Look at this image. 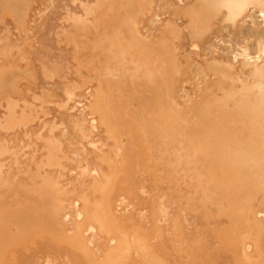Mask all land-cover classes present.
<instances>
[{
	"label": "rangeland",
	"instance_id": "rangeland-1",
	"mask_svg": "<svg viewBox=\"0 0 264 264\" xmlns=\"http://www.w3.org/2000/svg\"><path fill=\"white\" fill-rule=\"evenodd\" d=\"M0 1H1V0H0ZM2 1H3L4 3H3ZM2 1H1V3H0V5H1L2 7L0 6V7H1L0 9H1L2 11H3V9H4V10H5L4 12H7V11L9 10V11L6 13L7 15H3L4 12H2V13H3L2 16H6V17L9 18V19H10V17H11V19H10L11 22L8 21L9 19H6V20H5L6 17H4V20H5V22H6V25L8 26V27H7V26H5L4 21H3V20H0V24H1V25L4 23L2 26L0 25V28L2 27V29H1L2 31L0 30V31H1V32H0V35H1V36H0V39H1V37H2V39L0 40V59H2V60H0V72L2 71V72L0 73V74H1V76H0V88H1V89H0V94H2V93L4 94V95H2V96L0 97V126L3 128V130H4V128H5V130L2 131V129H1V127H0V129H1V130H0V136H1V134H2L1 131L3 132V134H2L3 137L1 136V139H0V140L3 139V141H0V143L2 144V145L0 144V151H2L1 149H4V148L8 149V150L5 149L6 151H10V150H11V151L9 152V154H7L5 150H4L5 152H4V151L0 152V154H1V153L5 154L4 156H3V154H2V156H0V164L2 165V166H0V181H1V182H0V186H1V187H0V196H1V197H0V200H1V201H0V202H1V206H0V208L2 209V211H1L0 213H1L2 216H3V214H4V216H5V214H6L5 217H4V216L2 217V218H3L2 221H0V223H1V224H0V228H1L0 231L2 230V231H1L2 233L0 232V251L2 250V251H1V255H0V257H1V258H0V262H1V263H4V264H5V263L8 264V262H9V264H12L11 262L13 261V258H15V256H16L17 259H18L19 261H20V260H21V261H20V263H19V262L15 259L16 262H15L14 264H23V263H25V264H39V263H40V259H41L40 256H42V254H43V257H45L46 254H47V258H43V261H42V259H41V263L46 264V262H47V264H48V263L51 261V264H71L72 261H73V260L71 261V258H72V257H73V259H74V257H75V258H76V257H80V258H78V259H75V261H78V262H79V263L77 262V263H75V264H81V262H82V260H83V257H84V258H85L84 260L87 261L88 264H101V263H103V262H104L103 264H105L106 259L103 258V256L106 257L107 254H110L112 259H110V257H109V259H110V262H112V264H117V263H115V259H114V258H117V259L119 258L118 261H123V264H132V263H133V264H140V257H142L143 254L140 253L141 255H140V257H139L138 249H136V247L138 246V245H137L138 242H137V241L134 242V238H135V237L132 236L133 238H131V237H130L131 232H129V231H131V229H132V231H133V228H134L133 225L135 226V224H136V226H138L139 229H140V228H143V230L145 229L144 231H143L142 229H140V231H138L139 229L136 228V226H135L136 229L134 228V229H135L134 231H136V230L138 231V233H137V235H136L137 238H138L139 235H141V239H142V237H145L144 234L146 233V237H148V240L151 239L150 241H146L147 238L145 239V242H146V243H145V245H144V247H143V250H145V249H146L145 247L148 246L149 243H150V245L148 246V248L151 247V248L153 249V246H154L153 254L156 252L155 254H157V255H156L155 258H157V256L159 257V262H157V264H161V263H160V262H161V260H160L161 258H163V261H165L166 264H170L171 262L168 263V261L166 260V258H167L168 255H167V252H166L165 248L162 246V239H163V238L161 239V236L164 237V234H165V232L161 229L160 218H159V215H160L159 211L161 212L160 207H159V203L162 201V197L166 198L168 201L170 200L169 202H171V204H172V205H171V204H170V205H171L172 209H174V210L172 211V209H171V208H170V209H171V211H172V213H173V216H174V219H175L174 221L172 220V222H173L172 224H175V223L177 222L178 225H179V223H180V226L177 225V227H178V229H179V228L181 229V230H179V231L176 230V229H175V231H173V227H174V225L171 226V233H170V235L168 236V237L171 238L170 246L173 247V250L176 249V248H177V249L180 248V249H181V252H184V251H185V253L183 254V256L186 257V262H187L186 264H193V261H194V264H217V262H220V264H229V263L232 264L233 262H234V264H240V263L242 264L243 259H242V261H240V256H241L242 253H244V251L242 252L241 250L243 249L242 246H243V242H244L245 240H243V242H242V246H241V242H240V240H239L240 243L238 242V240L234 241L235 243H234L232 240H231L232 242H229L230 239H231V237L233 236V233L231 232L232 234H231V236L229 237V235H230V233H229V232H230V227H229V229L227 228V225H229V224H227V223H229V221L227 220L229 217L227 218V216H230V208H231V209L233 208V210H231V211H232V214H231V216H230L231 219H229V220H230V221H231V220L234 221L236 218L239 219V216L241 215V213H239V212H238L237 210H235V209H239L243 204H245V206H243V208L246 210V212H249L250 210H253V211H254V214L252 215V218H251V216H250L251 214L248 216V213H246L245 210L242 211V212H243V218L240 216L241 221H240V220H235V221H236V222H235V224H236V226H235V228H236V230H235V231H236V234H235V231H233L234 234H235L234 237H235V239H238V238H239L238 236L243 235V233L241 234V232H240V231H242V228H243V227H238V230H237V225L239 224V226H240V225L242 226V224H245V222H247V225H248V224H249L248 222L250 221V224H249V225H252V226H251L252 228H251L249 225H248V226H249V227L251 228V230H252V231H251V235H252V233H253V235H252V236H249V240H248V241H249L250 243H253V246H254V244H256L255 242L258 241V245H255V248H256V249H254V251L256 250V252H253V253H251L252 255H250V257L253 256V257L255 258V257H256L255 254H257V253L259 252L258 250H262V244H261V242L264 241V240H263V238H264V235H263L264 229H262L263 231L261 230V228H260V225H261V224L259 225V224H257V222H256V225L260 228V232H259V230L256 231V232L253 231V226H254V229L256 228V227H255V224H254L253 216L255 215V212L258 211L259 209H264V206L261 205V207L258 208L259 205H260V203H259V205H258V202H253V198H252V201H251L250 197L254 196V198H256V199H257L258 197H255L254 194H251V193L249 194V193L247 192V191L249 190V188H248V190L246 189L247 191H245V189L243 188L244 186H242L243 189L241 188L239 191H236V189H231V188H229L230 185H229L228 182L221 183L220 181H221L222 178L220 179L221 176L218 174V173H220V172H218V171H221V170L218 169L216 172H213L212 170H216V169L214 168V167H216V164H215V166H214V164L211 165L210 163H208V165H207V162H206V161H205V162H206V164H205V163L202 161V160H204V159L202 158L203 155L200 154V156H199L198 153H196V155H197V157H196V158H197V162L200 164L201 161H202V167L200 166L201 164H200V165H199L198 163H195V164H194L193 161H190V162H193V164H194V165L192 164L193 166L191 167V164H190V163H189L190 165H188V162H187L188 160H186V157H182L181 152H180V153H179V152H176V153L174 152V151H175V148H176L178 145H176L175 148H174L173 146H172L173 148H171L170 146L173 145V144H174V146H175V144H177L178 142H180L181 146H182V144L184 143L183 146H182V147H184V146L187 144V142H188V144H187V148L189 149V147H188V145L190 144L189 142H191V140H192L193 138H196V136L199 135V134H197L198 131H196L195 128H190L191 126L193 127V126L195 125L196 129L198 128L201 134H202L201 131H203V133H204V129H203L202 127L205 126V124H204V125H203V124H202V125L200 124V123H201V119H203V118L200 117L201 119L198 120V118L196 117V115H197L196 112H198L199 115H202V114H200V112H201L200 110H201V109L198 110V109H197L198 107H196V106H193V107L191 108V105H195V103H196V101H198V99H199L198 102H199V104H200V102H201V103L203 102L202 99H205L206 97H210V94H209V96H207V95H208V93H207L208 91L206 92L207 95H206V93H205V98L202 96V95H204V94L201 95L202 97L199 96V95L202 93L201 91H204L205 89L207 90V89L209 88L210 84L212 83L211 78H210L209 81H208V84H207V82H206L207 80H205V79H207L206 77H208V76L210 77V76H211L213 73H215V72L213 71V68L209 70V67L205 70V68H206L207 66L204 67L205 64H204L203 62H201L200 60H198L199 58L204 57V56H205V57H210V56H211V57L209 58V59H211L212 56H213L214 59H211V60H209V59L207 60V58H206V59H205V60H206L205 63H206L207 61H211V63H212V61L214 60L213 63H214V66H216V64H217L216 59H217L218 61H220V60L224 61V60H225V57H226L227 60H225L223 63H222V62H220V63L218 62V65H219V67L221 66L220 64H224L223 66L227 65V66H225V67H226V69L229 68L228 70H231V73H230V74H232V72H234V73L236 72V73H237V69H235V68H238L240 65H241V66L245 65L244 67H246V66L249 65L250 63H253V64H254V65H252L253 68L250 67L251 65H249V66H247V67L250 68V69H249L250 71H254V66L256 65V62H257V63L259 62L258 64H260V62H264V52H263V53L261 52V51H264V39H263V38H264V34H262V32H264V31H263V30H264V23H263V22H264V19H263V20L261 19V18H262L261 15L263 16V13H264V11H262V9L264 8V4H263V3H264V0H242L243 2H242L241 0H215V2L217 1V3H215V4H216L215 9H216V7H217V9H216L217 11L215 12L214 8L212 7L215 13L212 11V9L209 10L210 8L205 9V8L208 7V6H204V9H205V10H208V11H207V15H209V11H210V15H213V14H214V15H213L214 18H213V19H210V20L208 19V18H210V16H207V19H208L209 21H208L207 19H205L206 15H204V14H206V13H205L206 11L203 9V5H204V4H202V3H205V2L208 3V0H202V1H201V0H195L197 4H198V2H199V4H202V5H201L202 7H200L199 5H196V4H195L196 6L193 5L194 2H195L194 0H193V1L191 0L192 2H191L190 0L187 1L186 4H188V2H191V3H189V4H191V5H193V7L195 6V7L197 8V9H196V8L194 7L193 10L196 9L195 11H197V14H198L197 16H199L198 18H197V16H196V17L194 16V13H195V12L193 13L192 8H188V6L190 7L191 5H189V4H188V5L183 4L184 7H178V4H176V3L174 2L175 0H172L173 3H172V2H170V3H171L172 5L175 3V4H176L175 7L177 8L178 11L176 10V11H177V12H176V11L174 10V8L171 7L172 5L169 4V6L171 7V8H169V9H170V10L172 9L171 11H173V13H174V11H175V15L172 13V16H171V11H170V10H169V13H170V14H169V13L167 14L168 9H167V12H166V11H165V12L163 11L162 13L157 12L158 15H159V17H160V18L162 17L163 19H160V18L158 17V15L156 14V11H158V9H159V8H158V9L156 8V7H159L158 4H157L159 0H156V1L153 0V1H154V4L156 3L155 5H157V6H154L155 8H154V7H151V4L153 3L152 0H149L150 2H149L148 0H146V1L144 2V5H146V6L148 7L147 10H146V6H145V9H143V8H144V5L141 6V5L143 4V1H144V0H142V1H141V0H134L133 3H132L133 0H132V1L129 0V2H128V0H127V2H125L126 0H120V1L116 0V4H117V1H118V4H117V6L115 5V6H116L115 8H114V5H113L112 7H111L110 5H109V6L107 5V3L110 4L111 2H112L111 4H115V3H114L115 0H103V1H101L102 3H100V4H99V1H100V0H93L92 3H91L92 0H90L89 3L87 2L88 0H87V1L84 0V2H83V0H82V3L85 4V7L82 5V6L84 7L83 10L81 9V10H82V17H85V18H86V16H87V17L89 16L90 18H89V17H88V18H89L90 20H92L91 18L94 17V19H96V20H95V21H94V20L92 21V23H91L92 26H90V25H91L90 23H89L90 25L87 23V25H88V27H87V26L85 25V24H86L85 18L83 19V18L81 17V18L78 19V21H79L80 19H82V21L84 20L85 23L82 24L81 21H79V22L81 23V25H80V27H79V26L77 25V24H79L78 21H77L78 16L75 17V18L73 17L75 20H74V19H71V20H70V19H68V20H67V19H63L64 21L67 20V22L70 20L69 22L71 23V25H72V24L75 25V22H77V24H76L75 27H76V28H77V26L79 27V28H77V29L79 30V32H77V29H76V30L74 29L75 31L73 30V31L75 32V34H74L73 31H71V32H72V33H71V37H72V38H70V36H69V37L67 36V38H66L65 35H66V31H70V30L72 29L73 25H72V27H71L70 25H68V23H69V22H68V23L66 24V25H68V27H66V25H64L65 22H64V23H63V22H62V23L59 22V21H63L62 18H65V17L63 16V15H64V12H63V15H62V11H55V10L53 9L54 11L52 10V12H51V10H50V13H54V15H53V14L48 13V11H47V10L50 8V7H47L48 4H50L49 6H51V7H52V5H53V8L55 7V5L61 6V4H59V3H60L59 0H55V4H54V1H51V0H48V1H47V0H45V1H46V2H44V3H45V4H44L45 7H44V5H43V3H42L44 0H43V1H40V0H33L34 2L31 1V3H29L30 0H21V1L19 0L20 2L17 1V0H14V2H13L12 0H7V1H6V0H2ZM8 1H9V3H8ZM38 1H39V2H38ZM56 1H57V4H56ZM64 1H67V0H64ZM64 1H61V3H63ZM74 1H75V0H74ZM105 1H106V2H105ZM107 1H108V2H107ZM109 1H111V2H109ZM161 1H163V0H161ZM161 1H159V2H160L159 4H160V5H163V9H164V7H166V6H167V8H168V4H167V3H168L169 0H167V1L164 0V1L167 2V3H165V2L163 1V2L165 3L166 6H164V4H161V3H162ZM176 1H177V0H176ZM209 1H210V0H209ZM218 1H219V2H218ZM221 1H222V2H221ZM225 1H226V2H225ZM229 1H231V3H230ZM244 1H245V3H247L246 6H244V4H245ZM22 2H24V5H22V4H23ZM69 2H70V0L67 1V5H68V7H69L70 9H72L71 12H72V13L74 12V13H73V16H75V15L78 14V13H75V12H79V13H80V16H81V10L76 6V2H78L77 5L79 6V5L81 4V3H80L81 1L76 0L74 6H71ZM86 2H87V3H86ZM120 2H122L123 4L120 3ZM135 2H136V3H135ZM137 2H138V4H137ZM141 2H142V3H141ZM211 2H212V1H211ZM213 2H214V0H213ZM236 2H237V4H236ZM238 2H239V6H238ZM241 2L243 3V5H242ZM16 3H19V4H16ZM38 3H41L43 6H42L41 4L38 5ZM46 3H47V4H46ZM79 3H80V4H79ZM94 3H95V4H98V5L95 7V6H94V5H95ZM119 3H120V4H119ZM127 3H128V4H127ZM139 3L141 4L140 6H139ZM148 3H151V4H148ZM222 3H223V4H222ZM251 3H252L254 6H253ZM13 4H15L16 6L13 5ZM64 4H66V3H64ZM71 4H72V2H71ZM90 4H92L93 7H92V6L89 7ZM101 4H102V5H101ZM129 4H131V5H130V9H129ZM133 4H135L134 7H135V6H138V8H133V6H132ZM136 4H137V5H136ZM147 4H148V5H147ZM175 4H174V5H175ZM210 4H211V3H210ZM215 4H214V5H215ZM217 4H218V6H217ZM234 4H235V5H234ZM255 4H256V5H255ZM7 5H8V6H7ZM18 5H19V6H18ZM27 5H30V6H31V7L29 6V9H30V10L32 9V10H31L32 12L29 11V10H27ZM33 5H34V6H33ZM46 5H47V6H46ZM69 5H70L71 7H70ZM87 5H89V6H87ZM99 5H101V6H99ZM103 5H105L104 7H106V5H107L108 7H106V8L104 9V8H103ZM124 5H125V7H124ZM152 5H153V4H152ZM207 5H209V3H208ZM211 5L214 6L213 3H212ZM222 5H223V6H222ZM228 5L231 6V7L229 8ZM236 5H237V6H236ZM247 5H248V6H247ZM20 6H21V7H20ZM25 6H26V8H25ZM38 6H39V8H38ZM58 6H56L55 8H57ZM80 6H81V5H80ZM80 6H79V7H80ZM82 6H81V7H82ZM126 6H127V7H126ZM179 6H180V5H179ZM185 6H187V7H185ZM198 6L201 8V12H199V13H198V11H200V9H198V8H199ZM232 6H233V7H232ZM256 6H257L258 8H257ZM16 7H17V8H16ZM41 7H43V8H41ZM46 7H47V8H46ZM64 7H65V6H64ZM74 7H75V10H76V11L73 9ZM81 7H80V8H81ZM86 7H87V8H86ZM99 7H100V10H101V8H103L104 10L107 9V10H106V11H107V14H108V13L110 14V15H109V14L107 15V14H106V11L102 10V11H103V13H101L102 16L104 15V16H107V17H108V16H111V17H112V15L114 14L113 17H114V16L118 17V16L120 15V16H119L118 18H116V19L118 20V19H120V17H122V19H120V20L122 21L121 25H120V23H119V24H118V26L120 25L119 27H111V26L114 25V24L117 26V23H118L119 20H118L117 22H115V19H114V22H113V21H112V20H113V17H112V18L110 17L111 20H110L109 18H106L107 20H106V19H103V18H105V17L103 16V18H100V17H101V14H98V15L100 16V17H98L97 13H100ZM110 7L113 8V9H115V10H116V9L119 10V8L121 7L120 10H119L120 12H121V10H122L121 14H120V12H116V11H114V13H113V10L110 9ZM139 7H141L143 10L139 9ZM218 7H219V8H218ZM234 7H235V8H234ZM244 7H245V8L248 7L247 10L250 12V14H248L249 12H248ZM253 7H254L255 9H254ZM259 7H260V9H259ZM2 8H3V9H2ZM9 8H10V9H9ZM18 8H19V10H18ZM45 8H46V9H45ZM65 8H67V7H65ZM69 8H68V10H70ZM91 8H92V10L94 11V13H93L92 11H91V13H87V12H86V14L84 13V10H85V9H86L87 11H88V10L90 11ZM108 8H109L110 10H109ZM124 8H125L126 10H124ZM132 8L134 9V12L132 11V10H133ZM182 8H183V9H182ZM184 8H185V9H184ZM186 8H187V9H186ZM228 8H229V9H228ZM231 8H232V9H231ZM233 8H234V9H233ZM236 8H237V9H236ZM249 8H250V10H249ZM6 9H7V10H6ZM34 9H35V11H34ZM38 9H43V10L40 11V10H38ZM44 9H45V11H44ZM59 9L63 10L62 8H59ZM59 9H58V10H59ZM128 9H129V10H128ZM136 9H137V10H136ZM152 9H154V10H152ZM161 9H162V8H161ZM161 9H160V10H161ZM179 9H180V11H181V10L183 11V12H181V15H182L183 13H185V14H187V15L184 14L183 16H181V15H180V12H179ZM218 9H219V10H218ZM1 10H0V11H1ZM12 10H13V11H12ZM22 10H25V12L22 11ZM56 10H57V9H56ZM68 10L65 9L64 11L68 12ZM138 10H139L140 12H139ZM151 10H152V11H151ZM155 10H156V11H155ZM164 10H166V9H164ZM188 10H189V11H188ZM230 10H231V11H230ZM243 10H246V11L243 12ZM251 10H253V11H251ZM259 10H260V11H259ZM263 10H264V9H263ZM14 11H15V12H14ZM26 11H27V12L29 11V12H28V14H29V15H28V18H27V16H26V13H27ZM33 11H34V13H33ZM37 11H39V12H38L37 14H35V12H37ZM98 11H99V12H98ZM102 11H101V12H102ZM111 11H112V14H111ZM127 11H129V12H127ZM131 11H132L131 16H133L134 13H135V16H133L134 18L132 17V21H131V16H129L130 14L128 15V13H130ZM143 11H144L146 14H145ZM147 11H148V12H147ZM190 11H192L193 15H192V13L190 14ZM202 11H205V12H202ZM211 11H212L213 14H211ZM223 11H224L225 13H224ZM232 11H233V12L235 11V12L233 13ZM241 11H242V12H241ZM258 11H259L260 13H259ZM20 12H21V13H20ZM44 12H45V17H46V15H48V16L46 17V19L48 18V19H49L48 21H49L51 24L53 23V24L56 26V23H57V24L60 26V28H61V25H62V31H60V33H62V32L65 31V32H64L65 35L63 36V38L61 37V36L63 35V33H62L61 36H58L59 38H58L57 36H54V37L58 38L57 40H54L55 38H53V35H54L53 32H55V31H56V32H57V31L59 32V30H60V29H59V26L57 25V26H58V27L56 26L57 28H55V26H54L53 24H52L51 26H49V22L46 23V19L44 20L43 18H41V16L43 15ZM60 12H61V13H60ZM66 12H65V14H66ZM71 12H70V13L68 12V13L70 14V17L68 16L69 18L72 17V13H71ZM104 12H105V13H104ZM138 12H139V15H140V16L138 15ZM150 12L153 13V14H151V16H147V17L145 16L146 18H142V17H141V15L144 17L143 13H144L145 15H149ZM154 12H155V14H154ZM178 12H179V13H178ZM186 12H188V13H186ZM230 12H231V13H230ZM245 12H246V15L244 14L243 16H241V15H242L243 13H245ZM14 13H16V14H14ZM30 13H31V14H30ZM57 13H58V14H57ZM59 13H60L61 15H60ZM118 13H119V15H118ZM125 13H126V14H125ZM163 13H166V14H167V15H166V14H164V15H166V17H168V18H167L168 20H172V19L174 18L173 16H175L174 21H172V22L179 21V22H176V23H179V24H177V27H175L176 25H174V27H175V31L172 30L173 33H172V31H171V28H174V27L171 26V28H170V27L167 26L166 29H168V28L170 29L169 32H168V33H169V36L167 35L168 37H167V36L164 37V35H161V36L158 35V34H159L158 31H160V33L163 32V31H162V30H163L162 27H166V25H169V26L172 25V24H171V23H172L171 21H170V24H169V21H167V19L164 18L165 16L162 15ZM176 13H177V14H176ZM200 13H201V14H200ZM226 13H227V14H226ZM232 13H233V14H232ZM235 13H237V14H235ZM238 13H239V14H238ZM0 14H1V12H0ZM8 14H9V15H8ZM32 14H34V17H33ZM74 14H75V15H74ZM83 14H84V15H83ZM87 14H88V15H87ZM92 14H93V16H92ZM115 14H116V15H115ZM122 14H123V15H122ZM136 14H137L139 17H141L142 19L139 18V17H137ZM160 14H161V15H160ZM178 14H179V15H178ZM199 14H200V15H199ZM202 14H203V16H205L204 18H203V17H200V16H202ZM222 14L224 15V17H223ZM16 15H17V17H18L19 19H17ZM30 15L32 16V18H31ZM35 15H36L37 17H38L39 15H41V16L38 17V19H36L37 17H36ZM59 15H60V17H61V16H63V17L60 19ZM66 15H68V14H66ZM78 15H79V14H78ZM121 15H122V16H121ZM126 15H127L128 17H126ZM156 15H157V17H156ZM168 15H169V16H168ZM177 15H178V16H177ZM188 15H192V16H193V18H191L192 16H189V18H191L193 21H194L195 19H197V20H195V21L193 22L194 24L191 22V23H189V24L187 25V22H189V20H188V17H186V16H188ZM230 15H233V16L230 17ZM253 15H254V16H253ZM0 16H1V15H0ZM2 16H1V17H2ZM8 16H9V17H8ZM22 16H23V17L25 16V17L23 18ZM43 16H44V15H43ZM43 16H42V17H43ZM50 16L53 18L54 21H52V18H50ZM80 16H79V17H80ZM91 16H92V17H91ZM234 16L236 17L235 20H236V22H237V26H236V25L234 24V22H233V21H235V20H233V19H234V18H233ZM240 16H241L242 18H244V16H248V17H245V19H242V18H240ZM259 16H260V17H259ZM35 17H36V18H35ZM45 17H44V18H45ZM54 17H55V18H54ZM58 17H59V18H58ZM136 17L139 18V19H137ZM148 17H149V19H147ZM151 17L154 18V19H152ZM171 17H172V19H171ZM178 17H179V20H177ZM180 17H181V18H180ZM184 17L187 18V20L185 19V21L183 20V22H182V19H183ZM237 17H238L239 19H242V21L239 20V22H242V23H238V21H237V20H238ZM253 17H254V18H253ZM257 17H258V18H257ZM2 18H3V17H2ZM2 18H0V19H2ZM15 18H16V19H15ZM169 18H170V19H169ZM200 18H201V19H200ZM216 18H218V19H216ZM219 18H220V19L222 18L221 22H220V19H219ZM246 18H247V19H246ZM263 18H264V17H263ZM14 19H15V20H14ZM20 19H21V20H20ZM22 19H23V20H22ZM24 19L27 20V22L24 23V22H23ZM29 19H31V21H32V19H33V20L36 19V20H38V21L34 20L35 23H33V22H31ZM50 19H51L52 22L50 21ZM89 19L86 18L87 22H88ZM101 19H103V22L101 21ZM134 19H136L135 22L133 21ZM143 19H144V20H143ZM145 19L147 20L146 22H145ZM159 19H160V20H159ZM202 19L205 20V23H204V21H203V22L201 21ZM215 19H216V20H215ZM223 19H224V20H223ZM40 20H41V21H40ZM56 20H57V21H56ZM72 20L75 21V22L73 23ZM90 20H89V21H90ZM104 20H105V22L108 21V22L110 23V24H109V25H111L110 28H108V24H107V22L104 23ZM137 20L139 21V23H138ZM142 20L144 21V23H142V22H143ZM155 20H156V21H155ZM161 20H162V21H161ZM165 20H166V21H165ZM175 20H176V21H175ZM212 20H213V21H212ZM231 20H232V21H231ZM258 20H259V21H258ZM260 20H262V21H260ZM39 21H40V22H39ZM121 21H120V22H121ZM123 21H124V22H123ZM136 21H137V22H136ZM186 21H187V22H186ZM190 21H191V20H190ZM206 21L209 22L208 24H211V23L213 22V23L215 24V26H213V25H205V26H204V24H207ZM215 21L218 22V23H216ZM228 21H229V22H228ZM257 21H258V22H257ZM8 22H9V24H8ZM18 22H19V23H18ZM28 22H29V24H28ZM54 22H55V23H54ZM94 22H95V23H94ZM112 22H113L114 24H113ZM153 22H154V23H153ZM161 22H162L163 24L165 23L166 25L163 26V24H159V23H161ZM200 22H201V23H200ZM255 22H257L258 24H257V23L254 24ZM261 22H262V23H261ZM11 23H12L13 25H11ZM20 23H21V24H20ZM26 23H27V27H26V25H25ZM31 23H32L33 26L31 25ZM38 23H41V24L43 23L42 25L40 24V25H41V28H40V25L37 26ZM96 23H97V28L100 27L99 29H106V28H104V27H107V29H112V30H109V34H110V33H113L112 36H113V37H116V40H118V38L124 40V39H123V37H124V38H126V39L128 40V41H126L125 43H127V42L129 43L130 40H131L132 42H130L129 44L127 43L126 48L123 47V46H121V48H119L120 45H121L122 40H118V41L116 42V45H117V43H118L119 41H120V43H119L120 45L118 44V45H117V49H115V48H116V47H115V43L113 44V42L116 41L115 38H114V40H115V41H114L113 38H112V36H111V39H112L113 41H110V40H109L110 38H107V37H109V34L107 33V31H104V30H103L104 32H102V31H101V32H102V33H107L108 35H107V34L102 35V36H104V37L99 36V34L97 35V34H96V33H97V28H95L96 26H94V24L96 25ZM103 23H104V24H103ZM126 23H127V24H126ZM130 23H131V24L133 23V25H131ZM151 23H152V24H151ZM156 23H157V25L159 24L158 27H160V25H161V28H162V29H161V28H158L157 25H156ZM176 23H173V24H176ZM199 23H200V24H199ZM213 23H212V24H213ZM223 23H224V24H223ZM22 24H23V25H22ZM60 24H61V25H60ZM102 24H103L104 26H103ZM105 24H106V25H105ZM123 24H124V26H122ZM136 24H137V25H136ZM138 24H143V26H145L144 28H145V29L147 28L146 31L148 30V28H151V25L153 26V24H154L155 28L153 27V28H151V30H149V31L146 32L145 29L142 28V25L140 26V25H138ZM146 24H148V25L146 26ZM192 24H193V25H192ZM198 24H199V25H198ZM218 24H220V25H218ZM221 24H222V25H221ZM231 24H232V26H231ZM243 24H244L245 26H244ZM246 24H248V25H246ZM250 24H251L252 26H251ZM260 24H263V25H260ZM24 25H25V27H24ZM83 25H85V27H86L87 29H88V28H90V29L87 30ZM100 25L103 26V27H101ZM126 25H128V26H126ZM130 25H131V27H134V26H135L134 28H136L137 26H139L140 28H142V29H140L139 27H137V30H136V31L138 32V35H139V36H137V37H140V38H141V34H142L143 31H144V34H143L142 37H144L147 41H148V37H150V38H151V39H150V44H151V40H152V43H153L154 40H158V41H159L160 39L162 40L161 44H159V45H161L160 49H158V45H157V47H156V45H155L156 48H152V47L154 46L155 43H154L153 45L148 44L149 47H151L153 50L156 49V51H154V53L156 52V53H155L156 55H155L154 53H152L153 50L150 49V48H149V49L151 50V52H149L150 50H148V48H147V49L144 48L145 50H148L147 53H144L145 50H144V49H141V48H142V45H141V46L139 45L138 47H137V46H134V45H133V46L130 45V44H132V43L135 44V45L138 44V43H137L138 40L135 39V37H132V34H133V33L131 32V31L133 30V31H134V34H136V31H135L133 28H131ZM149 25H150V26H149ZM184 25H185V27H184ZM195 25H196V26H195ZM200 25H203V26H204L203 29H204V28H206V29L208 28V29H209V32H207L208 29H207V31H205V30L202 31V29H201L202 26L200 27ZM234 25H235V27H234V31L236 30L237 27H238L237 30H239V26H240V27L242 26L241 28H243V26H244V28H243V29L240 28L242 31H241V30H239L238 32L235 31L236 34H237L236 36H238V37H235V34H234V33H231V31L229 32L230 37H232V38L234 37V38H235V39H232V40H233V41H232V40L228 37V31H226V32H227V33H226V32H225V29H226V30H227V28L230 29L229 26H231V27L233 28ZM257 25H258V26H257ZM4 26H5L6 28H8L9 32H8V30H7L6 28H4ZM9 26H10V27H9ZM13 26H14L15 28H14ZM20 26L24 27V28H23V31H24L23 33H22V28H20ZM31 26L34 27V28H32ZM36 26H37V27H36ZM48 26H49V27H48ZM89 26H90V27H89ZM148 26H149V27H148ZM206 26H207V27H206ZM223 26H224V27H223ZM226 26H227V27H226ZM253 26H254V27H253ZM12 27L14 28V30H16V29H17V30L14 31V30L12 29ZM28 27H29V28H28ZM35 27H36L37 29H36ZM47 27H48V28H47ZM53 27H54L55 29H58V30H54ZM75 27H74V28H75ZM122 27H124L125 33H129V34L124 35L123 32L120 33L121 29H123ZM181 27L183 28V30L181 29ZM192 27H193V28H195V27L197 28V27H198V28H197V29H192ZM250 27H251V29H250ZM25 28H26V29L28 28L29 31H27ZM38 28H39V29H38ZM46 28H47L48 30H46ZM51 28H52V29H51ZM69 28H71V29H69ZM91 28H92V29H91ZM113 28H114L115 30H114ZM3 29H5V30L3 31ZM10 29H12L13 31H10ZM24 29H25L26 31H25ZM31 29H33V31H32ZM80 29H81L83 32H87V31H88V32L91 34V37L94 36L93 38H95V44H94V42H90V43H92L94 46H93L92 44H88V46H90V45L92 46V47L90 48V47H88L86 44H84V43L86 42V41H85V40H86L85 37H86L87 34L84 35L83 32H82V35H83L84 37L81 35V36L83 37V38H82V37H81V38H82V40L84 39L83 41H85V42H84V43L81 42V43L79 44V41H77L76 38L80 37V35H79V34H80ZM95 29H96V30H95ZM99 29H98V32L100 33V30H99ZM119 29H120V31H117V30H119ZM138 29H139V31H138ZM153 29L156 30V32H158V34H157L158 37L156 36L157 38L154 36V35H155V34H154L155 32H154ZM180 29H181V30H180ZM198 29H199V31H201L203 34H205V33L207 34V35H205V36H206V38H208V41H207V39H206L204 36H202L203 34H200V35H201V38H200V36H199V37H196L195 34H197V33H199V32H197V33L195 32V33H194L193 30L198 31ZM223 29H224V30H223ZM245 29H246V30H245ZM248 29H250V30L248 31ZM255 29H256V30H255ZM53 30H54V31H53ZM63 30H64V31H63ZM86 30H87V31H86ZM113 30H114V31H113ZM124 30H123V31H124ZM140 30H143V31H140ZM185 30H186V32H190V33H191V35L188 33V34L190 35L189 39H188V36H189V35L185 32ZM244 30H245V32H244ZM252 30H253V31H252ZM17 31H18V34H19L18 36H17V34H16ZM150 31L152 32L151 35H150V33H149ZM167 31H168V30H167ZM167 31L164 29V33H163V34L166 35ZM170 31H171V33H170ZM232 31H233V30H232ZM251 31H252V32H251ZM257 31H258L259 33H257ZM20 32H21V33H20ZM25 32H26V33L29 32V33L26 34ZM58 32H57V33H58ZM76 32L79 33V34H77V37H73V36H76ZM88 32H87V33H88ZM115 32L118 33V34L120 33V37H119V35H118V36L115 35V34H116ZM174 32H175V33H174ZM204 32H205V33H204ZM243 32H244V33H243ZM248 32H250V33H248ZM253 32H255V33H253ZM11 33H12V34H11ZM30 33H31V34H30ZM32 33H33V35H34L33 38H31V37L33 36ZM93 33H94V34H93ZM139 33H140V34H139ZM147 33H149V34H148L149 36H148V37H147V36L145 37V35H147ZM168 33H167V34H168ZM192 33H194V34H192ZM230 33H231V34H230ZM238 33H240V34H238ZM246 33H248V34H246ZM2 34H3V36H2ZM21 34H22V35H21ZM25 34H26V35H25ZM52 34H53V35H52ZM58 34H59V33H58ZM67 34L70 35V33H68V32H67ZM73 34H74V35H73ZM134 34H133V36H134ZM171 34H172V35H171ZM186 34H187V35H186ZM210 34H211V35H210ZM218 34H220V35H218ZM232 34H234V35L231 36ZM244 34H246V35H244ZM250 34H251V35H250ZM253 34H254V35L256 34V35L254 36ZM4 35H5V37H4ZM8 35H9V36H8ZM12 35H13L14 37H13ZM20 35H21V36H20ZM29 35H31V36L29 37V39H27ZM55 35H56V34H55ZM72 35H73V36H72ZM78 35H79V36H78ZM88 35H89V34H88ZM100 35H101V34H100ZM110 35H111V34H110ZM136 35H137V34H136ZM193 35H195V38H193ZM197 35H198V34H197ZM11 36H12V37H11ZM24 36H26V37H24ZM96 36H97V37H96ZM191 36H192L193 40L190 41V43L193 42V43L199 44V46H202V45L204 44L203 40H204L205 42H210V40L212 41L211 38H214V40L212 41V43L214 42V43H216V44L213 45L212 43H208V44L206 43V44H204L205 47H204V46L202 47V48H205V49H202L201 47H200V48H201V49H200L199 46H198V50L200 49V56H201V57H200L199 54H198V53H199L198 50H197L198 52H196L195 50H192V49L190 48V44H188L189 46H187V43H188L187 40H191V39H192ZM212 36H214V37H212ZM216 36L218 37V39H217ZM220 36H221V37H220ZM249 36H250V37H249ZM252 36H253V37H252ZM91 37L87 36L88 39H90ZM162 37H164L165 39H169V42H170V43L167 42V40H163ZM166 37H167V38H166ZM169 37H170V38H169ZM185 37H186V38H185ZM227 37H228V38H227ZM247 37H248V38H247ZM258 37H259V38H258ZM12 38H14V40H13ZM35 38H36V39H35ZM39 38H40V40H39ZM60 38H61V39H60ZM64 38L67 39V41H66ZM97 38H98V39H99V38H100V39H101V38H104V40H103V39H101V40L99 39L100 41H98ZM133 38H134V39H133ZM172 38L175 39V40H173ZM198 38H199L201 44L199 43ZM202 38H203V39H202ZM209 38H210V39H209ZM220 38H221V39H220ZM245 38H246V39H245ZM21 39H24V40H22V43H25V42H26V43L28 44V45H27L28 47L22 46L23 44L21 43ZM31 39H33V40L31 41ZM34 39H35V40H34ZM62 39H63V40H62ZM68 39H71V40L74 39V44H76V45H75L76 47H77V42H78V46H80L81 44H84V45L88 48V49H87V48L84 49L85 53H84L82 50H79L80 47H78V50H79V51H82V52H83V55L87 54V55H85L86 57L83 56V55L81 54L82 52L77 51L76 48H75V49H76V50H75V49H74L75 46L72 45V44L70 45V44H69L70 41H69ZM78 39H79V38H78ZM142 39H143V38H142ZM176 39H177V40L179 39V40L177 41V43H175V42H176ZM196 39H197V42H198V43L195 41ZM219 39H220V40H219ZM227 39H228V40H227ZM255 39H256V41H255ZM259 39H260V41H259ZM11 40H12V41H11ZM18 40L20 41V43L17 42ZM28 40H30V42H28ZM41 40H42V41H41ZM48 40H50V41H48ZM60 40H62V41H63L64 43H66V44L63 45L62 41H61V43H60ZM75 40H76L77 42H76ZM82 40L80 39V41H82ZM146 40H145V41H146ZM161 40H160V41H161ZM217 40H218V41H217ZM226 40H227V42H226ZM235 40H236V41H235ZM5 41H6L7 44H5ZM13 41H14V42H13ZM15 41H16V44H15ZM24 41H25V42H24ZM40 41H41V42H40ZM54 41H57V42H58V44H57L58 47L55 45L57 42H56L55 44H53ZM65 41H66V42H65ZM68 41H69V42H68ZM90 41H94V39H91ZM96 41H98V42H96ZM158 41H157V42H158ZM183 41H186V42H185V43H186V46H185V43H183ZM194 41H195V42H194ZM2 42H3V43H2ZM11 42H12V43H11ZM33 42H36V43H33ZM37 42H38V43H37ZM72 42H73V40H72ZM75 42H76V43H75ZM140 42H143V40H142V41H139V43H140ZM157 42H156V43H157ZM165 42H167L168 45L164 46V45H165ZM181 42H182L184 45H183ZM202 42H203V43H202ZM231 42H232V45H233V46H231ZM241 42H243L244 44H243V45H240ZM260 42H261V43L263 42V43L261 44ZM18 43H19V44H18ZM67 43H68L69 45H68ZM86 43H89L88 40H87ZM100 43H102V44H100ZM104 43H106L107 45H108V44L110 45V46L108 45L110 48H109V47H107V48H109V49L112 50L113 52L118 51V53L116 52V53L111 54L112 51H110L109 53L106 52L107 49L104 47V46H106V44L104 45ZM122 43H123V42H122ZM136 43H137V44H136ZM144 43H145V42H144ZM163 43H164V45H163V50H162V44H163ZM174 43H175V44H174ZM179 43H180V44H179ZM226 43H227V44H226ZM228 43H229L230 45H229ZM20 44H21V45H20ZM42 44H43V45H42ZM61 44H62L63 46H62ZM123 44H124V43H123ZM140 44H141V43H140ZM146 44H147V43H146ZM173 44L175 45V48H176V49L178 48V49H177L178 51H176V49H175L174 47L172 48L171 45H173ZM177 44H178V45H177ZM238 44H239V46H238ZM250 44H251V45H250ZM2 45H3V46H2ZM11 45H12V46H11ZM17 45H18V48L21 46L19 49L17 48L18 50H20V52L22 51V52H25V53H26V55H27L26 58H25V55H22V52H21V53H20V52L18 53L20 56L17 55V52H18V51L16 52L17 49L15 48V46L17 47ZM25 45H26V44H25ZM29 45H30V47H29ZM47 45H48V46H47ZM54 45H55V46H54ZM60 45H61V46H60ZM67 45H68V46H67ZM84 45H82L81 47H82V48L85 47ZM98 45H100V46L98 47ZM102 45H104V46L102 47ZM112 45H114V47H113ZM182 45H183V46H182ZM13 46H14V47H13ZM31 46H32V47H33V46H36V47L32 49ZM66 46L69 47V48H70V46H73V48H71V50L73 49V50H72L73 53H74V50H75V53H76V55H75V53H74L75 57H74V55L71 53L72 51H71V50L69 51V48H65ZM127 46H129V52H128L129 55H128V57L126 56L128 59L125 58V56H124V54H123V53H126V54H127V51L125 50L126 52H124V50H121L122 48H123V49H124V48L127 49V48H128ZM143 46H147V45H144V44H143ZM177 46H178V47H177ZM180 46H181V48L179 49ZM220 46H221L222 48H221ZM234 46H235V47H234ZM253 46H254V47H253ZM261 46H262V47H261ZM8 47H9V48H8ZM22 47H23V49H22ZM53 47H55V48H53ZM93 47H95V48L93 49ZM97 47H98V48H97ZM101 47L103 48V50H102ZM111 47H112L114 50H113ZM134 47H135V49H136V52H135V53H134V51H135ZM139 47H141V48H139ZM186 47H188V48L186 49ZM219 47H220V48H219ZM257 47H258V48H257ZM11 48H12V49H11ZM24 48H25V49H24ZM82 48H81V49H82ZM167 48H168L169 50H170V49H175L174 52H177L178 54L176 53V55L181 56V58L178 57V59H179V58H180V59H179V60H176L177 57H176L175 53H174L175 56L171 55L172 57L170 58V55H168V56H167L168 58H167L166 55H167L168 53H170V54L172 53V52H169ZM182 48H184V49H182ZM239 48H240V49H239ZM250 48H251V49H250ZM252 48H254V49H252ZM14 49H15V50H14ZM21 49H22V50H21ZM31 49H32V51H31ZM36 49H37V50H36ZM39 49H41L42 51L39 50ZM46 49H47V50H46ZM51 49H52V50H51ZM97 49H98L99 51H96V53L94 54V56H96V58H97V59H96V58L93 57L92 54H90V53H88V52L90 51L91 53H94V52H95L94 50H97ZM105 49H106V50H105ZM109 49H108V50H109ZM185 49H186L187 51H189V50L191 49L192 52H191V51H189V52H191V54H192V55H191V56L193 57L192 59H191V56H190L189 54H188V56L186 55V56L188 57V60H187V57L185 58V52H186ZM218 49H219V50H218ZM221 49H223V51H224L226 54H228L230 57H227L228 55H226L223 51L221 52ZM262 49H263V50H262ZM11 50H13L14 52H16V55H15V53H14L13 51H11ZM26 50H27V52H26ZM28 50H29V53H28ZM57 50H58V51H57ZM86 50H87L88 52H87ZM100 50H101V51H100ZM108 50H107V51H108ZM127 50H128V49H127ZM137 50H139V51L141 50L140 52H142L143 50H144V51H143V52L141 53V55H140V52L138 51V52H139V53H138ZM181 50H184L185 52H183V51H181ZM250 50H251V51H250ZM260 50H261V51H260ZM33 51H34V52H33ZM39 51H40V52H39ZM67 51H68V52H67ZM76 51H77V52H76ZM119 51H120V52H119ZM159 51H161L162 53L159 52ZM180 51H181V52H180ZM217 51H218V52H217ZM10 52H11V53H10ZM12 52H13V53H12ZM30 52H31V53H30ZM46 52H47V53H46ZM50 52H51V53H50ZM103 52H104V53H103ZM130 52H131V54H130ZM148 52H149V53H148ZM158 52H159L160 54H159ZM166 52H167V53H166ZM182 52H183L184 54H183ZM204 52H205V53H204ZM237 52H238V53H237ZM27 53H28V54H27ZM77 53H78V54H79V53L81 54V56H79V57H80L79 60H78V58L76 57V56L78 55ZM98 53H99V54H98ZM143 53H144V54H147V55H149V54H150V55H153V54H154V58H153V57H152V58H153V59L156 58L157 61H155V60L153 61V59L151 60V57H150V56H149V57H148L147 55L142 56ZM164 53H165L166 55H165ZM201 53L203 54V56L201 55ZM218 53H219V55H217V57H216L215 54H218ZM220 53H221V54H220ZM10 54H11V55H10ZM45 54H46V55H45ZM64 54H65V55H64ZM71 54H72V57L77 58V61H78V62L80 61V59H81L82 56L85 57L86 59H87V58H88V59H89V58H92V59H89V60L87 61V63H86V66H85V67H86V71H85V68L83 67V65L80 64V63H84L85 61H84L83 59H81V60H83V62H79V63L77 62V63L79 64V66H78V68H77V71L80 69V70H79L80 74H83V72L85 71V72H84V75H82V76H85V74H86V77L82 78L81 75H80L81 77H78V75H77L78 72H77V71H76L77 74H75L76 66H77L78 64H75V63H76V62H75L76 59H74V58L72 59ZM105 54L109 55L111 59H114V58L116 57V58H115L116 60H117V58H118V60H120V61H119V62H120V65H119V66H121V67H120L121 70H120L119 72H118V71H115V70L119 69V68H117L118 66L115 67L116 65H118V64L115 65V63L118 62V61L116 62L115 59L112 60L113 66L110 65V64H112V63L110 62V64H108L107 68H105V69L102 68V67H104L105 65H107V63H109V62H107V63L105 64V62L108 61V59H106V58H108V56H107V55L105 56ZM114 54H115V55H114ZM119 54H120V55H119ZM121 54H122L124 57L121 56ZM138 54L142 57V58L139 57V59H142V60H143V61L141 60L142 63H140V61L137 63V61H136V60H139V59H138V56H136V55H138ZM157 54H159V55L157 56ZM172 54H173V53H172ZM186 54H187V53H186ZM193 54H194V55L198 54V55H197V56H194ZM209 54H210V55H209ZM211 54H214V55H211ZM222 54H223V58H224V59L222 58ZM261 54H262V55H261ZM8 55H9V56H8ZM13 55H15V57H14L13 60H11L10 68L12 67V69H10V68L8 67V64H7V63L10 62V58H11V57L13 58ZM37 55H38V56H37ZM44 55H45V56H44ZM68 55H69V57H70L71 59L68 57ZM88 55H89V56H88ZM113 55H114V56H113ZM160 55H161V56H160ZM163 55H164L165 57H164ZM183 55H184V57H183ZM207 55H208V56H207ZM225 55H226V56H225ZM242 55H243V56H242ZM17 56H19V58H18ZM22 56H23V57H22ZM39 56H40V57H39ZM41 56H42L43 59L41 58ZM43 56H44V57H43ZM99 56H100V57H103V56H104V57H103V59H104V63H103V65H104V64H105V65H104V66L102 65V67H101V65H99V62L102 61L101 58H100ZM132 56H133V57H132ZM189 56H190V58H189ZM260 56H261V57H260ZM262 56H263V57H262ZM16 57H17L21 62H20ZM46 57H47V59H46ZM113 57H114V58H113ZM136 57H137V58H136ZM144 57H145V58H144ZM160 57H161V58L163 57V58L165 59V61H164L163 58H162L163 60H162V59L159 60ZM194 57H195V58H196V57H199V58H198V59H195ZM205 57H204V58H205ZM12 58H11V59H12ZM21 58H22L23 60H22ZM24 58H25V59L28 58V61H27V60L25 61V66H29V67H25V66L23 65V64H24L23 62H24V60H25ZM51 58H52V61H51ZM53 58H54V59H53ZM56 58H58V59H56ZM85 58H84V59H85ZM99 58H100V59H99ZM110 58H109V61L111 60ZM147 58H150L149 62H151V61L154 62L153 64H152V62H151V64H152V67L155 66V68H158V67H159V65L156 66V64H158L159 62H160L159 64H161V63H162L161 61H163V63L161 64V66H163V64L166 65V62H170L169 64H172L171 66H172L173 68L176 66L177 69L179 68V65H180V64L183 66V64H184V62H185V63H186L185 66H190V67H187V68H189L188 71H189V73L191 74V80H192L193 84L198 85V87L195 86V85L192 86V84H191L190 82H188V81H190V80H189V79H190V78H189L190 75H189L188 71L186 70L187 68H186L185 66H183V67L179 68V69H180V72L182 71V75L179 76V75L181 74V73H179V75H178L179 78H178V79H177L178 76L173 78V80H174V87H175V88H172L173 84L170 83V84H169L170 88H167V89H166V87H165V85H164V84L166 83V82H165V81H166V80H165V75L168 76L169 73H168V74H164V73H166L167 71L170 72L169 70H171V69H173V68L167 70L168 68H170V66H168V67L165 66V67H164L165 70L163 71V68L160 66V69H157L156 71H154V70H155L154 68L151 70L152 67L149 68V66H151L150 63H149L148 61H146V60H148ZM183 58H185L186 61H185V59H184V62H183V60H182ZM230 58H231V60H229ZM253 58H254V59H253ZM259 58H260V59H259ZM5 59H6V60H5ZM15 59H17V60H16V64H17L18 61L20 62V63L18 62L19 65L17 64V65H18V68L16 67V66H17L16 64H15V67H14V64L12 63V62L15 61ZM86 59H85V60H86ZM124 59H126V61H125ZM189 59H190V60L195 59V60H194L193 63H192V62L189 63V61H190ZM219 59H220V60H219ZM235 59H236L237 61H238V59H240V60H239L240 65H238V62H235ZM41 60H42V61H41ZM49 60H50V61H49ZM72 60H74V61H72ZM96 60H98V61H96ZM105 60H106V61H105ZM123 60H124V62H123ZM127 60H128V61H127ZM131 60H132V61H131ZM144 60H145L148 64H147ZM166 60H168V61H166ZM201 60H203V59H201ZM228 60H229L230 62H232V63H229ZM233 60H234V61H233ZM261 60H262V61H261ZM1 61L4 63V65L6 64V66H7L9 69L6 70V68H5L6 66L4 67V66H3V63H2ZM5 61H6V62H5ZM48 61H49V62H48ZM92 61H95V62H92ZM129 61H130V62H129ZM227 61H228V62H227ZM241 61H242V62H241ZM243 61H246L247 64L244 63ZM34 62H35V63H34ZM37 62H38V64L40 65V67H39V65L37 64ZM59 62H60V63H59ZM70 62H71V63H70ZM74 62H75V63H74ZM90 62H91V63H90ZM97 62H98V64H97ZM119 62H118V63H119ZM143 62L146 63L145 66H146V67L148 66L147 68H144V67H143V66H144V65H143L144 63H143ZM164 62H165V63H164ZM182 62H183V63H182ZM187 62H188V63H187ZM195 62H196L197 64H196ZM200 62H201L202 64H201ZM233 62H234V63H233ZM1 63H2V64H1ZM21 63H22V64H21ZM47 63H48V64H47ZM66 63H67V64H66ZM73 63H74V64H73ZM93 63H94V64H93ZM95 63H96V64H95ZM122 63H124V64H122ZM125 63H126L127 65H126ZM130 63H132V65H131ZM139 63H140V65H141L142 68H144V69H146V70L149 68L150 71H149V72H147L148 70H147V71H146V70L141 71L142 68L140 67ZM178 63H179V64H178ZM191 63H192V64H191ZM208 63H209V62H208ZM227 63H228V64H227ZM242 63H243V65H242ZM248 63H249V64H248ZM11 64H12L13 66H12ZM33 64H34V65H33ZM68 64H69V65H68ZM88 64H90V67H89ZM92 64H93V65H99V67H100V70H98L99 68H97V71H96V72L99 73V75H95L96 77H100V78H101L103 75H105L106 78H107V79H105V80H108V81L110 80V81H109V82L111 83L110 86L113 85V84H114V85L116 84V85H117V88H116V85H115V87L113 86V87L115 88V89L113 88L114 90H113L111 87H110V88H111V89H110L109 86H108V85H109V84H108V81H107V82L104 81V79H103L104 77H103L102 79H100V78L97 79V78H96V80H93V79H95V78H92V77H94V74L96 73V72L94 71L96 68L93 70L94 66H93ZM101 64H102V62H101ZM121 64H122V65H121ZM187 64H188V65H187ZM189 64H191V65H189ZM198 64H200V67H201V68L198 67V66H199ZM203 64H204V65H203ZM231 64H232V65H231ZM30 65L33 66V68H32V67L30 68ZM41 65L45 66L46 71H47L48 69H49V71H50V69L52 68V69H51V70H53L52 72H55V74H53V76L55 75V77H52V79L50 78V80H52V81H50L49 78L47 79V77H48L49 75H48V71H47V74L45 73V71H44L45 69H43V71H42V72H44V73H42L41 75L39 74V72L41 73V70H42V69H39V68H41ZM81 65H82V66H81ZM87 65H88V66H87ZM109 65H110V66H109ZM125 65H126V66H125ZM128 65H130L131 67H130V68L127 67ZM133 65H134V68H138L137 71H135L136 69L133 70V69H134V68H133ZM138 65H139V66H138ZM167 65H168V64H167ZM197 65H198V66H197ZM210 65H211V64H210ZM212 65H213V64H212ZM218 65H217V66H218ZM233 65H234L235 68L233 67ZM260 65H261V64H260ZM260 65H259V66H260ZM19 66H20V67H19ZM22 66H24L25 68L22 67ZM37 66H38V68H37ZM43 66H42V67H43ZM70 66H72L73 69H71ZM74 66H75V68H74ZM80 66L82 67V69L80 68ZM123 66H124L125 68H124ZM192 66H193V67H192ZM194 66H195V67H194ZM196 66H197V68H196ZM228 66H229V67H228ZM236 66H237V67H236ZM13 67H14V68H13ZM49 67H50V68H49ZM61 67H62V68H61ZM64 67H65V68H64ZM87 67H89L90 69L87 68ZM97 67H98V66H97ZM109 67H111V69H110ZM112 67H113V68H112ZM122 67H123V68H122ZM202 67H204V69H203ZM221 67H222V66H221ZM221 67H220V68H221ZM231 67H233L234 70H233V68L231 69ZM244 67L241 68V69H243V70H240V71H239V68H240V67H239V68H238V71H239V72H242V74H244V77H245V78L248 77L249 81H252V88H253V85H255V84L257 83V81H255V82H256V83H255V82H253V79L250 80L251 78H249L248 75H250L251 72H250V74H248V73H249V70L247 71L248 68L245 69ZM3 68H4L5 70H3ZM47 68H48V69H47ZM63 68H64V69H63ZM66 68L68 69L69 72L67 71ZM115 68H116V69H115ZM132 68H133V69H132ZM140 68H141V69H140ZM190 68H191V69H190ZM195 68H196V70H195ZM210 68H211V67H210ZM22 69H23V70H22ZM32 69H33V70L36 69V71H37V72H36V71L34 70V71L36 72V73H35V72H34V73L37 74L36 77L34 76L36 79H34V77H33V80H35V81L32 80V76L35 75V74H33V70H32ZM87 69H88L89 71H88ZM101 69H102V70H101ZM113 69H115V70L113 71ZM124 69H126V71H123V74H125V75H123L122 72H121V71L124 70ZM161 69H162V70H161ZM177 69H176V71H177ZM182 69H184V72H183ZM192 69H193V71H192ZM200 69H203V71H201ZM214 69H215V68H214ZM216 69H217V68H216ZM252 69H253V70H252ZM19 70H21V71H19ZM30 70H32V71L30 72ZM58 70H59V71H58ZM70 70H71V71H70ZM81 70H84V71H81ZM111 70H112L113 72H112ZM128 70H129V71H128ZM138 70L141 72V74L138 73ZM159 70H161V71H159ZM190 70H191V71H190ZM194 70H195V71H194ZM204 70H205V72H204ZM208 70H209V72H207ZM211 70H212V72H211ZM218 70L220 71V69H218ZM223 70H225V69H223ZM223 70H221V71H223ZM244 70H245V71H244ZM11 71H12V72H11ZM66 71H67L68 73H66ZM87 71H88V73H87ZM90 71H91V72H90ZM92 71H94L95 73H93V74L91 75ZM106 71H108V72H106ZM134 71H135V72H134ZM152 71H154V72L151 73ZM158 71L161 72V73L159 74ZM162 71H163V72H162ZM171 71H172V70H171ZM174 71H175V69H174ZM178 71H179V70H178ZM200 71H201V72H200ZM215 71H216V70H215ZM258 71H259V70H258ZM258 71H257V72H258ZM262 71L264 72V69H263ZM59 72H60V73H59ZM70 72H72V73H70ZM81 72H82V73H81ZM114 72H118V73H120L121 75H118L120 78L123 77V76H126V75L128 76L129 73H127V72H131V73L134 75V77H132V76H133V75H132V76L127 77V79H125L126 77H125L124 79H125L126 81L133 80V82H136V80L134 81V78H136V77H135V74H138L137 77H140L141 79H143L144 83L146 82V85L144 86V83H141V82H143V81H142L140 78H139V79L141 80V82L139 83V82L137 81V82H138L137 84H138V85H139V84H142V87L144 86L146 89H150V90H151V88H153V91H151L152 93L150 92V90H146L144 87L142 88L141 86L139 87L138 85H135L136 83H134V85H133L134 88L132 87L134 90H133L131 87L128 88L130 82H132V81L127 82L128 84H123L124 79L122 78L123 81H121V83H120V81H119L120 78L117 79L118 76L116 75V74H118V73H115V75H112V74H114ZM144 72H145V73H144ZM156 72H157V74L159 75V77H160L161 80H162V79L165 80V81L162 80L163 82H165V83L163 84L165 89L162 87V84H160L161 86L158 85L159 83L156 81V78L158 77V75L156 74ZM193 72H194V74H193ZM198 72H199V74H198ZM206 72L208 73V76H205L204 73H206ZM224 72H225V71H224ZM227 72H228V71H227ZM254 72L256 73V71H254ZM6 73H7V74H6ZM26 73H27L30 77H29V76L27 77ZM29 73H30V74H29ZM69 73H70L71 75H68ZM73 73H74V74H73ZM97 73H96V74H97ZM103 73H106V74H103ZM108 73H109L110 75H109ZM126 73H127V74H126ZM146 73H147V74H146ZM148 73H150V75H148ZM207 73H206V74H207ZM210 73H211V75H209ZM234 73H233V76H235V78L237 77V79L234 78V80H239V79L242 80V81L244 80L243 78H241L242 76H240L241 73H240V74H239V73H238V74H234ZM245 73H246L247 75H246ZM13 74H14V75H13ZM24 74H25V76H24ZM44 74L47 75V77H46V75H45L46 79H45V77H43ZM49 74H50V73H49ZM61 74H63V75H64V74H65V75L67 74V76H66V77H65V75H64V76H63V75L61 76ZM87 74H88L89 76L91 75V76H90L91 79L88 78L89 76L87 77ZM142 74H144V76H145L144 78H146V80L143 78V76L141 77ZM151 74H152V75H151ZM155 74L157 75L156 78H155ZM170 74H171V73H170ZM197 74H198L199 76H198ZM200 74H201V75H200ZM215 74H219V73L216 72ZM215 74H214V76H215ZM223 74H224V73H223ZM223 74H222V75H223ZM51 75H52V74H51ZM100 75H101V76H100ZM146 75H147V76H151V78L146 77ZM162 75H163V77H162ZM193 75H194V76H193ZM220 75H221V74H220ZM226 75H227V73H226ZM253 75H254V74H253ZM257 75H258V74H257ZM74 76H75V78H74ZM108 76L110 77L109 79H108ZM167 76H166V77H167ZM169 76H170V75H169ZM174 76H175V75H174ZM196 76H198L200 79L198 78V79H199V80H198ZM214 76L212 75L211 77L214 78ZM224 76H225V74H224ZM224 76H223V77H224ZM238 76H239V77H238ZM254 76H255V75H254ZM17 77H18L19 79H18ZM21 77H22V78H21ZM26 77H27V78H26ZM49 77H51V76H49ZM60 77H63V78L61 79ZM69 77L72 78V81H71V79H70ZM77 77H78V78H77ZM130 77H132L133 79H129ZM181 77H182V78H181ZM209 77H208V78H209ZM218 77H219V76H218ZM218 77L215 76V78L212 79L213 81H214V80H215V81L213 82V84L211 85V87L209 88V90H212V94H211V95H213V94L215 93L216 96H219L218 98H221L223 95H224L223 97L225 98V96H226V94H227V93H225V92L229 91V90H228L227 88H225V87H227V85L229 86V84H233V83L231 82V81H232L231 78H233V77L230 75V79H231V81H230V80H229V81H230L231 83H228V82H229L228 80H226V81H228V82L223 81V82H226V83H227V85H226L225 83H224V85L222 84V86H224V87H223L224 90L227 89V91H225V92L222 90V91L224 92V94L222 93V91L219 92V91H220V88H221L222 86L219 87V86H218V83H216V81H217V82L219 81V80H217V79H220V78H218ZM225 77H226V76H225ZM250 77H251V76H250ZM12 78H14V82H12V81H13ZM28 78H30V79L28 80ZM40 78H41V79H40ZM66 78H67V81H66V82H70V83H72V84H71V85H72V89H71V90H74V91H75V92H74V95L71 94V93H73V91H72L71 93L68 92V91L70 90L69 88H71V86L69 85V83L63 82V79H64V81H65ZM68 78H69V79H68ZM79 78H80V80H79ZM153 78H154V80H153ZM168 78H169V77H168ZM184 78H186V79L189 78V79L186 80V79H184ZM203 78H205V79H203ZM261 78H264V76H262ZM23 79H24V81H25L26 83H25L24 81H22ZM38 79H39V80H38ZM59 79H60V80H59ZM74 79H75V80H74ZM82 79H83V80H82ZM122 79H120V80H122ZM160 79H159V80H160ZM170 79H171V77H170ZM176 79H177V80H176ZM193 79H194V81H193ZM196 79H197V81H196ZM222 79H223V78H222ZM248 79H247V80H248ZM255 79H257V77H256ZM10 80H11V81H10ZM15 80H17L18 84H20L19 86H18V84H17V82H16ZM18 80H19V81H18ZM30 80L32 81V85L29 83V82H31ZM41 80H42V81H41ZM45 80H46V82H47L48 84H51L50 86L48 85V86H49L48 88L46 87L47 84L44 85ZM58 80H59V81H58ZM87 80H88V81H87ZM90 80H91V81H90ZM113 80H117V81H119V83H118V82H115V81H114V83H113ZM151 80H152V81H151ZM167 80H168L167 82H169V79H167ZM171 80H172V79H171ZM184 80H186V81L188 82L187 84H188L189 86L193 87V88H192V89H193V92L196 91V88H195V87H197L198 92L196 91L197 94L194 93V94H196V95L198 96L197 99H195L196 95H195V96H192V95H193V93L191 92L192 89L190 90L191 87H187V86H186V83H185ZM203 80H205V84H204V81H203ZM234 80H233V82H234ZM257 80L259 81V79H257ZM27 81H28V82H27ZM40 81H41V82H40ZM79 81H80V82H79ZM126 81H125V82H126ZM149 81H150L151 83H150ZM153 81H156V82L153 83ZM162 81H160V83H162ZM175 81H177L178 83H176ZM182 81H183V82H182ZM195 81H196V82H195ZM245 81H246V80H245ZM245 81H244V82H245ZM22 82H23L24 84H23ZM59 82H60V84H59ZM73 82H75V83L78 82V83H77V87L74 86L75 89L73 88V85H74ZM81 82L84 83V84L82 85ZM125 82H124V83H125ZM133 82H132V83H133ZM170 82H171V81H170ZM179 82H180V83H181V82L183 83V84H182L183 88H181V89H180L181 84H180ZM237 82H238V81H237ZM246 82L248 83V81H246ZM14 83H15V84H14ZM65 83H66V84H65ZM97 83H101V84H99V85H100V86H103V88H102V87H101V88L104 89V91H103L101 88H100V91H101V90H102L103 92H105V91L107 92V91H111V90L113 91V92L108 93L109 96L106 95L107 97H106L105 94H104L105 97L102 96V97H103V101H102V99H101L102 97H100L102 94L99 93L100 91H99V86H97V85H98ZM106 83H107L108 85H107ZM149 83H150V84H149ZM152 83H153L154 85L151 86V88H150V86L148 87V85H152ZM175 83H176L177 85H176ZM189 83H190V84H189ZM209 83H210V84H209ZM214 83H215V84H214ZM239 83H240V82H239ZM241 83H242V82H241ZM241 83H240V84H241ZM249 83H250V82H249ZM249 83H248L247 86H250V85H251V84H249ZM253 83H254V84H253ZM16 84H17V86H16ZM26 84H27V85H26ZM28 84H29V85H28ZM33 84H34V85H33ZM55 84H56V86H55ZM61 84H62V87H65V89H66V86H65V85H69V88L67 87V89H66V91H65V92H68L69 95H68V93L62 92V91H64V90H63L62 88H60ZM86 84H87V85H86ZM121 84H122V85H121ZM171 84H172V86H171ZM184 84H185V87H184ZM200 84H201V86L203 85V88H202L201 86H199ZM206 84H207V85H206ZM234 84H235V85H231V86L228 87V88H229V89L232 88V89L237 90V88L240 89L241 86H242V85H241V86H238L237 83H235V82H234ZM240 84H239V85H240ZM13 85H15L16 87H14ZM36 85H37V86H36ZM38 85H39V87H38ZM41 85H43V86L41 87ZM58 85H59V86H58ZM91 85H93L92 88H95V89H94L95 92H94V90H93L92 94H93V93H96V95H97V94L99 95V97H100V99H101L100 101H102V102H100L101 104H102L105 100H108V99H111V101L114 102L113 100H114L115 97H117V95H119V98H120V99H121V97H122V99H123V97L126 98V99H124L125 102H126V100H129V99H131V101H132V100L134 101V102H131V104L133 105V106H131V107H134L133 109L129 106V105H131V104L129 103V101L126 102V103H128L127 106L129 107V109L127 108V109H128V110H127V114H126V112H124V109H123V108H125L124 105H126V104H124V105H123V104H120V102L122 101V99H121L120 101H119V99H118V102H119V103H118L117 105H119V106L116 105L117 102H116V103L114 102L115 104L112 103L111 105L108 104V105L112 106L114 110H116V109L118 110V111L116 110V111L118 112V114H116L117 117H118V115H119L120 113H122V110H121V109H123V112L125 113L124 115H123V113L119 115L120 118H122L121 116H123L122 120L118 118L119 121H117V119L114 118V122H115V123H119V125H118V124H116V125L120 126V128H117V126H116V127L113 126L114 129L116 128L115 130H117V133H115V134H117V137H116L114 134H112V133H114V130H113L112 126H111L113 123H112V124L110 123V121L112 120L111 116H113V114H115V113H117V112L115 111V113H114V111H113V113H112V111L109 112V110H108V112H109V113H108V112L106 111V113H107V115H108V118L111 119V120H109V119L106 117L107 115H106V113H104V111H105V108L108 109V108H110V106H109V107H107V106L104 107V104H105V103H103V108H104V109H102V110H103V112H102L100 108L98 109V108L96 107V105H93V106L96 108V110H98V111L100 110V112H102V113H101L102 115H106L105 117H106L107 119L105 118V121H106V123L108 122L107 125H109V127H110V130H109L110 135L112 134V135L114 136V138L112 137L114 140H115V138H116L115 143H116V141L120 142V140H121V142L124 143V146L122 145V146H123V147H122L123 149H122L121 151H119V153H121V154H120V157H119V153H118V155H116V156H114V154H111V150H108V152H106L107 149L105 150L102 146H101V147L104 149V151L102 150V148H100V149L98 150V148H99L98 145L100 146L101 143H102V145H103V143H104L103 141H105V137H107V136H106L107 133H106V135H104V133H103V130H104L103 127L100 128L101 126L99 127V126L96 124L100 131H98V128H97V130H96L95 132H92V133H90V134L88 135L87 132L84 133V131H83L84 129H81L82 127H80V126H81V125H79L80 123H78L77 121H75V122L73 121V119L75 120V116H74V117L72 116L73 119H72V117H71V114H72V112H73V111H71V110H73V109H72V106H73L72 104H73V102H74L73 99L76 98V97L78 98V96H79V99H78L77 101H80V102L82 103V104H81V108H82V106H83V107L87 106V108H85V111H84L83 109L81 110V111L84 112V113L82 114V112H80V114H78V116H80V115L82 116V115H83V117H85V115H86V117H87V116H88V113H90L89 111L92 110V109L89 110L90 108H88L89 105H90V102H91V101L88 100V99L90 98V94H89V93L92 91V90H89L90 87H91ZM125 85H127L128 87L125 86ZM131 85H132V84H131ZM213 85H214V86H213ZM219 85H220V84H219ZM3 86H4V87H3ZM31 86H33V87H31ZM54 86H55V88H54ZM95 86H96L98 89H97ZM119 86H120L123 90H122V89H121V90H117V89H120ZM123 86H125V87L127 88V90H126V92L128 91L127 94L125 93V89H126V88L124 89ZM135 86H136V87H135ZM167 86H168V85H167ZM182 86H181V87H182ZM206 86H208V87L204 89V87H206ZM212 86H213V89H211ZM247 86H243V88H245V87H247ZM6 87H8V88H6ZM28 87H29V88H28ZM83 87H84V90H86V91H84V92H80V91H79V92H78V90H79L80 88H82V90H83ZM147 87H148V88H147ZM158 87H159V88L162 87L164 90H166V92L164 91L165 93L163 92V94H162V95H163V98H162L163 101L160 100L161 102H163L162 105L164 106V109L161 108L162 106H161V107L158 106V107H160V108H158V107H157V108H156V107L154 108L156 102H155V104H154V101H153L154 98H153V96L155 95L154 97H155V99H157V95H159L158 92H160V91H158V90H160V89H158ZM176 87H178V88H176ZM199 87H201L202 90H201ZM215 87H218V88H215ZM256 87H258V86H256ZM256 87H255V88H256ZM21 88L24 89L25 91L23 90V91L21 92V91H20V90H22ZM39 88H42V90H41L42 92L39 90ZM43 88H44V89H43ZM46 88H47L48 90H47ZM50 88H51V89H50ZM87 88H89V89L87 90ZM92 88H91V89H92ZM108 88H109V89H108ZM136 88H137V90L135 91ZM171 88H172V89H171ZM184 88H185V89H184ZM186 88H189V89H186ZM194 88H195V91H194ZM252 88H251V89L249 88V89L251 90V92H250V90H248L247 88H246L247 90H246V89H243V90H244V91H249V93L251 94V93H253V90H254V88H253V89H252ZM12 89H13V91H12ZM28 89H29V91H28ZM32 89H36V90L31 91ZM52 89H54V90H52ZM56 89L58 90V93H57V90H56ZM60 89H61V90H60ZM68 89H69V90H68ZM96 89H97V92H98V93L96 92ZM129 89H130V90L132 89L131 91H132V92L135 91V92H134L133 94H131L132 92H130ZM143 89H144V90H143ZM163 89H161V90L163 91ZM169 89H171L172 94L175 96V97L172 96V97H173L172 99L176 98L175 100L178 101V104H179L180 101H182V102H180V103L184 104V105L187 106V107L189 106V108H187L188 110H189V109H191V110H192V109H195V110H196V111L194 110L195 113H196V114H195V113L191 112L190 110L188 111L187 109L184 110V109L181 108V109L183 110V111L181 110V112H182L181 114H182V116H184L183 114L185 113V117L178 116L177 114L172 113V115L174 114L173 117H178V118L180 117V118H182V119L184 118L183 120L181 119V121H184V120H185L183 123L186 124V125H185V124H184V125L186 126V128L188 129V131H190L189 129H191V130L194 129L195 131L192 130L193 133H194V132H195V133L197 132V133H196L197 135H195V134L193 135V134H192V136H191V134H190V135H185V133L182 134V132L184 131L185 126L182 125V126L180 127V124H179L180 129L184 127V128H183V131H181L182 129H181V130L178 129V131L180 130V131H179V134L182 135V137H183V135H184V136H187V138L189 139L188 141H187L186 139L182 138L179 134H177L178 131H176V130H177L178 127H176V126H177V125H176L177 122H175V121H178V118H175L176 120L173 119V117L171 116L170 112H168V111H170L169 106L166 107V104L168 103L167 100L170 98V95H169V96L166 95L167 98H165V97H164V94H166V93H167V90H169ZM182 89H184V90H182ZM199 89H200L201 91H200ZM203 89H204V90H203ZM215 89H217V91H218V89H219L218 92L221 94V96H220V94L217 95L218 92H217ZM43 90H44V92H43ZM55 90H56V91H55ZM80 90H81V89H80ZM115 90H117L118 92L120 91L121 93L118 94V93H116ZM140 90H141V91H142V90L145 91V94H144L143 91H142V92H143V93H142ZM177 90H179V91H181V92H182V91H183V92H184V91H188V92H186V93L188 94V96H187V94L184 95L183 92H182V94L184 95L183 98H182L181 100L178 99L179 96H177V93H178ZM256 90H257V89H256ZM258 90H259V89H258ZM17 91H20V92L22 93V96H18V95H21V94H17ZM34 91H35V94H36V95L34 94ZM46 91L48 92V94H47ZM49 91H51V93H50ZM102 91H101V92H102ZM114 91H115V92H114ZM123 91H124V92H123ZM138 91H139V92H138ZM162 91H161V92H162ZM171 91H170V94H171ZM189 91H190V92H189ZM215 91H216L217 93H216ZM237 91H238V90H237ZM237 91H235V95H234V97L232 96V98H235V99H236L235 96H236L237 93L239 92V91H238V92H237ZM244 91H243V92H244ZM254 91H255V90H254ZM31 92H32V94H31ZM36 92H37V93H36ZM40 92H41V93H40ZM54 92H55V94H54ZM76 92H77V93H76ZM88 92H89V93H88ZM103 92H102V93H103ZM140 92L142 93L141 96L139 95ZM161 92H160V93H161ZM199 92H201V93H199ZM204 92H205V91H204ZM204 92H203V93H204ZM231 92H232V91H231ZM258 92H259V91H258ZM258 92H257V93H258ZM260 92H261V91H260ZM15 93H16L17 97H19V98H17V97L15 98V96H16ZM18 93H19V92H18ZM23 93H24V94H23ZM29 93H30L32 96L29 95ZM38 93H40V95H39ZM63 93L66 94V97L69 96V97H67V99H69V101H68L67 99H66L67 101H65V98H66V97H65V95H63ZM82 93L84 94V96H85V95H86V96H85V97L82 96V95H83ZM86 93H88V94H86ZM138 93H139V94H138ZM148 93H149V95H151L152 99H151V97L148 95ZM168 93H169V92H168ZM179 93H180V92H179ZM179 93H178V95H180V97H182V94H181V93L179 94ZM184 93H185V92H184ZM233 93H234V92H233ZM249 93H248V94H249ZM257 93H255V94H257ZM261 93H262V92H261ZM6 94H11L12 97H10V95L8 96V95H6ZM33 94H34L35 96H37V95H38V96H41V94H42V96H43L44 94H45V95H46V94H47V95H50V94H51V96H50V100H48L49 97L47 96V97H48V99H47L48 102H47V103L45 102L44 104H41V102H40V104L42 105V107H43V108L45 107V109L42 108V112H44V110L48 111L47 116H44V117H43V115L40 114V112H38V111H40V109H41V108H40V104H38V103H39V98H38V101H35V100H34L35 102H31V100H33V97H34ZM61 94L63 95L62 97H61ZM75 94H77L78 96H76ZM100 94H101V95H100ZM106 94H107V93H106ZM122 94H123V95L126 94V97H125V95L123 96ZM135 94H136V95H135ZM143 94H144V95H143ZM191 94H192V95H191ZM241 94H243V93L241 92ZM245 94H247V92H245ZM255 94H253V98H254ZM258 94H259V93H258ZM258 94H257V96H258ZM23 95H24V97H23ZM45 95H44L45 98H41V97H40V99L46 100L47 97H46ZM52 95H53V96L55 95L56 98L53 97ZM59 95H60V96H59ZM80 95H81V96H80ZM87 95H89V98L87 97ZM96 95H95V96H96ZM121 95H122V96H121ZM129 95H131L130 98H127V97H129ZM133 95H135V97H134ZM138 95H139V97H140V98H139V102H140L141 104L144 102L142 105H140V103L138 102V98H137ZM142 95H143V98H142ZM145 95L147 96V98H146V100L148 99L147 101L144 99V97H146ZM189 95H191V97L193 98V101H195V103H194L193 101H191V102H193V103L190 104L191 102L189 101V97H190ZM215 95H213V96H215ZM228 95H229V93H228ZM261 95H262V94H261ZM263 95H264V94H263ZM3 96H4V97H3ZM13 96H14V97H13ZM38 96H37V97H38ZM73 96H74V97H73ZM91 96H94V95H91ZM95 96H94V97H95ZM132 96H133L134 98H133ZM213 96H212V97H213ZM237 96H239V95H237ZM241 96H242V95H241ZM247 96H248V95H247ZM247 96H246V97H247ZM251 96H252V94H251ZM7 97H10L11 100L8 99ZM21 97H22V101H23V102H24V100H25V101H28V103H24V104L21 103V105H19V104H20L19 101H20ZM25 97H26L28 100H26ZM28 97H29V98L32 97V99L30 98L31 100H29ZM37 97H36V98H37ZM63 97H64V98H63ZM94 97H93V98H94ZM109 97H110V98H109ZM148 97H149V98H148ZM159 97L161 98L162 96L160 95ZM191 97H190V98H191ZM200 97H201V100H200ZM242 97H243V96H242ZM258 97H260V99H261V98H264L263 96H258ZM24 98H25V99H24ZM54 98H55V99H58V100H52V99H54ZM59 98H60V99H59ZM80 98H83V101H81ZM93 98H91V100H93ZM97 98H98V96H97ZM160 98L157 99V100H158L157 104H158V103L160 104V102H159V99H160ZM184 98H185V99H184ZM192 98H191V100H192ZM214 98H215V97H214ZM218 98L215 99V100H218ZM227 98H228V97H227ZM238 98H240V97H238ZM238 98H237V99H238ZM248 98H252V97H248ZM253 98H252V99H253ZM5 99H6V103H5V101H4ZM12 99H14L15 102H16L18 99H19V100L17 101L18 103L16 102L17 105H18L17 108L14 109V108H13L14 106L11 107V108L14 109V111H11V113H12V112H15V113H16V110H17V109H18V110L21 109L20 107H22V106H25V107L28 108V106H26L25 104H29V105H30L31 103H34L33 107H34V106H37V109H38V107H39V109H38V110H37V109L35 110L36 112H38L37 118H36V119H33V118H32V119L34 120L32 124H31L32 121H31V122H27V123H28V124L26 125L27 127L25 126V124H24V126L22 127V126H19L18 123L12 121V123H16V124L18 125V126H17L18 129H17V127H15V128L12 127V129H10L11 127L9 128V125L12 124L11 121H10V122H9L10 124L8 125V128L12 131V132H11L9 129H8V131L6 130L7 128H6L5 125H6L7 123L3 124V122H2L1 119H3V121L6 120V119H4V117L2 118V116H3L2 114H5V112L8 111L6 107H7L8 105H10L11 101H12V102L14 101V100H12ZM16 99H17V100H16ZM23 99H24V100H23ZM34 99H35V98H34ZM63 99H64V100H63ZM70 99H71V100H70ZM85 99H86V101H85ZM95 99H96V98H95ZM134 99H135V100H134ZM140 99L143 100V102H141ZM164 99H165V101H164ZM172 99L170 98V100H169L170 104H171V102H172ZM208 99H210V98H208ZM257 99H258V98H257ZM8 100H10V101H8ZM36 100H37V99H36ZM47 100H46V101H47ZM59 100H61V102H60ZM62 100L65 101V103H63ZM115 100H117V99L115 98ZM150 100L153 102L154 105L151 103ZM185 100H186V101H185ZM227 100H228V99H226L225 101H227ZM232 100H233V99H232ZM232 100H231V102L233 103ZM250 100H251V99H247L248 104L251 102ZM29 101H30V103H29ZM41 101H42V100H41ZM55 101H56V102H55ZM58 101H59V102H58ZM72 101H73V102H72ZM75 101H76V100H75ZM84 101H85L86 103H87V102H89V103L86 105V103H85ZM97 101H99V100H97ZM109 101H110V100H109ZM109 101H105V102L108 103ZM111 101H110L109 103H111ZM187 101H188V102H187ZM204 101H205V100H204ZM213 101H214V100H212L211 102L213 103ZM225 101H222V102H225ZM229 101H230V100H228V102H229ZM240 101H241V102H242V101H243V102H246V100H244V98H243V100H240ZM255 101H256V100H255ZM7 102H9L8 105H7ZM42 102H44V101H42ZM67 102H68V103H67ZM94 102H95V100H94ZM123 102H124V101H123ZM125 102H124V103H125ZM146 102H147V104H145ZM189 102H190V103H189ZM222 102H221V103H222ZM256 102L258 103V101H256ZM66 103H67V104H66ZM83 103L85 104V106L83 105ZM107 103H106V104H107ZM133 103H135V106H134ZM149 103H150V104H149ZM164 103H165V104H164ZM187 103H189V104H187ZM203 103H204V102H203ZM203 103L200 104V106H199L198 103H196V104H198L197 106H199L200 108H202ZM206 103H207V102H206ZM216 103H217V102H216ZM221 103H220V104H221ZM225 103H226V105H227V102H225ZM232 103H231V106H232ZM252 103H254V101H252ZM252 103H251V104H252ZM257 103H256V104H257ZM3 104H4V106H3ZM35 104H38L39 106H38V105H35ZM148 104H149V105H148ZM151 104H152V105H151ZM159 104H158V105H159ZM175 104H176V102L174 103V107H175V108H179V107H176V105H178V104H176V105H175ZM186 104H187V105H186ZM213 104H215V101H214ZM217 104H218V103H217ZM223 104H224V103H222V105H223ZM254 104H255V103H254ZM5 105H6V106H5ZM13 105H14V104H13ZM61 105H64L65 107H64V106H61ZM115 105H116V107H115ZM120 105H123V106H120ZM139 105H140V106H139ZM143 105H144V106H143ZM147 105H148V106H147ZM160 105H161V104H160ZM168 105H169V104H168ZM171 105H173V103H172ZM179 105H181V104H179ZM184 105H181L180 107H182V106L184 107ZM205 105H206V104H205ZM226 105H223V106H225L226 109H227L228 106L230 107V105H228L227 107H226ZM11 106H12V105H11ZM15 106H16V104H15ZM31 106H32V105H31ZM31 106H29V107H31ZM48 106L50 107V109H49ZM90 106H91V105H90ZM93 106H91V107H93ZM97 106L99 107V104H98ZM145 106H146V107H145ZM149 106L151 107L150 109H153V108H154V111H155L156 109H162L163 111L165 110V111H164L165 113L162 111V113H163L162 116H163L164 114L166 115L167 112H168L169 115H167V116H168V117L171 116V118H172L173 120H175L174 122H175V125H176V126L174 127V130H175L174 133L176 134L175 137L177 136L178 142H177L176 138H174V139L176 140V141L174 140L175 142L173 141V139H170V137H171L170 135H171V134H172V137L174 136V133H173L174 130L172 131V130H171L172 128L170 127L171 129L168 128V129H169L168 133H167V131L164 130V129H163V131H164V133H165V132L167 133V135H166V133H165L166 136H168V134H170V135H169L170 137H168V138H169L170 140H172V141H170V140H169V141H170V143H171V142H172V143L174 142V143H173V144H172V143H171V144H170V143H166V142H168V141H167L168 138H167L166 136L164 137V135H163V131H162V128H163V127L166 128V126L168 127V125L171 124V121H169L170 119L167 121L166 119H167L168 117L165 116V115H164V116H165V120H164V118H163V120H164V121H167L168 123L160 120V119H162V117L160 116V114L158 115V112L161 111V110H159V111H155V113L153 112V110H151L150 114H151V113L155 114V115H153V116H155L154 118L156 119V118L158 117V120H159V121H156L157 124L163 122V124H162L163 126L160 128L159 124H158V125L156 124L155 119L152 118V116H151V118H150V121H151V119H152V123H151V122H150V123H151L152 126H154V125L156 124L155 126H158L159 130L162 131V134L160 133V131H159V133H160V135H162V139H161V140L164 141V142L162 143V141L160 140L161 137L158 135V132H157V134L155 133L156 135H155V134H151V131H152V130H150V132H149V129H150V123H149L148 121H149V117H150V116H146V117H145L146 114H144V115L142 114L143 111H144L143 113H147L148 110L150 111ZM152 106H153V107H152ZM156 106H157V105H156ZM215 106H216V105H214V107H215ZM219 106H220V105H219ZM219 106H217V108H218ZM249 106H250V105H249ZM9 107H10V106H9ZM94 107H93V108H94ZM100 107H102V106H100ZM112 107L110 108L111 110H113ZM117 107H120V109L117 108ZM122 107H123V108H122ZM135 107H136V108H135ZM140 107H141V108H140ZM174 107H173V108H174ZM195 107H196V108H195ZM203 107H204V106H203ZM208 107H213V105L211 104V106L209 105ZM208 107H206V108H208ZM250 107H251V106H250ZM46 108H47V109H46ZM53 108H54V109H53ZM115 108H116V109H115ZM130 108H131V109H130ZM184 108H185V107H184ZM206 108H204V109L206 110ZM215 108H216V107H215ZM215 108H213L214 111L211 110V114L214 112L215 115H216L217 112H218L217 110H220V109H221V108H218V109L216 110ZM230 108H231V107H230ZM230 108H229V109H230ZM244 108H245V107H244ZM31 109H32V108H31ZM33 109H34V108H33ZM63 109H64V110H63ZM86 109H87V110H86ZM137 109H138V110H137ZM146 109H147V110H146ZM209 109H210V108H209ZM209 109L207 110V114L209 113V116H210V112H208ZM211 109H212V108H211ZM226 109H225V110H226ZM245 109H246V108H245ZM247 109H248V108H247ZM253 109L255 110V108H253ZM253 109H252V110H253ZM256 109L258 110L259 108H256ZM3 110H4L5 112H4ZM18 110H17V113H18V112H19V113H21V112L24 113V111H25V113H26V111H27V109H24V110L22 109L23 111H21V112L18 111ZM29 110H30V109H29ZM50 110H51V111H50ZM52 110H53V111H52ZM54 110H55V111H54ZM120 110H121V112H120ZM141 110H142V111H141ZM167 110H168V111H167ZM197 110H198V111H197ZM230 110H231V111H230ZM230 110H228V111L226 110L228 114H231V116H229L230 119H232L231 117L233 116V117H234V120L238 121V122H237L238 124H239V123H242L240 126H242L243 124L245 125V126H244V125L242 126L243 128L245 127L244 129H248V128H249V131H250V132H253V131H252L253 129L251 130V128H250L249 126H248V128H246L247 125H248V123H249V125H250V122H251V127H252V128H253L252 125H255V126H256V125L259 124V125H260V126H259V127H260V128H259V129H260L259 132H261V129H262L263 132H261V133L264 134V127H263L264 124L262 123V122H264V120H262V121H260V120L258 121V120H257V123L259 122L258 124H257V123H254V121H253V117L251 116L252 120H250V119H251V118L249 117L250 114H249V113H245V111L243 110V111H241V113H240V112H239V113H240V114H245L246 116H248V117L250 118V119H249L250 121H247V120H246V121H247V122H246L245 119H243V118L240 119L241 117L239 118V117L237 116V115H239L238 112H235V111L233 112V109H230ZM254 110H253V111H254ZM30 111H32V112L30 113L31 116H35V112H34L33 110H30ZM62 111H63V112H64V111H65V112H66V111H69V113H68V115H67L66 113H62V119H59L60 117H58V116H59V115L61 116V112H62ZM139 111H141V112L139 113ZM175 111H178V109H177V110L175 109ZM185 111H186V112H185ZM187 111H188V113H187ZM192 111H193V110H192ZM212 111H213V112H212ZM216 111H217V112H216ZM220 111H221V110H220ZM237 111H239V110H237ZM9 112H10V111H8L7 113H9ZM33 112H34V113H33ZM49 112H51L52 116H51V114L49 115ZM57 112H58V113H57ZM94 112H95V111H94ZM172 112H173V110H172ZM178 112H180V110H179ZM190 112L193 113V115H194V114H195V115H194V116H191V114H189ZM221 112H222V111H221ZM256 112H258V111H256ZM7 113H6V114H7ZM11 113H9L10 116L12 115ZM19 113H18V115H19ZM53 113H54V114H53ZM91 113H92V111H91ZM110 113H112L111 116L109 115ZM133 113H136V117H135V119L137 118V120H135L134 123H137V124H138V123H143L142 126H143V127L146 126V128H145V127H144V128L142 127V128L145 129V130L147 129L145 133H144L145 130L143 131V133H144L145 135H144V134L142 135V133H141V132H142V129L140 130L141 132H140V131H139V132H136V131H135V132L138 133V134L140 133V134H139V135H140L139 137H137L138 134H136L135 132H133V130H136V129H135V128H136L135 126H137V125H135V124L133 125V124H132V121H131V119H130V118L132 117V115L135 116V114H133ZM160 113H161V112H160ZM201 113H203V108H202V112H201ZM204 113H205V111H204ZM219 113H220V112H219ZM222 113H224V111H223ZM236 113H237V115H236ZM6 114H5V115H6ZM30 114L27 113V115H30ZM33 114H34V115H33ZM44 114L46 115L45 112H44ZM57 114H58V115H57ZM101 114H99V115H101ZM141 114H142V116H141V118H140V119H141V121H140V120L138 119V116L141 115ZM148 114H149V113H148ZM150 114H149V115H150ZM187 114L190 115L191 122H190V119H189V121H188V119H187L188 117L186 118V115H187ZM207 114L205 113L204 116L207 115ZM220 114H221V113H220ZM252 114H253V113H252ZM256 114H257V113H256ZM22 115H24V114H22ZM39 115H40V116H39ZM41 115H42V116H41ZM56 115H57L58 118L56 117ZM69 115H70V116H69ZM92 115H93V114H91V115L89 114V117L92 116ZM151 115H152V114H151ZM175 115H176V116H175ZM215 115H214V116H215ZM217 115H219V114H217ZM217 115H216V117L218 118ZM257 115H258V114H257ZM7 116H8V114H7ZM7 116H6V118H7ZM54 116H55V119H53V118L51 119V117H54ZM67 116L70 117V120L68 119L69 117L67 118V120H69V122H67L69 125H68L67 123H65V122H66V117H67ZM76 116H77V115H76ZM95 116H96V117H95ZM134 116L132 117V120H133ZM197 116H198V115H197ZM214 116H213V117H214ZM221 116H222V114L219 115V118H218V119H215V117H214L215 120H212V118H213L212 115H211L212 118H210L209 120H207V119L204 120V119H203L204 122H208V121L210 122V120L217 122V124H215L216 127L213 126L214 129H213V130L211 129V131H213L212 133H213L214 136H215V134H214L215 131H214V130H215L217 127H218L217 130H216L217 133H218V131L220 130V129H219V124L221 125V127L224 125V123L221 124V123L224 121V120L222 121V118H220ZM246 116H245V117H246ZM18 117H19V116H18ZM21 117H22V116H21ZM38 117H39V118H38ZM49 117H50V118H49ZM83 117H82V118H83ZM93 117L98 119L97 115H95V114H94ZM113 117H116V116H113ZM127 117H128V118H127ZM129 117H130V118H129ZM139 117H140V116H139ZM142 117H143V119L145 118L146 121H145V120L143 121V120H142ZM159 117H160V118H159ZM202 117H203V116H202ZM227 117H228V115H227ZM227 117H226V119H228ZM256 117H257V116L255 115V119H256ZM260 117H261V116H260ZM260 117H258V119H260ZM262 117H263V116H262ZM15 118L17 119V115H16ZM19 118H20V117H19ZM25 118H26V117H25ZM27 118H28V117H27ZM194 118H195L196 122H193V121H195ZM205 118H206V117H205ZM8 119H9V117H8ZM16 119H14V120L16 121ZM29 119H30V117H29ZM40 119H41V120H40ZM64 119H65V120H64ZM71 119H72V120H71ZM97 119H96V121H98ZM147 119H148V121H147ZM153 119H154V120H153ZM246 119H248V118L246 117ZM261 119H262V118H261ZM11 120H12V116H11ZM43 120H44V121H43ZM52 120H53V121H52ZM59 120H60V121H61V120L64 121V122H63L64 124H63V126H62V127H63L62 130L60 129L61 127H60L59 124H58V123L60 122ZM100 120H101V119H100ZM103 120H104V119H103ZM138 120H139V121H138ZM179 120H180V119H179ZM197 120H198V122H199V126H200V128H199V126H197ZM218 120H219V121H218ZM234 120H233V122H232V120H231V122H229L230 120H229V121L227 120V121H228L229 123H232V125H233V123L236 122V121H234ZM19 121H20V119H19ZM22 121H24V120H22ZM35 121H36L37 123H36ZM40 121H41V122H40ZM47 121H48V122H47ZM55 121H59V122L57 123V122H55ZM62 121H61V122H62ZM72 121H73V122H72ZM105 121H104V122H105ZM124 121H125V122H124ZM130 121H131V122H130ZM133 121H134V120H133ZM160 121H161V122H160ZM212 121H211L210 123H212ZM4 122H5V121H4ZM17 122H18V120H17ZM61 122H60V124L62 125ZM70 122L72 123L71 125H70ZM101 122H102V121H101ZM128 122H129V123H128ZM145 122H146L147 124H146ZM153 122H154V124H153ZM174 122H173L172 125H170V126L173 127V126H174ZM204 122H203V123H204ZM218 122H219V123H218ZM220 122H221V123H220ZM224 122H225V121H224ZM44 123H46V125H47L46 127H47V128H48V126H51V125H53V126H52L53 128H54L55 125H56V127H57V126H59V127H57V129H55V130H54L53 128H50V129L53 130V131H51V134H50V130H49L48 133H49L50 135H47V132H46L47 129H46V127H44V129H42V131L40 132V135L42 134L41 136H43V138H42V140H41V139L38 138L39 136L36 137L34 134H36V132H35L36 129H37V131H38V129L43 128L42 125H44ZM50 123H51V125H50ZM85 123H86V121H85ZM127 123H128V125L132 124V126H128V125H126ZM144 123H145L146 125H145ZM164 123H167V125H164ZM178 123H181V122L178 121ZM178 123H177V124H178ZM183 123H181V124H183ZM210 123H207V124H210ZM229 123H227V124H229ZM16 124H14V126H16ZM20 124H21V123H20ZM30 124H31V125H30ZM33 124H35V125H33ZM57 124H58V125H57ZM65 124H66L67 126H64ZM73 124H74V125H73ZM99 124H100V123H99ZM207 124H206L205 130L207 129ZM225 124H226V122H225ZM246 124H247V125H246ZM72 125L75 126V127L73 128L75 131H74L73 129H71V128H72V127H71ZM103 125H104V124H103ZM113 125H114V124H113ZM138 125L141 126L140 124H138ZM147 125H148V126H147ZM213 125H214V122H213ZM217 125H218V126H217ZM229 125L231 126V124H229ZM235 125H236V127L239 126V125H237V124H235ZM38 126H39V127H38ZM40 126H41V127H40ZM68 126H69V127H68ZM123 126H124V127H123ZM133 126H134V129H133ZM139 126H138V127H139ZM152 126H151V128H152ZM187 126H190V127L188 128ZM208 126H209V125H208ZM226 126H227V125H226ZM261 126H262V127H261ZM24 127H25V128H24ZM56 127H55V128H56ZM64 127H65L66 129H65ZM107 127H108V126H107ZM109 127H108V128H109ZM122 127L124 128L125 131L122 129ZM148 127H149V128H148ZM223 127H224V126H223ZM223 127H222V128H223ZM13 128H14V129H13ZM21 128H24V129H22V130L24 131V133H26V134H27V133H30V134H28V136H29L28 138H27V137H24L25 135L22 133L23 131L21 132ZM69 128H70V129H69ZM108 128H107V129H108ZM126 128H127V129L129 128L128 130H130V131H132V132H129ZM139 128H140V127H139ZM209 128H212V126L210 125ZM228 128H229V127H228ZM230 128H231V127H230ZM230 128H229V129H230ZM257 128H258V127H257ZM29 129H30L31 131H30ZM67 129H69V130H67ZM102 129H103V130H102ZM131 129H133V130H131ZM166 129H167V128H166ZM168 129H167V130H168ZM198 129H197V130H198ZM200 129H201V130H200ZM229 129H228V131L223 130V132L225 133V135H226V134L230 135V134L232 133V132H231L232 130L230 129L231 131H229ZM238 129L240 130L239 133L241 134V130H243L242 128L240 129V127H239V128H237V129H233V130H234V131L237 130L236 132H238ZM26 130H28V132H27ZM59 130H61L60 135H59ZM66 130L71 132V133H69L70 136L68 135L69 137H68V136L66 137V135H65V133H67ZM72 130H73V131H72ZM138 130H139V129H137V131H138ZM154 130H155V132H156V127H155ZM13 131H14V132H13ZM64 131H66V132H64ZM121 131H122V133H121ZM188 131H184V132H187V134L191 132V131H190V132H188ZM225 131H226V132H225ZM249 131H247L248 134H249ZM257 131H258V130H257ZM9 132H10V133H9ZM45 132H46V133H45ZM97 132H98L99 134H97ZM105 132H107V130H106ZM115 132H116V131H115ZM123 132H124V133H123ZM125 132H127V133H129V134L131 133L133 136H132L131 134H130V136H129V135H128L127 133H125ZM170 132H171V133H170ZM176 132H177V133H176ZM207 132H210V130H207ZM223 132L220 133V131H219L220 134H224ZM229 132H230V133H229ZM7 133H8L9 136L7 135ZM33 133H34V134H33ZM37 133H38V132H37ZM53 133H55L56 135L53 134ZM63 133H64V134H63ZM101 133H103V134H101ZM119 133H120V135L122 134L121 136H123L124 134H126V136H123V137L120 138V137H119V136H120ZM148 133H150V134L148 135ZM152 133H154V132H152ZM205 133H206V131H205ZM212 133H211V134H212ZM215 133H216V132H215ZM244 133H246V132H245V131H244V132L242 131V134H244ZM255 133H256V131H255ZM261 133H259L258 135H260ZM13 134H14V135H13ZM20 134H21V136H20ZM45 134H46V135H45ZM84 134H85V136H84ZM96 134H97V135H96ZM134 134H135L136 136H134ZM146 134H147V135H146ZM207 134H208V133H206L205 137L207 136ZM211 134L209 133L207 137H210ZM248 134H247V136H248ZM253 134H254V132H253ZM256 134H257V133H256ZM5 135H6V136H5ZM16 135H17L18 137H15ZM38 135H39V133H38ZM51 135H53L54 137L57 136L56 138H58V137L61 136V138H58V139H57L59 142H58V141L55 142V139L48 138V137H52ZM86 135H87V136H86ZM92 135H93V137H92ZM98 135H99V137H98ZM102 135L105 136V137L103 136V137H104V140L100 137V136H102ZM127 135H128L129 137H127ZM150 135H152L153 137L150 136ZM157 135H158L160 138H156ZM213 135H212V136H213ZM228 135H226L227 138H228ZM231 135H232V137H233V138H232V137H231V138L234 139V141L236 140L239 144H240V142L243 141V140H241L243 136H242L241 138H239V137H240L239 134H235V133H233V134H231ZM249 135H250V134H249ZM251 135H252V134H251ZM13 136H14V137H13ZM32 136H33L35 139H34ZM41 136H40V137H41ZM64 136H65V141H62V139H64ZM82 136H83V137H82ZM95 136H96V138H95L94 140H92ZM131 136L133 137V140H131V141H133V142H131V144L134 143L133 147L136 146L135 149L132 148L130 142L127 141V140H129V138H130ZM144 136H146V137H144ZM189 136H191L192 139L189 138ZM212 136H211V137H212ZM218 136H219V139L216 140V142L218 141L217 143L220 144V145H218V146H220L221 149H223L224 147H225V149H226V148H227V149H231V148L233 147L232 145H231L232 147L228 145L229 142H228V144L226 145L225 142H227V140H226V141H223V140L225 139V138H224V139L222 138L223 135H219V134H218ZM218 136H217V138H218ZM263 136H264V135H263ZM30 137H31V138H30ZM44 137H46V139H44ZM62 137H63V138H62ZM85 137H87L88 140H87ZM125 137H126V140L122 141V139H124ZM136 137L139 138V139H137ZM140 137H141V138H140ZM147 137H148V138H147ZM149 137H151V139H153L154 137H155V138H154L153 140H151V139H149ZM172 137H171V138H172ZM180 137H181V138H180ZM200 137H201V136L199 135V136H198V139H199ZM203 137H204V134H203ZM205 137H204V139H205ZM207 137H206V139L209 141V140L211 139V137H210V139L207 138ZM224 137H225V136H224ZM245 137H246V136H244L243 138H245ZM250 137H254V135H253V136H250ZM5 138H6V139H5ZM13 138H14V140H12ZM15 138L19 139V141L17 140V143L19 142V143H18V146H19V147H15V146H17V143H16V141H15ZM22 138H23V139H22ZM37 138H38V139H37ZM70 138L73 139V140L71 139V140H72L71 142L69 141ZM83 138H85V140H84ZM90 138H91L92 141H96V142L98 143V145H97V144H96L97 146H95V145H91V144H90L91 141H89ZM107 138H109V136H108ZM118 138H120V140H119ZM163 138H164V139L166 138V139L164 140ZM213 138H214V137H213ZM215 138H216V137H215ZM215 138H214V139H215ZM217 138H216V139H217ZM221 138H222L223 140H222ZM227 138H226V139H227ZM257 138H258V136H257ZM259 138H260V137H259ZM262 138H263V137H262ZM4 139H5V141H4ZM26 139H27V141H28L29 143L25 141ZM30 139H31V140H30ZM36 139H37V140H36ZM49 139H51V140H50L51 142L48 141ZM60 139H61V140H60ZM66 139H69V140H66ZM82 139H83L84 141H82ZM100 139H102L103 141L100 140ZM110 139H111V137H110ZM117 139H118V140H117ZM130 139H132V138H130ZM136 139H137V141H136ZM158 139H159V141H158ZM190 139H191V140H190ZM245 139H246V138H245ZM247 139H248V137H247ZM254 139H255V138H254ZM260 139H261V138H260ZM39 140H41V141H39ZM53 140H54V142H53ZM99 140H100V142L102 141L100 144H99ZM140 140H141V141H140ZM201 140L203 141L202 138H201ZM201 140L199 139L198 141H201ZM240 140H241V141H240ZM250 140H251V139H250ZM258 140H259V139H258ZM262 140H263V139H262ZM262 140H260V141H262ZM32 141H33V143H32ZM66 141H67V142H66ZM75 141L77 142V144H78V142H79V145H77ZM81 141H82V143L84 142V147H82L83 144H81ZM86 141H87V143H88V141H89V144H90L89 147L87 146ZM107 141H109V142L107 143ZM135 141H136V143H135ZM142 141H144L145 145H146V144L148 145V148H149V147H152V146L155 144V142H156V143H157V142H160L159 144H161V145H164V143H166V144H169V146H168V145H166V146L164 145V146H162V148H161V147H160L161 145L159 146V144H158V145L155 144L154 147L152 148V149H154V150H152V149L149 148V151H147V152L145 151V152H144V149L146 150L147 145H146V146H145V145L142 146V144H143ZM154 141H155V142H154ZM165 141H166V142H165ZM181 141H182V143H181ZM195 141H197V140H195ZM195 141L192 140L191 145H192L193 142L195 143ZM198 141H197V145H198V144H201V142H198ZM205 141H206V140H205ZM205 141L203 142V143H204L203 146H205ZM208 141H207V142H208ZM239 141H240V142H239ZM252 141H253V139H252ZM252 141H251V142H252ZM14 142L16 143V145L14 144ZM30 142H31V145H30ZM47 142H49V143H54V144H52V145L50 144V145H49ZM113 142H114V141H113ZM118 142L116 143V146H117L118 148H120V146H119L120 144L118 145ZM139 142H140V143H139ZM141 142H142V144H141ZM207 142H206V145H207ZM213 142H214V141H213ZM246 142H248V141H247V140L245 141V144H246V145L244 144V146L247 147V144H248L250 141H249L248 143H246ZM255 142H257V140H256ZM258 142H259V141H258ZM5 143H6V144H5ZM7 143H8V145H7ZM24 143H25V144H24ZM26 143L29 144V146H28L29 148H28V149H27V148H23V150H21L22 147H24V146L27 147V146H26ZM39 143H40L41 145H44V146L39 145ZM43 143H44V144H43ZM60 143H61V144H60ZM63 143H64V144H67V145H65V146H67L68 149L65 148V146H63ZM72 143H73V144H72ZM85 143H86V147H85ZM106 143H107V144H110V140H106ZM138 143H139L140 146L138 145ZM194 143H193V144H194ZM209 143H210V145H208V146H211V144H212V145L214 144V143H211V141H209ZM209 143H208V144H209ZM217 143H215L214 145L217 146ZM233 143H234V145H235V142H232L231 144H233ZM243 143H244V141H243ZM261 143H262V142H261ZM263 143H264V142H263ZM19 144H20V145H19ZM28 144H27V145H28ZM57 144L61 145L60 148H59V145H58V147L56 148ZM74 144H75V145H74ZM80 144H81L82 150H83V148H84V149L87 148V149L85 150V151H87V152H84L85 155H86V157H85L83 151L81 150ZM89 144H88V145H89ZM107 144H106V145H107ZM221 144H222V145H221ZM239 144H236V146H238ZM253 144H254V142H253ZM55 145H56V146H55ZM69 145H70V146H69ZM73 145H74V146H73ZM106 145H105V143H104L103 146L105 147ZM110 145H111V144H110ZM110 145H108V147H109ZM149 145H151V146H149ZM191 145H190V147H191ZM214 145H213V146H214ZM241 145H242V143H241ZM250 145H252V144H250ZM258 145H260V144H258ZM54 146H55V148H53ZM91 146H92V147H91ZM111 146H112V145H111ZM127 146H129V147H127ZM138 146H139V148H138ZM144 146H145V147H144ZM156 146H157V148H156ZM179 146H180V145H179ZM179 146H178V148H179ZM203 146L201 145V147H203ZM216 146H214V148L212 147V151H211L212 155H213V150L215 151V149L218 147V146H217V147H216ZM223 146H224V147H223ZM254 146H257V145H252V147H254ZM2 147H4V148H2ZM9 147H10V148H9ZM13 147H15V150H16V151L13 150V149H14ZM39 147L42 148V151H44V149H46L44 152H47V150H48V151H49V150H52V151H54L55 154L58 153V155H54L53 152H50V153H52L55 157L57 156L56 158L53 156L54 159H52V161H53L52 164H53L54 162H55V164H56V163H57V159L61 158V157L59 156V151H60V150L63 151L62 153H65L66 156H68V155L70 156V155H71V158H72V159L77 155V156H76L77 158L75 157V158H74V161H73V160H70V159H71L70 157L67 158V157L65 156V158H63V161L61 160V161H60V164H59V165L61 166V168L64 167L65 165L70 166V167H67V166H66V167H67V170H68V168H71V169H72L71 165H69V162H70V164H72V161H73V163H75V164H74L75 166L72 164V165H73V171H72L71 169H69V172H71V171L73 172V173H72V174H73V177L71 178V175H70V180H71V179H72V180H75V179H76V181L70 182V183H71V188L73 187L74 191L71 190L70 188H68L69 185H70V183H69V185L67 184V182H69V179H67V175H68L69 172L66 170V167H65V168H62V170H63V171L61 170L62 172L59 171L61 168L59 169V167H58V169H57V167H56V166H59V165H54L55 168H54V167H51V168H48L49 170H48V169L45 170V168H44V164L47 165V164H49V163H48V162L44 163V161H43V162L41 161V160H43V156H44L46 153L41 152V150H40ZM72 147H73V148H72ZM78 147H80V148H78ZM130 147H131V149H133V150H131ZM140 147H141V149H140ZM143 147H144V148H143ZM159 147H160V149H159ZM163 147H164L165 151L163 150ZM193 147H194V146H193ZM197 147H198V146H197ZM197 147H196V148H197ZM199 147H200V145H199ZM239 147H240L239 149H241L243 153L246 152V151H248V148H251V147L248 145V148L245 147L247 150L244 151L245 148H243V146H239ZM258 147H259V146H258ZM43 148H44V149H43ZM63 148H64V149H63ZM76 148H77V149H76ZM88 148H90V149L92 148L91 150H93V152H94V151H95V152H94V153H93V152L91 153V150L88 149ZM112 148H113V146H112ZM142 148H143V149H142ZM178 148H176V149L178 150ZM187 148H186V150H187ZM203 148L205 149L206 146L203 147ZM209 148H210V147H208V149H206V150H210V149H211V148H210V149H209ZM9 149H10V150H9ZM59 149H60V150H59ZM69 149H70V150L72 149V151L70 152ZM109 149H111V147H109ZM120 149H121V148H120ZM136 149H137V153L134 152ZM139 149H140V150H139ZM157 149H158L160 152H161V151H164V152H161V153H160V154H163V155L160 156L159 151H157ZM161 149H162V150H161ZM173 149H174V150H173ZM180 149H181V147H180ZM180 149H179V151H182V149H181V150H180ZM191 149H192V148H191ZM194 149H195V147H194ZM194 149H193V150H194ZM200 149H201V148H200ZM218 149H220V148H217L216 150H218ZM221 149L218 150V152L221 151ZM227 149H226V151H227ZM236 149L238 150V148H236ZM257 149H258V148H257ZM20 150H21V152H20ZM76 150H78L80 153L77 152ZM114 150H116V153H115V152H114V153L117 154V152H118L117 149H116V148H115V149L113 148L112 151H114ZM118 150H119V149H118ZM130 150H131L132 152H131ZM138 150H139V151H138ZM151 150H152V152H151ZM155 150H156V151H155ZM167 150H168L169 153H170V151H171V153L174 152V154H175L174 157H177V158L180 159L179 164L176 163V160H175V159H177V158H174L171 154H169L170 156H172V157L174 158L175 161H173V159L171 160V157H170V156H169L170 158L167 156V155H168V153L166 152ZM177 150H176V151H177ZM197 150H198V149H197ZM197 150H196V151H197ZM202 150H203V149H202ZM234 150H235V149L233 148V149L231 150V152L227 151V152H226V156H227L228 153H229V154L231 153L230 155L235 156V154H236L235 152H237V150H235V151H234ZM241 150H240V151H241ZM260 150H261V149H260ZM260 150H259V151L257 150V151L260 152V153H259L260 155H263V152L260 151ZM262 150H264V149H262ZM23 151H26V152H24V153H25V156H24V154H23ZM29 151H30V152H29ZM74 151H75V152H74ZM98 151H99V152H98ZM142 151H143V152H142ZM172 151H173V152H172ZM183 151H185L184 148H183ZM190 151H192V150H189V152L187 151V152L189 153V155H190V153H191ZM233 151H234V152H233ZM252 151H254V150H252ZM252 151H250V152L248 151V152L251 153ZM257 151H256V149H255V153H256ZM17 152H19L20 154H18ZM31 152H32V153H31ZM34 152H39V153L37 154V153H34ZM102 152H103L104 154H105V153H106V154L109 153V155H107L106 158L102 159V160H103V163H102V164H103V167H102V164H101V166H98V163L100 164V161L98 162V161H94L93 159H91V158H93V157H91L92 155H93V156L95 155V156H97V158H98V156H100ZM153 152H154V153H158L159 155H158V154H155V155H154V154H152ZM192 152H193V151H192ZM197 152H198V151H197ZM223 152H225V151H223ZM223 152H220V154H219V155H220V158H222V159L225 158V156L221 157V155H224V154H222ZM43 153H44V154H43ZM50 153H49V155H47V157L44 158L45 160H47V161L49 160L48 157H50V156L52 155V154H50ZM68 153H69V154H68ZM88 153H89V154H88ZM127 153H128V154H127ZM132 153H134V155H133ZM178 153H179V154H178ZM199 153H200V152H199ZM232 153H233V154H232ZM238 153H240V152H238ZM243 153H240V154H242V158H237V157L235 156L236 158H234V161H236L235 159H237V160L239 159V161H240V159H243V162H244V163L238 161V163H239L238 165H237V164H236V165H233V163L231 162L233 166H232V167H231V165L228 166L229 171H227V170H226V169H227V165H228V162L230 163V160H226V159H225L224 161H228V162H227V165H226V163H225V165H226V169H224V171H221V173H224V172H225V173H226V172L228 173V172H230V173H228L227 175H229V177H230V176L232 177V176H233V173H231V171L233 170V169H232L233 167H235V168L238 169V168H239L238 166H240V169H243V170H244V169L246 168L247 170H249L248 168H250V166H251V169H253V171H252V172H249V171L246 172L247 170H245V172L242 173V174L240 175V178H239V179H236L235 182H233L234 185H235V186H233L234 188L237 186V184H238V185H239V183L241 184L242 181H243V183H244V180H246V178H248V176L254 178V176L256 177V175H258V173H260V172H261V174L259 175V178H260V176H261V177L264 176V175H263V174H264V171H263V168H264V167L262 168V171H260L259 166L257 165L259 170H257V169L255 168V169H256V171H255V170H254V165H255V163L250 162V161H254V159L256 158V161H257L256 163H258V164L260 165V157H261V156H260L258 153H256V156H255V157H251L250 155L254 154V153H252V154L249 155V156H250V157H249L248 155H244ZM246 153H247V152H246ZM6 154H7V155H6ZM26 154H27L28 156H27ZM87 154H88V155H87ZM97 154H98V155H97ZM110 154H111V155H110ZM129 154H132V155L130 156ZM137 154H139V155L141 154V156H139V155H137ZM143 154H145V155L142 156ZM147 154H148V155H149V154H150V155L152 154V156L149 158V160H151V159L153 158V155H154V157H157V155H158V159H159L160 157H161V158L163 157L164 159L162 158V159H163V161H162V160H160V159H161V158H160L159 160H160L161 162H160L159 160H158V161L155 160V159H157V158L152 159L151 162L149 161L150 164L147 165V164L145 163L146 161H145V159H144V157H145V158L148 157V156L146 157ZM164 154H165L166 156H165ZM177 154H178V155H181V157L178 156ZM183 154L185 155L186 153L184 152ZM206 154H207V153H206ZM206 154H205V156H207ZM209 154H210V153H209ZM247 154H248V153H247ZM37 155H38V156H37ZM39 155H40V156H39ZM41 155H42V156H41ZM60 155L62 156L61 152H60ZM112 155H113V156H112ZM123 155H124V158H126V156L128 155V156L130 157V159H131V157H135V155H136L137 157L140 158V160L142 159V160L140 161V163L138 162V163H139V167H138V168H140V169H138V170H139V173H140V174L142 173V174H141V177H143V178H142V181L140 180V179H141L140 174H139V173H138V174H137V173L135 174V172L138 171V170H136V171H135V170L132 171V172H134V173H132V172L130 171V170L134 169V168H132L131 166L136 164V163H133V164L130 165L131 160H133V162H137V161H135L134 159H131V160H130L129 157L127 156L128 158H126V159H125L126 161L124 162V159H123V161L121 160V158L123 157ZM150 155H149V156H150ZM176 155H177V156H176ZM210 155H211V154H210ZM219 155H218V156H219ZM236 155H237V154H236ZM257 155H258V156H257ZM5 156H6V157H5ZM8 156H9V157H8ZM31 156H33V158H32ZM58 156H59V158H58ZM82 156H84V157H82ZM101 156H102V155H101ZM104 156H105V155H104ZM104 156H102V157H104ZM117 156H118V157H117ZM185 156H187V155H185ZM218 156H217V152H216V157H218ZM239 156L241 157V155H239ZM247 156H248L249 158H252V159L254 158V159H253V160L248 159V162H247V161H246V158H245V157H247ZM259 156H260V157H259ZM25 157H26L28 160H27ZM37 157H40V159L37 158ZM53 157H52V158H53ZM78 157H81V158L79 159ZM111 157H112V158H111ZM137 157H136V158H137ZM141 157H142V158H141ZM191 157H192V156H191ZM211 157H212V156H210L209 159L212 160ZM216 157L214 156V158H216ZM30 158H31V160L34 159L35 162H33V161L31 162V160H29ZM85 158H86V159H85ZM95 158H96V157H95ZM95 158H94V159H95ZM97 158H96V159H97ZM109 158H111V159H113V160H117V161H118V160H121V161H120V162L118 161V162H119L118 165H117L118 162H117V161H114L115 166L117 165V166L115 167V166L112 164L113 161L108 162V161H109V160H108ZM139 158H137V159H139ZM168 158H169V159H168ZM204 158H205V157H204ZM214 158H213V159H214ZM226 158H227V157H226ZM230 158H231V156H230ZM263 158H264V155H263ZM3 159H4L5 161H4ZM15 159H16V161H17L16 164H14V163H15ZM38 159H39V160H38ZM50 159H51V158H50ZM78 159H79V160H78ZM82 159H84V160H82ZM90 159L93 161V163H92V161H91ZM96 159H95V160H96ZM128 159H129V161H128ZM137 159H136V160H137ZM199 159H200V160H199ZM205 159H206V158H205ZM207 159H208V158H207ZM216 159H217V158H216ZM222 159H220V160H222ZM227 159H229V158H227ZM1 160H2V162H1ZM22 160L24 161V164L27 165V168H25L26 166L22 165V164H23V163H22ZM69 160H70V161H69ZM81 160H82V161H81ZM189 160H190V158H189ZM192 160H193V158H192ZM195 160H196V159H195ZM218 160H219V159H218ZM218 160H217V161H218ZM231 160H232V158H231ZM13 161H14V163H13ZM25 161H27V163H29V165H28L27 163H25ZM38 161H40V162L38 163V165H36ZM78 161H79V162H78ZM88 161H91V162L88 163ZM106 161L108 162V165L111 163V164H112V165H111L112 168H113V166H114L115 169L113 168V169L111 170L110 166L107 167V165H106L107 162H106ZM142 161H144V162L142 163ZM156 161L158 162L157 164H156ZM208 161H209V160H208ZM212 161H213V160H212ZM212 161H211V163H212ZM214 161H215V160H214ZM217 161H216V163H217ZM241 161H242V160H241ZM11 162H12V163H11ZM41 162H42V163H41ZM62 162H64V163H62ZM94 162H95V164H94ZM122 162H123V163H122ZM152 162H153L154 164H156V165L154 166V164H153ZM159 162H160V163H159ZM195 162H196V161H195ZM222 162H223V161H222ZM254 162H255V161H254ZM2 163H3V164H2ZM58 163H59V161H58ZM61 163H62L64 166H62ZM78 163H79V164H78ZM84 163H85L86 165H85ZM90 163H91V164H90ZM125 163H126L127 167L123 166ZM144 163H145L146 166L144 165ZM147 163H148V159H147ZM151 163L153 164L152 167H156V166L158 167V165H160V167H161V165H163V167L166 166V168L164 167V168L162 169V167H161V168H157V170H156V168H155L156 171H155L154 168H153L150 172H152V171L154 170V171H153L154 173H150V172H149L150 169H147V168H148V166H149V168H151V165H152ZM213 163H214V162H213ZM231 163H230V164H231ZM236 163H237V161H236ZM241 163L244 164V165H242ZM32 164H33V165H32ZM41 164H42V165H41ZM52 164H51V166H53ZM92 164H93V165H92ZM122 164H123V165H122ZM140 164H142V165H141L142 169H141V167H140ZM197 164H198V165H197ZM203 164H205L206 167H208V166L210 165V168L208 167L209 169H212L210 173H212V174H213V173H214V174L217 173V174H218V176H216V174H215V176H216L217 178H219V179H217V180L219 181L217 187L220 188V185L223 184V185H224V189L226 190V191H224V190L221 188V189H222V190L220 189V190H221V191H220L221 193H219V190H218V191H217L218 194H217V193H215V190H214V191L211 190L212 188H211V189H210V188H207L208 190H211V191H213V193L217 194V195H215V194L213 195V193L210 194L211 192H209L210 196L208 195V197H207L206 194H207L208 192H207V193L205 192V191H206V188H205V191H204L203 195L201 194V195L203 196V197H202V199H203V200H202V204H203V201H204V204H205L206 207H207V209H206V207H205L204 204H203V207H205L204 211H203V207H202V208L200 207V205H201L200 203H201V202L198 203V206L200 207V209H199V207L197 206V202L199 201L198 198H200V193H202L204 189L202 190V189L199 188V186H198L199 183H198V184H197V182L195 183V178H194V175H195V174H194V173H195V169H194V168H195V167H196V168H200V167H201L202 170H204V168H203ZM248 164H249V165H248ZM250 164H251V165H250ZM263 164H264V163H263ZM263 164L260 165V166H263ZM15 165H16V166H15ZM31 165H32L33 167H32ZM180 165H183L185 168L187 167V168L189 169V171L187 170V172H189V173H187V175H190V176H189V177L187 176V180H186V178H185V181L188 182V179H189V178H190L189 180H191V179L193 178L194 181H191V182H192V183L194 182L195 184L193 183V185H191V182L189 181L187 188H185L186 185L183 186V184H186V183H187V182L185 183V181L183 182V178H184V176L186 175V173H185L186 171L183 172V170H182V173H183V174L185 173V175L183 176V178H181L179 174H181V176L183 175V174L181 173V171H180V170L183 168V166H180ZM196 165H197V166H196ZM205 165H204V167H205ZM218 165H219V164H218ZM218 165H217V166H218ZM29 166H30V168H28ZM34 166H35V167H34ZM40 166H42L43 170H45L44 173H46V175L43 174V172H41L42 169L39 170V171H36L37 169H34V168H36V167L38 168V167H40ZM78 166H79V167L82 166V168H83L84 166L87 167V168H91V167H95V168H97V169L100 171V172H99L100 176H101V174H102V178H101L100 180H98V179L100 178V177L98 176V178H97L96 180H98L99 182H101V181L103 182L104 180L108 182V179H109L110 176H111V178H110V180H109V183H108V184H107V182H106V184H105V182L102 183V186H101V188H103L102 191L99 190V187H100V186H97V187H96L95 185H93L94 188H97V190L95 189L96 193L94 192V193H95V196H94L93 193H92V194L90 193V192H91V191H90L91 188H90V186L88 187V185H89L90 183L88 184L87 179H86V178L89 177V173H88V172H87V173L84 172L83 170H85V169L83 168V170H82V169L79 168ZM105 166H106V168H109V169H107L106 172H105V170H104V169H105ZM136 166H138V164H136ZM136 166H135V168H137ZM167 166H168V167H167ZM189 166L191 167V169H190ZM198 166H200V167H198ZM223 166H224V164H223ZM223 166H222V167H223ZM241 166H242V168H241ZM244 166H245V168H243ZM15 167H16V168H15ZM23 167H24L25 169H24ZM47 167H50V166H47ZM101 167H102V168H101ZM118 167L121 168V169H119ZM123 167H124V168H123ZM130 167H131V168H130ZM133 167H134V166H133ZM145 167H146V168H145ZM169 167H173L174 169L176 168V171H178L179 169H180V170H179L178 172H175L176 174H172V172H173L174 169H173V170H172V168L169 169ZM206 167H205V168H206ZM222 167H221V168H222ZM224 167H225V166H224ZM230 167H231V168H230ZM74 168H75V169H74ZM76 168H77V169H76ZM117 168H118V169H117ZM125 168H127V171H126ZM128 168H130V170H129ZM177 168H179V169L177 170ZM187 168H186V169H187ZM79 169H80V170H79ZM116 169H117V171L120 170V172L118 171V173L116 174V176H114L115 173H116ZM124 169H125V170H124ZM160 169H162V170H160ZM186 169H185V170H186ZM193 169H194V170H193ZM209 169H208V170H209ZM240 169H239V170H240ZM251 169H250V171H251ZM17 170H18V172H17ZM52 170L55 171V172L52 173ZM57 170H58V171H57ZM64 170H65V171H64ZM74 170H75V171H74ZM76 170H77L78 172H80L81 175H82V172H84L85 174H87L86 178L84 177L85 175H82L83 178L80 179V176H81V175L78 174V172H77ZM108 170H110L111 172L109 173ZM113 170H115V171H114L115 173L113 172ZM128 170H129V171H128ZM140 170H141L142 172H141ZM147 170H148V171H147ZM158 170H160V171L157 172ZM165 170H166V171L168 170V171L166 172ZM19 171H21V172H19ZM23 171H25V172H23ZM81 171H82V172H81ZM121 171H123V173H122L123 176H124L125 173L127 172V173H126L127 175H125V176H127L126 179H125V178L123 179V177H122V175H121ZM191 171H192V172H191ZM236 171H237V170H236ZM38 172H39V173H38ZM66 172H68V173H66ZM76 172H77V174L80 175V176H78L77 174H75ZM102 172H103V173H102ZM104 172H105V175H104ZM107 172H108V173H107ZM112 172H113V173H112ZM145 172H146V174H145ZM164 172H165L166 174L168 173V175L165 174V176H164ZM201 172H202V171H201ZM233 172H234V170H233ZM237 172H238V171H237ZM240 172H242V171H240ZM240 172H238V173L240 174ZM60 173H61L62 175H63L64 173H66L67 175H66V177H65V175H64V177L61 176L62 178H60V179L57 181V179H56L55 177H57V175H59ZM159 173L163 174V175H161L162 178H161L160 176H158V175H160ZM173 173H174V172H173ZM192 173H193L194 175H193ZM203 173H204V171H203ZM15 174H16V175H15ZM23 174H24V175H23ZM30 174H32V176H33V178H34V179H33V182H32L31 184H29V180H32V178L29 177ZM35 174H37V175L39 176V178H36V177H38V176H37V175L35 176ZM40 174L43 175V176L41 175V179L44 177V179L47 178V181L45 180V182H44L43 179L41 180V179H40ZM47 174H48V175L51 174L52 177L55 176L54 178H52V181H51V176H50V177H49V176L47 177ZM52 174H53V175H52ZM61 174H60V175H61ZM109 174H110V175H109ZM111 174H112V175H111ZM113 174H114V175H113ZM128 174H129V175H128ZM130 174H131V175H130ZM147 174H148V175H147ZM154 174H158V175H157L158 177H155V180H153V179H154L153 176H155ZM191 174H192L193 176H192ZM13 175H14V177H13ZM75 175H76V177H78V178L75 177V179H74V176H75ZM117 175H118V176H117ZM119 175H120L121 177H120ZM134 175H135V176H134ZM149 175H150L151 177H153L152 179L150 178L151 180L149 179ZM152 175H153V176H152ZM169 175H172V176H174V177H172V179H170L171 176H169ZM176 175H177V176H176ZM24 176H25V177H24ZM32 176H31V177H32ZM106 176H109V177H106ZM112 176H113V177H112ZM128 176H129V179H130L131 181H130L129 183H126V182L129 181V180H128ZM163 176H164V178H163ZM191 176H192V177H191ZM206 176H208V178H207ZM222 176H224L223 178L225 179L226 174H225V175L222 174ZM237 176H239V175H236V177H237ZM68 177H69V175H68ZM144 177H145V179H146V182H148V181L150 180V182L153 181V183H154L155 185H154L153 183H152L153 185H151L150 182H149V183L143 182V181H145ZM166 177H169V178H166ZM175 177H179V178H175ZM204 177H206V178H207L206 181L208 180L209 183H210L211 180H209V179H210L209 172H208V174L206 173V175H205V173H204V176H203V179H202V181H203L202 183L204 184V187H206V186H205V182H206V181H205ZM216 177H215V178H216ZM229 177H227V178L225 179V181L230 180V182H232V179H228ZM234 177H235V175H234ZM27 178H29V179H27ZM65 178H66V179H65ZM117 178L120 179V181H119ZM131 178H132V179H131ZM136 178H137V182H136ZM147 178H148V179H147ZM160 178H161V179H160ZM215 178L212 179L214 182H216V181H215ZM232 178H233V177H232ZM237 178H238V177H237ZM116 179H117V181H119V183H118V182L116 183ZM134 179H135V180H134ZM138 179H139L140 181H139ZM168 179L170 180V182L168 181ZM180 179H181V180H180ZM224 179H222V180H224ZM250 179H251V178H249V181H250V185H249V186H251V184H252V182H251ZM262 179H264V177H262ZM2 180L5 181V184L2 182ZM13 180H14V181H13ZM77 180H78V181H77ZM81 180H82V181H81ZM88 180H89V182H90L92 179H88ZM96 180H95V181H96ZM113 180H115V181H113ZM121 180H122V181L124 180V182H122ZM132 180H133V181H132ZM156 180H157V181L160 180V183H158V186H156V184H157ZM163 180H164V181H163ZM172 180L174 181L173 184L171 183ZM176 180H177V182H175ZM247 180H248V179H247ZM257 180H259V179H258V178H255V179H254L255 182H257ZM40 181H42V182H41L42 184L40 183ZM48 181H51V186H54V187H50V186L46 185L48 188L50 187V188H49V191L43 192V190H44V188H45L44 184H46V182H48ZM92 181H93V180H92ZM95 181H94V182H95ZM138 181H139V186H136V188H135V183H136V185H137V184H138ZM165 181L168 182V183H167V184H168V185H167V187H168V188H167V189H168V192H166L167 190L164 189V188H165L164 185L166 186V182H165ZM181 181H182L183 183H182ZM263 181H264V180H262V182H263ZM30 182H31V181H30ZM61 182H62V183L64 182V184L62 185ZM131 182H133V184H132V189H131ZM214 182H211V184H212V183L214 184ZM222 182H223V181H222ZM255 182H254V183H255ZM12 183H14V185H13ZM122 183H123V184H122ZM124 183H125L127 186L130 185V188H128V187H127V188H128L131 192L128 191V190H124V189L126 188V186H125ZM216 183H217V182H216ZM254 183H253V185H252V186H254L253 188H255V184H254ZM2 184H4V185H2ZM48 184H49V183H48ZM79 184H80V185H79ZM83 184H85V188L83 187V186H84ZM91 184H93V183H91ZM113 184L116 185V188L114 187ZM120 184H122V185H120ZM149 184H150V186L148 187ZM160 184H161L162 189L165 190V192L161 189V187L159 188ZM176 184H177L178 186H177ZM207 184H208V183H207ZM207 184H206V185H207ZM219 184H220V185H219ZM248 184H249V183H248ZM248 184L246 183V184H243V185H248ZM257 184H259V182H257ZM260 184H261V185H260V187H261V186H262V183H260ZM24 185H25V186H24ZM26 185H27V186H26ZM35 185H37L39 188H42L43 195H42L41 191H39L40 189L38 190V192L36 191L37 188H36ZM65 185H66V186H65ZM77 185H79V188H78ZM110 185H113V189H114V188H115V189L112 190V188H109V189L107 190V189L105 188V187H107V188H108V187H112V186H110ZM123 185L125 186L124 188L122 187ZM140 185H144V187H143V186H140ZM180 185H181V186H180ZM189 185H191L192 187L195 185L196 187H195V186H194V187H195V189H197V190H196V191H195V190L193 191L192 188H191V189L188 188V187H190ZM215 185H216V184H215ZM223 185H221V187H223ZM58 186H59V187L62 186V188L65 187L66 192H67L69 189H70V190H69L67 193H66L65 191H64L65 193H63V191H62L63 189L59 188ZM81 186H82V187H81ZM104 186H105V187H104ZM118 186H119V187H118ZM175 186H176L178 189H179V187L182 188V189H181V190H177V188H175ZM208 186L211 187L210 184H208ZM43 187H44V188H43ZM56 187H58V188H56ZM76 187H77L78 189H77ZM86 187H87V188H86ZM145 187H146V188H145ZM152 187H154L153 190H152ZM155 187H156V189H155ZM171 187L173 188V190L176 189V191L174 190V193H172V191H170V190L172 189ZM204 187H203V188H204ZM233 187H232V188H233ZM257 187L259 188V190L257 189ZM260 187H259V185L256 186V189L258 190V193H257V191H256L255 193H257V194L260 195L259 198L261 199V204H263L262 202H264V201H263V199H264V193H263V195H262V193H261V194L259 193V191L262 192V188H260ZM263 187H264V186H263ZM80 188H81V191L84 190V194H85V191H87L86 196H88V197H85V196H84V197H85V200L88 201V203H89V201H90V205H89V206L91 207V211H93V210L96 208V204H95V206H93V207L91 206V200L95 199V202L97 203V200L100 198V202H101V200H103V201H102V203H101V208H100V205H99V203H98V205H97V206H99L98 209L100 210V212H103V213L106 214V217H105V218H104V217H101L102 215L105 216V215L102 213V215L99 217V219L96 220V219H94V218L92 217V215L90 216L91 211H90L89 207H86V213L88 212V214H85V213L83 212V214L85 215V216H83V218H82V220H81V221L84 220L83 225H81V224H82V223H80L81 221H77L78 223H80V227H81V226H86L88 223H93V219L96 220L97 223H98L100 220L102 221V220H104V219H106L107 221H109V220L111 219V215H110V212H111V211H109V210H112L113 213H114V211H115V214H114V215H113V213L111 212V213H112V216H114V218H113L114 220H113V222H112V223H113V224H112V227H113V230L115 229L114 226L116 227V229L118 228V229H117V233H118V231H119V233H118V236H117V237H118V239L120 238L122 241H124V242H123V244H124V246H125L124 249L122 248V245H121L122 243L119 245V244H118L119 242H116V241H117V240H116V241L114 242V245H113V246H111V247H109V248L106 249V250H107V254H105V251H103V250H104V247H103L104 244H103V243L105 242V243H106V246H107V239H108V237H109V238H113V237H115V235H116L115 231H113L114 234H112V233H109V234H108V232L106 231V233L108 234V236H107L106 239H105V235H106V233H105V234L103 233L104 237H103V235H101V234H102V231H103V230H102L103 227H105V228L107 227V225L105 226V224H104L105 221H104V222L102 221L103 224H104V226L101 225L102 229H99V228H98V230L101 231V234L99 233V231L96 232V233H98V234H96V236L99 238L100 241L98 240L97 237H96V238H97V241H95L96 238H94V243H93V244H94V245H93V246H94V249H95V250H98V248L100 249V250L97 251L98 254L96 253V251H92V250H91V248H90L91 246L89 247V245H88V247H86L87 245H85V244H87V243H86V239H84V238H83V239L85 240V244H84V241H83V240H81V239H79V238H77V237L72 238V239H70V240H69V237H68L69 242H68V240H67V241H64V240L66 239V238L64 237V234H65V235L68 234V236H70L71 233L68 232V228H69V230L72 229L70 226H74V224L71 222V220H70V222H71V225H70V222L68 223L69 220L66 222L65 219H61V218H60L61 213H60L59 210H60V208H61V212H64V211H65V212L62 214V216H63L65 213H68V212H69V211H67V207H68L69 210H73V209H72V203H71V202H73V201H72V198H73V200H76V199H74V196H76V195H77V197L79 198V195H80V193H79V192H80ZM117 188H118V189H117ZM133 188H134V192H133ZM148 188H150V190H149L150 192L148 191ZM157 188H158V190H160V191H157ZM183 188H184V190H183ZM198 188H199V189H198ZM219 188H218V189H219ZM245 188H246V187H245ZM253 188L250 187V190H251V189H252L251 191L256 190V189H253ZM25 189H26V190H25ZM53 189H54V190H53ZM105 189H106V190H105ZM110 189H111V190H110ZM116 189H117L119 192H117ZM119 189H121V192H120ZM122 189H123V190H122ZM137 189H138V190H137ZM143 189H145V190H144V195H145L144 197H142V194H143L142 190H143ZM186 189H187V190H190V191H186ZM228 189H229V190H228ZM5 190H6V191H5ZM50 190H51L52 192H55V193H54L55 196H56V194H63V195H62L63 197H62V196L60 197V195H58L57 197L61 198V200L64 198V199H63V202L66 201V202H64V208H65V210H63V202H62V203H61V202H58V199H56L57 197L55 198V196H53L52 193H51V194L49 193ZM78 190H79V191H78ZM104 190L107 191V194H106V192H104ZM146 190H147V192H146ZM182 190L184 191V192H182V196L185 197V198H183L181 195H179V194H180L179 191H182ZM199 190H200V191H199ZM208 190H207V191H208ZM263 190H264V189H263ZM30 191H31V192H30ZM44 191H45V190H44ZM72 191H73V192H72ZM125 191H126V192H125ZM162 191H163L164 193H163ZM177 191H178L179 193H178ZM191 191H192L193 193H196V194H197V195H196V194H195V195H194V194H191V195L195 196V198H193V199H192L193 196L191 197V195H190V193H192ZM201 191H202V192H201ZM223 191H224V192H223ZM231 191H232V192H235V191H236L237 193H238V192L241 193V191L243 192V193L240 194V196H242V194H243V197H242V198L240 197L241 199L238 198V196H237V200L239 199V200H238L239 202H238L235 198L233 199L234 194H232ZM16 192H17V193H16ZM29 192H30V193H29ZM71 192H72V193H71ZM75 192H78L79 195H78V194L75 195ZM123 192H125L124 194H125V197H126V198H125V197L123 198V196H121V195L123 194ZM154 192H155V193H154ZM160 192H161V195H160ZM176 192H177V193H176ZM188 192H189V195H185V196H184V193H185V194H188ZM230 192H231V193H230ZM245 192H247V194H246ZM15 193H16V195H15ZM37 193H38V194H37ZM70 193H71L72 196H71V195L66 196L67 194H70ZM73 193H74V194H73ZM103 193H104V194H103ZM128 193H129V194H128ZM130 193H131V194H130ZM133 193H134V194H133ZM137 193H139V194H138V195H139V198H138V196H137ZM145 193H146V194H145ZM162 193H163V194H162ZM167 193H169V194H167ZM252 193H254V191H253ZM35 194L38 195V197L35 196ZM65 194H66V195H65ZM98 194H99V195H98ZM102 194H103V197H104L103 199H102ZM119 194H120V196H119ZM124 194H123V195H124ZM140 194H141V195H140ZM152 194H154V195H152ZM155 194H157L158 196L160 195V196L158 197V196L155 195ZM166 194H167V195H166ZM170 194H171V196H168V195H170ZM172 194H173V196H172ZM174 194H175V196H174ZM176 194H177V196H176ZM227 194H228V196H226ZM229 194L231 195L230 198H231L232 202L235 203V204H233L231 201H228V203H231L230 205H227V203H225V204H222V203H221V204H222V205H221V204L219 203L220 208H219V206H218V204H217V201L215 202V204H214V202H213L212 205L210 204V203L212 202L213 199H214V200H217V198H218V201H219V197H218V196H221V197H222L223 195H225L226 197L224 196V199H225V200H227V199L230 200V198H229ZM257 194H256V195H257ZM81 195H83V193H82ZM89 195H90V197H89ZM92 195H93V196H92ZM97 195H98V196H97ZM108 195H109V196H108ZM114 195H116V198H115ZM130 195H131V196H130ZM132 195H135V196H134L135 198L137 197V198H136L137 202L135 201V198L132 197ZM237 195H239V194H237ZM245 195H246V196H245ZM261 195H262V196H261ZM51 196H52V198H51ZM64 196H65V197H64ZM96 196H97V197H96ZM113 196H114V197H113ZM129 196H130V197H129ZM140 196H141L143 199H142ZM165 196H167V197H165ZM212 196H213L214 198H213ZM235 196H236V194H235ZM7 197H8V198H7ZM40 197H41L42 199H41ZM66 197H67V198H66ZM70 197H71V198H70ZM77 197H76V198H77ZM91 197H92V199H91ZM109 197H110V199L113 198L112 201H113L114 203H116L115 205H117V207H115L114 204H113L114 207H113V206H112L113 208L111 207V205H112L113 202H111V201L108 202V201H107V199H109ZM127 197H129V199H127ZM146 197L148 198V200L146 199ZM179 197H180V198H179ZM190 197H191V198H190ZM9 198H10V199H9ZM132 198H133V200H132ZM206 198H207V199H206ZM212 198H213V199H212ZM246 198H247V200L250 199V200H249V203H251V204L246 203V201H245ZM259 198H258V199H259ZM51 199H52L53 201H51ZM67 199H68V201H67ZM90 199H91V200H90ZM105 199H106V201H105ZM121 199H124L125 202H124V201H123V202H124L125 205H126V202H127V208H126V206L124 207V204H123L122 202L120 203L119 200H121ZM125 199H126V200H125ZM149 199H150V202H149ZM176 199H177V201H176ZM190 199H191V201L189 202ZM205 199H206V200H205ZM221 199H222V198H220V200H221ZM224 199H222L221 201H223ZM260 199H259V201H260ZM21 200L25 202L24 205L27 206V207H23V206H22L23 204L21 203ZM48 200H49V201H48ZM79 200H80V198H79ZM115 200H116L117 202H116ZM131 200H132V201H131ZM154 200H155V201H154ZM172 200L174 201V203L172 202ZM178 200H179V201H178ZM181 200H182V202H181ZM183 200H184V202H183ZM208 200H211V202L208 201ZM77 201H78V199H77ZM129 201L131 202V204L129 203L130 207L128 208V202H129ZM254 201H255V199H254ZM257 201H258V200H257ZM26 202H28L29 204L26 203ZM44 202H45V203H44ZM49 202H50V203H49ZM52 202H54V203L57 202L56 204L59 206V207H58L59 209L56 208V205H55V204H54L55 206H52V204H53ZM69 202H70V205H69ZM78 202H79V201H78ZM81 202H82V203H81ZM135 202H136V204H135ZM138 202H139V203H138ZM140 202L143 203V210H144V211H142L143 214H142V212H141V210H142V204H140ZM145 202L149 205V210H147L148 212L146 211V208H145L146 205H147V204H145ZM151 202H152V204H151ZM193 202H195V205H192ZM208 202H209V203H208ZM225 202H226V201H225ZM10 203H11V204H10ZM110 203H111V205H110ZM178 203H179V205H178ZM207 203L210 204L211 206L208 207V206H207ZM236 203H237V204H236ZM252 203H253V204H252ZM254 203H255V204H254ZM15 204H16V205H15ZM44 204H45V205H44ZM50 204H51L52 207H54V208H53V211H52V209H51ZM80 204H81V205H80ZM80 204H79V207H81V206L83 205L82 207L84 208L83 200H82V201L80 200ZM93 204H94V202L92 203V205H93ZM118 204H119V205H118ZM122 204H123V205H122ZM134 204H135L136 206H135ZM137 204H138V207H137ZM144 204H145V205H144ZM180 204H181V205H180ZM199 204H200V205H199ZM35 205H39L40 208H38L39 206H35ZM48 205H49L50 207H48ZM66 205H67V207H66ZM186 205H187L188 207H187ZM215 205L217 206V210L219 209L220 212L216 210V206H215ZM251 205H252V206H251ZM255 205H258V207H256ZM19 206H22V207L19 208ZM31 206H33V208H32ZM106 206H107V208H106V210H105L104 208H105ZM119 206H120V208H119ZM121 206H122V208H126V211H127V212L124 211V209H122ZM144 206H145V207H144ZM179 206H181L182 209H181V207L179 208ZM190 206H192V207L189 208ZM193 206H194V208H193ZM221 206H222V207H221ZM246 206H247V207H246ZM4 207H5V208H4ZM109 207H111V208H109ZM132 207H133V208H132ZM134 207H135V209H134ZM196 207H197L199 210L196 209ZM225 207H228L229 209H227V208H225ZM245 207H246V208H245ZM248 207H249L250 209H247ZM6 208H7V209H6ZM15 208H16V209H15ZM18 208H19V210H21V212H24L25 215H26V213H27V217H26V219H25L24 221H22V220H23L22 218H24V216H25V215H23V214H22V217H20V218H18V219L16 218L18 221H19V219H21V220L18 222V224H21V223H20L21 221L24 222V223H25V222H30V221L33 222V219H35V218L37 217V218H36V219H37V223H33V224L36 226V224H41V219H44V218H45V215H47V213H48V215L46 216V217H48V218H47V220L45 219V225L47 224V226H46L47 228H46L45 225L42 223L46 229L43 228V225H41V228H43V230L41 229L42 231H41V230H40V231H37L38 229H36L37 232L35 233V230H33L32 227H30V229L32 228L31 230H33L32 232H31L30 229H28V227H26L28 230L25 228V226L28 225V223H25L26 225H25V224H21V225H18V224H17V225H18V226H17V225L15 224V223H17V222L14 221V217H13L11 220L8 221V215L11 214V216H12L14 212H18V213H17V216H19V215L21 216V213L18 211ZM23 208H24V210H22ZM48 208L51 209V210L49 211ZM147 208H148V207H147ZM241 208H242V207H241ZM1 209H0V210H1ZM10 209L13 210V211L11 210L12 213H11ZM14 209H15L16 211H15ZM35 209H36V210H35ZM56 209H57V210H56ZM88 209H89V210H88ZM101 209H102L103 211H102ZM108 209H109V210H108ZM117 209H118V210H117ZM137 209H138V210H137ZM153 209H154V213H156V214L152 213ZM192 209H193V210H192ZM6 210H7V211H10V213L7 212ZM30 210H31V211H30ZM62 210H63V211H62ZM81 210H82V209H81ZM128 210H129V211H128ZM136 210H137V211H136ZM181 210H182V211H181ZM187 210H188V211H187ZM200 210H201V211H200ZM223 210H224V215H223V217H225V211L227 210V212H228V213L226 214L227 216L225 217V218H227V219H226L227 222H226L224 219H223V220L221 219V221H220V219L218 218L219 215L221 214V212H222ZM234 210H235V211H234ZM239 210H240V209H239ZM4 211H5V213H3ZM56 211H57V212H56ZM66 211H67V212H66ZM118 211H119L118 214H120V220H121L120 224H119V221H120V220L118 219L119 215L117 214V216H116V213H117ZM121 211H122V212H121ZM150 211H151L152 214H154V218L152 217L151 213H149ZM194 211H196V212H194ZM202 211H203V214L200 215V214L202 213ZM208 211H209V212H208ZM236 211H237V212H236ZM6 212H7V213H6ZM58 212L60 213V216H58V214H59ZM100 212H99V213H100ZM124 212H125V213H124ZM129 212H130V214H129ZM132 212L135 213V215H134V213H133L134 219H133V216H132ZM140 212H141V213H140ZM178 212H179V213H178ZM185 212H186V214H184ZM189 212H190V213H189ZM199 212H200V213H199ZM206 212H208V213L206 214ZM213 212H214L215 214H216V213H219V214H218V215H215V216H211V215L214 214ZM233 212H234V215H233ZM235 212H236V213H239L240 215L238 216ZM259 212H260V214H261L260 218H263V216H264V215H263L264 212H262L261 210H260ZM261 212H262V213H261ZM2 213H3V214H2ZM54 213H55V214H54ZM121 213H122V218H121ZM148 213H149V214H148ZM157 213H158V215H157ZM210 213H211V215H209ZM212 213H213V214H212ZM249 213H250V212H249ZM50 214H52V215H50ZM92 214H93V213H92ZM128 214H129V216H128ZM146 214H147V216H146ZM187 214L189 215V217H188ZM205 214H206V216H203V215H205ZM222 214H223V213H222ZM245 214H246V215H245ZM1 215H0V216H1ZM14 215L16 216V213H14ZM95 215H96V214H95ZM95 215H94V216H95ZM125 215H127V218L124 217ZM138 215H139V216H138ZM143 215H144V216H143ZM156 215H157L158 217H157ZM175 215H176V217H175ZM180 215H182V217H181ZM190 215H191V216H190ZM199 215H200L201 219H200ZM207 215H208L209 217H211V219L208 218V220H207V218H206V217H208ZM244 215H245L246 217L248 216V218H246ZM262 215H263V216H262ZM11 216H10V217H11ZM42 216H43V218H42ZM52 216H53V217H52ZM108 216H109V217H108ZM135 216H136V217H135ZM148 216L150 217V220L147 218ZM173 216H171L172 219H173ZM217 216H218V217H217ZM221 216H222V215H221ZM221 216H220V217H221ZM237 216H238V217H237ZM38 217H41V218H38ZM128 217H129V219H128ZM144 217H145V218H144ZM155 217H156V218H155ZM177 217H178V218H177ZM180 217H181V218H180ZM193 217H194V218H193ZM214 217H217V220L214 219ZM232 217H233V219H232ZM256 217H257V216H256ZM0 218H1V217H0ZM59 218H60L61 220H65V221L63 222V221L59 220ZM87 218H88V219H87ZM96 218H97V217H96ZM103 218H104V219H103ZM107 218H108V219H107ZM124 218H125V220H127V219H128V220L125 221V220H123ZM141 218H142V219H141ZM189 218H190V219H189ZM192 218H193V219H192ZM205 218H206V219H205ZM257 218H258V217H257ZM260 218H258V219H260ZM4 219H5V221H4ZM6 219H7V220H6ZM9 219H10V218H9ZM16 219H15V220H16ZM36 219H35V220H36ZM38 219H40V221H39ZM50 219H51V220H50ZM52 219H53V223H52ZM86 219H87V220H86ZM130 219H131V223L129 222ZM132 219H133V220H132ZM137 219H138V220H137ZM144 219H145V224H144ZM153 219H155L156 222H154ZM209 219H210V220L214 219V221L212 220L211 223H210V220H209ZM242 219H246L245 222H242ZM0 220H1V219H0ZM27 220H29V221H27ZM35 220H34V222H36ZM58 220H59V222H58ZM115 220H116V222H114ZM117 220H118V221H117ZM122 220H123V221H122ZM136 220H137L138 222H137ZM147 220H148V221H147ZM189 220H190V221H189ZM263 220H264V218H263ZM3 221H4L5 223H3ZM7 221H8V222H7ZM38 221H39V222H38ZM146 221H147V223H146ZM149 221H150V223H149ZM193 221L195 222V224H196V226H197V228H196V230H195V232H194L195 234H196V231H197V229H198V231H197L198 234H196L197 237H195L194 233L192 234L193 236H192V235L190 236V238H189V237H184V233H185L184 230H186V229H185V224H187V225L189 226L190 223L193 222ZM202 221H203V222H207V224H206V223H205V224H206L208 227L205 226L204 223H203ZM219 221H220V222H219ZM237 221H238V224H237ZM243 221H244V220H243ZM259 221H261V219H260ZM259 221H258V223H259ZM42 222H44V221H42ZM54 222H55V223H54ZM77 222H76V225H77ZM117 222H118V223H117ZM152 222H153V224H151ZM212 222H213V223H212ZM222 222H223V223H222ZM251 222H252V223H251ZM49 223H50V224H49ZM51 223H52V224H51ZM66 223H68V224H66ZM97 223L95 222V224H97ZM123 223H125L126 225L123 224ZM139 223H140V224H139ZM148 223H149V225H148ZM208 223H210V224L212 225V229H211V227H210L211 225H210V224L208 225ZM221 223H222V224H227V225L225 226V225H222ZM240 223H241V224H240ZM260 223H262V221H261ZM29 224L31 225V223H29ZM48 224L51 225V226H48ZM121 224H122V228H123V229L125 228L123 231H122V228H121ZM214 224H215V225H214ZM5 225H6V226H5ZM30 225H29V226H30ZM52 225H54V226H52ZM55 225H56L57 227H55ZM108 225H109V224H108ZM143 225H144V227H143ZM153 225H154V226H153ZM183 225H184V226H183ZM219 225H220L221 227H219ZM247 225H245V226H247ZM263 225H264V221H263ZM263 225H262V226H263ZM19 226L21 227V229H22V226H24V228H25V229H23V232H24V233L22 232L23 235L21 236V239H20V238H17V235H16V236H13V235H15V233H16V234L20 233V232H19V231H20ZM32 226H33V225H32ZM77 226H79V224H78ZM98 226H99V224H98ZM109 226H110V225H109ZM149 226H150V228H149ZM159 226H160V228H159ZM190 226H191V225H190ZM204 226H205V227H204ZM224 226H225V229L228 231V235L226 234V231L223 229ZM230 226L232 227V229H235L234 226H232V224H230ZM248 226H247V227H248ZM12 227H13V229H12ZM33 227H34V226H33ZM38 227H40V225L37 226V228H38ZM48 227H49V228H48ZM50 227L55 228V229L52 228V230H55V231H56V232H54V233H55L57 236H58V233H59V232H57V230H56L57 228L59 229V231H62V230H61V227L64 228L65 233H64V231L61 232V233L59 234V237H60V235H61L62 233H64V234H62L60 238H58V237L56 238V237H55L56 235H52L53 233H52V234H51V233L49 234L48 229L51 230ZM66 227H67V230L65 229ZM145 227H146V228H145ZM153 227H154V228H153ZM156 227H157V229H158V228L160 229V231L162 232V234L160 233V231H158V233L156 232ZM175 227H176V224H175ZM218 227H219V230H220V231L215 230L216 228L218 229ZM249 227H248V229H249ZM5 228H7V229L10 228V232H8V230L4 232V229H5ZM107 228H109V227H107ZM151 228H153V229H151ZM239 228H240V229H239ZM74 229H75L74 233L77 232L76 226L74 227ZM127 229H128V230H127ZM146 229H147V230H146ZM154 229H155V233H154ZM200 229H201V230H200ZM206 229H207V231H206ZM208 229H209V230H208ZM210 229H211V230H210ZM13 230H14V231H13ZM25 230H26V231H25ZM29 230H30V232H31L30 235H32V233H34L33 236H34L35 234H38V235H39V234L41 233V234L39 235V238H40V239L38 238V236L36 237V235L34 236V238L36 237V238H38V239H36V238L34 239L33 236H29V235H28V236L30 237V238H29V239H30L29 242H32V240H34L33 244L35 243V247H37V244H38V243H36V241H39L38 246H41L42 243H43V245L41 246V249H40V247H39V248L37 247V249H36L34 246H31V245H30L31 243H28V241H27V240H28V236H27L26 233H30ZM46 230H47V232H46ZM107 230H108V229H107ZM152 230H153V233H154V234H156V233H157V235L159 234V239H156L157 235H156V237H155V235L152 234ZM244 230H245V228H243V231H244ZM246 230H247V228H246ZM246 230H245V231H246ZM21 231H22V230H21ZM66 231H67L68 233H66ZM80 231H81V232H79V234L82 233L83 229H82V230L80 229ZM120 231H122V232H120ZM127 231H128V233H129V236H128V234L124 235L125 233H127ZM147 231H148V233H147ZM149 231H151V232H149ZM199 231H200V232H199ZM222 231L225 232V233H224V237L222 236V239H221V235H220V233L222 234ZM237 231H239V232H237ZM14 232H15V233H14ZM38 232H39V233H38ZM51 232H53V231H51ZM110 232H111V229H110ZM143 232H144V233H143ZM215 232H216V233H215ZM219 232H220V233H219ZM258 232H259V233H258ZM4 233H9V235H10V233H13V235L10 236L11 238H12V236H13V240H9V241H8V242L13 241V242L9 243V244H12V243H13V244H12L13 246H12V247L10 246V250H12L13 247L16 248V252H15V250H13V253L11 252V257H13V258H12V261H10V259H11V258H9V257H10V254H8V252H10V250H8V252L6 251L7 249L5 250L6 253H7V255H6L5 251H4V249L8 246L7 238L10 239V237H7L8 235H7V234H4ZM45 233H46V234H45ZM72 233H73V232H72ZM74 233H73V234H74ZM134 233H135V232H134ZM186 233H187V232H186ZM206 233H208V235H207ZM218 233H219V235H218L219 241H218V238H216L217 236H216L215 238H212V237L214 236V234L216 235V234H218ZM248 233H249V231H247L246 235H247ZM256 233H258V235H256V237H255V238H256V241H254V239H253L252 237H254ZM3 234H4V236L7 237V238L4 237V238L6 239V242H7V243H6V244H7L6 246L4 245V244H5V240H3ZM24 234H26L25 237H24V238L26 239L25 241H23V239H24V238H23ZM122 234H123V235H122ZM148 234H149L150 236H148ZM171 234H172V235H171ZM174 234H175V235H174ZM211 234H212V236H211ZM237 234H238V236H237ZM239 234H240V235H239ZM41 235H43V236H41ZM45 235H50V236H47V237L50 238V239H51V237H52L53 239H54V238L57 239V240H55V239H54V240H51V244H52L53 246H50L51 244L48 246L49 241L47 240V237H46ZM51 235H52V236H51ZM173 235H174V237H172ZM176 235H177V238H178V237L180 238V241L178 240V241L180 242V246H179L178 241L176 240L177 238H175ZM198 235H199V236H198ZM225 235L228 236L230 239L227 238V237H225ZM262 235H263V237H262ZM18 236H19V235H18ZM73 236H75V235H73ZM77 236H78V234H77ZM112 236H113V237H112ZM153 236L155 237V239H153ZM180 236H182V240H185V241H183V244L181 243V237H180ZM185 236H186V234H185ZM243 236H245V235H243ZM14 237H16L17 239L14 238ZM26 237H27V238H26ZM42 237L44 238V241L47 242L48 244L45 243V242H43V238H42ZM66 237H67V236H66ZM70 237H71V236H70ZM117 237H115V238H117ZM149 237H150V239H149ZM210 237H211V238H210ZM245 237H246V236H245ZM259 237H260V238H259ZM22 238H23V239H22ZM41 238H42V242L40 243ZM61 238H63V241H64V242H61V241H60ZM64 238H65V239H64ZM102 238H103V239H102ZM172 238H173V240H172ZM197 238L199 239L198 242L196 241L197 243H194L195 240H194V242H193L194 244H193L191 241H188V239H189V240L192 239V241H193V239H197ZM208 238H210V239L208 240ZM130 239H133V240H131V241L134 242V245L136 246L135 248H134L133 244L131 243ZM198 239H197V240H198ZM232 239L235 240L234 238H232ZM239 239H240V238H239ZM247 239H248V238H247ZM17 240H18V243H17ZM19 240H20V241L22 240V241H21V242H22V243H21L22 245L19 243ZM143 240H144V239H143ZM156 240H157V241L159 242V244H161V245L157 244ZM174 240H175L176 243H178V245L175 244ZM204 240H205V241H204ZM227 240H229V241L227 242ZM3 241H4V242H3ZM26 241H27V242H26ZM53 241H54V243H53ZM125 241H126V242H125ZM138 241H140V240H138ZM209 241H210V242H209ZM220 241H221V242H220ZM246 241H247V240H246ZM251 241H252V242H251ZM260 241H261V242H260ZM56 242L59 243V247H60L63 251L66 250V254H69V253L67 252L69 249H68V250L66 249V248H69V247L71 248V249L69 250V252H71L72 249H73L74 247H75L74 249H76V251H72V252L69 254V255H71V256L68 255V259L66 260L65 258H67V255L65 254L66 257L64 256L65 258H63V254H64V253H62L63 251L61 252L62 254L60 253L61 249H59V247L57 246V244H55ZM101 242H102V243H101ZM151 242H153V244H152ZM189 242H191V243H189ZM205 242H206V243H205ZM207 242H208V243H207ZM211 242H213V244H211ZM219 242H220V243H219ZM226 242H227V245H225V246H226V249H224V245H223V244L226 243ZM237 242H238V243H237ZM249 242H247V243H249ZM97 243H100L101 245H100V244H99V245H100L101 247L98 246ZM204 243H205V244H204ZM209 243H210V246H211V250H210L211 253H209V246L207 247V245H209ZM263 243H264V242H263ZM26 244H27V245H30V246H27ZM44 244H45V245H44ZM54 244L56 245V247H58V248H56V251H55V252H54V250H55V246H54ZM96 244H97V245H96ZM139 244H143V242H139ZM154 244H155V245H154ZM197 244H198V245H197ZM203 244H204V245H203ZM217 244H218V245H217ZM234 244H236V246H235ZM239 244H240V246H241L242 249L240 248ZM14 245H15V246H14ZM67 245H68V247H67ZM84 245H85L86 248L83 247ZM157 245H158L159 248H157ZM167 245H168V241H167ZM188 245H190L191 247L188 246ZM222 245H223V247L221 248ZM260 245H261V246H260ZM43 246L46 248V249H44V250H46V252L44 251L45 253L43 252V248H44ZM93 246H92V249H93ZM106 246H105V248H106ZM142 246H143V245H141L140 248H141ZM161 246H162L163 249H161ZM175 246H176V248H175ZM178 246H179V247H178ZM212 246H213V247H212ZM228 246H229V247H228ZM232 246H235V247H234L235 249H234ZM263 246H264V244H263ZM31 247H32V248L34 247L35 250H38V249H39L40 251H37V254H36V252L34 251V248H33V251L30 250ZM48 247H49V251L47 250ZM53 247H54V249H53ZM102 247H103V248H102ZM107 247H108V246H107ZM182 247H183V249H182ZM186 247H187V249H186ZM188 247H189V248H188ZM206 247H207V248H206ZM227 247H228V248H227ZM231 247H232V251H231ZM259 247H261V248H259ZM7 248H9V246H8ZM24 248H25V250H24ZM28 248H29V250H28ZM50 248H51V249H50ZM81 248H82V249H85V250L88 249L89 251H87V252L90 253V255H92L93 257H95V259H93V262L91 261L92 256H90V259L86 260L87 258H89V257H88V256H89L88 253H87L88 256H83V255L80 256V254H84V253H85V252H84V253H82V252L80 253ZM89 248H90V249H89ZM101 248H102V249H101ZM128 248L132 251V253L130 252V250L127 251ZM200 248H201V249H200ZM204 248H205V249H204ZM236 248H237V250H236ZM18 249H19V250H18ZM26 249H27V250H26ZM52 249H53V250H52ZM134 249H135V250H134ZM157 249H158V250H157ZM177 249H176V250H177ZM184 249H185V250H184ZM196 249H197V251H196ZM207 249H208V250H207ZM221 249H222V251H221ZM233 249H234L235 252L233 251ZM21 250H23V253L26 254V255L24 254V256H25L24 260H23V258H18V257H20V256H21V257H24V256L22 255L23 253L19 255V252H21ZM51 250H52V252H51ZM58 250H59V251H58ZM139 250H140V249H139ZM176 250H175V251H176ZM219 250H220L221 253L219 252ZM17 251H18V255H19V256L16 254ZM30 251L32 252L31 255H32L33 260H34L35 257H36V258H38V259H37L38 262L36 261V259H35V262H34V261H32L33 263L31 262L32 258H30V257H31V255H30V253H29ZM57 251H58V253H56ZM82 251H83V250H82ZM101 251H103L105 255L102 254V257L100 256L101 258H99V255L102 253ZM109 251H110V252H109ZM191 251H192V253H191ZM193 251H195V252H193ZM198 251H199V252H198ZM202 251H203V252H202ZM228 251H229V254H227ZM230 251H231V252H230ZM237 251H238V252H237ZM240 251H241L242 253H240ZM39 252H42V254L40 255ZM47 252H48V253H47ZM75 252H77V253L75 254ZM78 252L80 253L79 256H78ZM94 252L97 254V256H95V254L93 255ZM141 252H142V251H141ZM165 252H166V253H165ZM215 252L217 253V255L214 254ZM222 252H223V253H226L227 256H229V258H227L226 255H225V258H224V255L222 254ZM262 252H263V254H262L263 259H262V260H264V250H262L261 253H262ZM28 253H29V254H28ZM59 253H60L61 255H59ZM133 253H134V254H133ZM149 253L152 254V251L149 250ZM206 253H207V254H206ZM259 253H260V252H259ZM259 253H258V258H259V256H260ZM12 254H13V255L16 254V255L13 256ZM38 254H39L40 256H39ZM49 254H51V257H52V258L50 257L51 260L48 259V258H49ZM136 254H137V256H136ZM185 254H187V256H186ZM189 254H193L192 258H191V257H188ZM230 254H231V255H230ZM235 254L239 257V259L237 258V256H236ZM8 255H9V256H8ZM27 255H29V258H30L29 261H30V263H29V261H28V256H27ZM34 255H35V257H34ZM37 255H38V257H37ZM57 255H58L59 257H58ZM73 255H74V256H73ZM110 255H109V256H110ZM113 255H114V257H112ZM131 255H132V256H131ZM134 255H135V256H134ZM181 255H182V253L179 254V255H177V258L175 259L176 264H178V262H179L180 260H183V259H184L183 256H181ZM210 255H211V256H210ZM4 256H5V258L8 256V258H9L8 262H7V259H8V258H6V260L4 261V259H5V258L3 259ZM53 256H54L58 261L55 260V258H54ZM61 256H62V258H61ZM146 256H147V255H146ZM149 256H150V255H149ZM154 256H155V255H154ZM202 256H203V257H202ZM213 256H214V258H213ZM217 256H218L219 258H217ZM221 256H222V257H221ZM231 256H232V258H231ZM235 256H236V257H235ZM244 256H245V257H247V256L249 257V252H248L247 256H246V255H244ZM69 257H70V258H69ZM96 257H98V258H96ZM131 257H132V258L134 257V259H136V262H135V260L131 259ZM138 257H139V259H138ZM193 257H194V259H193ZM199 257H200V258H199ZM208 257H209V259H208ZM245 257H244V259H245ZM250 257H249V258H250ZM253 257L250 258V259L247 258V260H246V259H245V260H246V261H248V260H250V261H251V260L256 261L255 259H253ZM53 258H54V259H53ZM178 258H179V261H178ZM181 258H182V259H181ZM190 258H191V259H190ZM201 258H202L203 261H201ZM216 258H217V260H216ZM220 258H221V259H220ZM222 258H223V260H222ZM230 258H231V260H230ZM233 258H234V260H233ZM242 258H243V257H242ZM2 259H3V260H2ZM25 259H27V262H28V263L25 262ZM46 259H47V261H46ZM59 259H60V260H59ZM69 259H70L71 262L69 261ZM79 259H81V260H79ZM101 259H102V260H101ZM107 259H108V256H107ZM142 259H143V258H142ZM142 259H141V261H142L141 264H142V263H143V264H146L147 260H145V263H144ZM149 259L151 260V257H149L148 260H149ZM164 259H165V260H164ZM189 259L191 260V262H190ZM192 259H193V260H192ZM196 259H197V260H196ZM204 259H205V261H204ZM219 259H220V261H219ZM235 259H236V261H238L237 263H235ZM61 260H62V261H61ZM84 260H83V262H85ZM98 260H101V261L99 262ZM111 260H112V261H111ZM152 260H153V258H152ZM208 260H210V261L208 262ZM224 260H225V263H224ZM227 260H228V261H227ZM260 260H261V257H260L259 260H258L259 263L261 262ZM45 261H46V262H45ZM55 261H57V262H55ZM59 261H60V262H59ZM63 261H64V262H63ZM67 261H68V262H67ZM90 261H91V263H90ZM96 261H97V262H96ZM124 261H125V262H124ZM137 261H138V263H137ZM156 261H157V259H155L153 262L156 264ZM163 261H162V264H164ZM166 261H167V262H166ZM177 261H178V262H177ZM246 261H245V264H247ZM254 261H253V262H254ZM62 262H63V263H62ZM83 262H82V263H83ZM134 262H135V263H134ZM153 262H150V263H148V264H151V263H153ZM175 262L172 261L171 264H175ZM196 262H197V263H196ZM253 262H252V264H253ZM1 263H0V264H1ZM41 263H40V264H41ZM120 263L122 264V262H120ZM261 263H262V262H261ZM263 263H264V261H263ZM72 264H74V262H73ZM83 264H85V263H83ZM106 264H109V262L106 261ZM118 264H119V263H118ZM243 264H244V263H243ZM250 264H251V263H250ZM254 264H258V263L255 262Z\"/></svg>",
	"mask_w": 264,
	"mask_h": 264
},
{
	"label": "bare ground",
	"instance_id": "bare-ground-1",
	"mask_svg": "<svg viewBox=\"0 0 264 264\" xmlns=\"http://www.w3.org/2000/svg\"><path fill=\"white\" fill-rule=\"evenodd\" d=\"M1 1H2V0H1ZM1 1H0V3H1ZM6 1H7V0H6ZM12 1L14 2V0H12ZM17 1H19V0H17ZM20 1H21V0H20ZM20 1H19V2H20ZM31 1H33V0H30L29 3H31ZM40 1H43V0H40ZM47 1H48V0H47ZM51 1H54V4H55V0H51ZM59 1H60L59 4H61V6L55 5V7L58 6L57 8H55V7L53 8V5H52V7L49 6L50 4H48V6L46 5L47 7H50V8L47 10L48 13H50V10H51V12H52L53 9H54L55 11H62V15H63V12H64V15H63V16L65 17V18H62L63 16L60 17V15H61V14H60L61 12H60V13H59V14H60L59 17H60V19L62 18V20H63V19H67V20L70 19V20H71V19H74L75 17L78 16V18H77V21H78V19L82 17V10H83V8L85 7V4L82 3V0H79V1H81V2H80L81 4H80V3H79V4H80L81 6L83 5L84 7H83V6L81 7V6L79 5V6L81 7V8H80V7L77 5L78 2H76V6H77L80 10L82 9V10H81V16H80V13H79V12H75V13H78L79 15H78V14H77V15L74 14L75 16H73V13H74V12L72 13V12H71L72 9H70V8L68 7V5H67V1H69V0H67V1L59 0ZM61 1H64V2L61 3ZM75 1H76V0H75ZM75 1H74V0H70V2H69L70 5H71V6H74V5H75ZM86 1H87V0H86ZM101 1H103V0H100V1H99V4L102 3ZM118 1H120V0H118ZM118 1H117V4H118ZM131 1H132V0H131ZM141 1H142V0H141ZM145 1H146V0L143 1V4H142V5L139 3V6H140V5L143 6ZM148 1H149V0H148ZM154 1H156V0H154ZM154 1L152 0V2H153L152 4H153V5H152L151 3H148V4H151V7L157 6V5H155L156 3L154 4ZM159 1H161V0H159ZM159 1H158V3H157L159 7H156L157 9H158V8H159V9H158V11L155 10L157 15H158L157 12H159V13H162L163 11H164V12H165V11L167 12V9H168L167 14H168V13H169V10H170L169 8H171V7H173L174 10L176 11V10H177V8L175 7L176 4H178V7H184L183 4H186L188 0H177V1L175 0V1H174V2L176 3V4L174 3L175 5H174V4L172 5V4L170 3V2H172V0H169L168 3L165 2V1H167V0H165V1L163 0L165 3L168 4V8H167V6L165 5V3H164L163 1H161V2H162L161 4H164V6H166V7H164V9H166V10L163 9V5H160V4H159V3H160ZM190 1H191V0H190ZM192 1H193V0H192ZM192 1H191V2H192ZM194 1H195V0H194ZM201 1H202V0H201ZM211 1H212V2H211ZM241 1H242V0H241ZM2 2H3V1H2ZM33 2H34V1H33ZM38 2H39V1H38ZM44 2H46V1L44 0V1L42 2L43 5L45 4ZM71 2H72V4H71ZM83 2H84V0H83ZM87 2L89 3L90 0H88ZM87 2H86V3H87ZM92 2H93V0L91 1V3H92ZM105 2H106V1H105ZM107 2H108V1H107ZM109 2H111V1H109ZM125 2H127V0H126ZM128 2H129V0H128ZM133 2H134V0L132 1V3H133ZM149 2H150V1H149ZM191 2H188V4L191 3ZM218 2H219V1H218ZM221 2H222V1H221ZM225 2H226V1H225ZM229 2L231 3V1H229ZM242 2H243V1H242ZM242 2H241V3H242ZM3 3H4V2H3ZM8 3H9V1H8ZM22 3H23L22 5H24V2H22ZM64 3H66V4H64ZM111 3H112V2H111ZM111 3H110V4L107 3V5H108V6L110 5L111 7L114 5V8L117 6V4H116V0L114 1L115 4H111ZM120 3H122V2H120ZM120 3H119V4H120ZM135 3H136V2H135ZM141 3H142V2H141ZM172 3H173V2H172ZM208 3H209V5H207ZM208 3H207V2L202 3V4H204V5H203V9H204V6H208V7H206L205 9L210 8L209 10L212 9L213 12H214V10H215V12H216V11H217V10H216L217 7H216V9H215V6H216L215 3H217V1L215 2V0H214V2H213V0H210V1L208 0ZM210 3H211V4L213 3V5H214V4H215V5L212 6ZM244 3H245V1H244ZM16 4H19V3H16ZM40 4H41V3H38V5H40ZM46 4H47V3H46ZM56 4H57V1H56ZM94 4H95V3H94ZM122 4H123V3H122ZM127 4H128V3H127ZM137 4H138V2H137ZM137 4H136V5H137ZM148 4H147V5H148ZM169 4H171L172 6L170 7ZM188 4H186V5H188ZM195 4H196V5H199L200 7H202V6H201L202 4H199V2H198V4H197L196 1H195L193 5H195ZM222 4H223V3H222ZM236 4H237V2H236ZM246 4H247V3H245L244 6H246ZM251 4H252V3H251ZM263 4H264V3H263ZM13 5H15V4H13ZM41 5H42V4H41ZM43 5H42V6H43ZM70 5H69V6H70ZM97 5H98V4H95L94 6L96 7ZM101 5H102V4H101ZM101 5H99V6H101ZM107 5H106V7H108ZM115 5H116V6H115ZM130 5H131V4H129V9H130ZM134 5H135V4L132 5L133 8H138V6H135V7H134ZM179 5H180V6H179ZM189 5H191V4H189ZM193 5H191L190 7L188 6V8H192L193 13L195 12V13H194V16L196 17V16L198 15V14H197V11H195L197 8L195 7V6H196V5H195L194 7H195L196 9L193 10V8H194ZM234 5H235V4H234ZM242 5H243V3H242ZM252 5H253V4H252ZM255 5H256V4H255ZM0 6H1V5H0ZM7 6H8V5H7ZM15 6H16V5H15ZM18 6H19V5H18ZM29 6H30V5H27V10L31 11L32 9L30 10V9H29ZM33 6H34V5H33ZM64 6L67 7V8H65ZM71 6H70V7H71ZM87 6H89V5H87ZM91 6H92V4H90L89 7H91ZM104 6H105V5H103V8L105 9L106 7H104ZM145 6H146V5H144V8H143V9H145ZM199 6H198V7H199ZM217 6H218V4H217ZM222 6H223V5H222ZM228 6H229V5H228ZM236 6H237V5H236ZM238 6H239V2H238ZM247 6H248V5H247ZM253 6H254V5H253ZM1 7H2V6H1ZM1 7H0V8H1ZM20 7H21V6H20ZM30 7H31V6H30ZM44 7H45V5H44ZM47 7H46V8H47ZM92 7H93V6H92ZM111 7H110V9L113 10V13H114V11H116V12H120L119 10H120L121 7L119 8V10H118V9L115 10V9H113V8H111ZM124 7H125V5H124ZM126 7H127V6H126ZM185 7H187V6H185ZM200 7L198 8V9H200V11H198V13L201 12V8H200ZM212 7L214 8V10H213ZM230 7H231V6H229V8H230ZM232 7H233V6H232ZM256 7H257V6H256ZM16 8H17V7H16ZM25 8H26V6H25ZM38 8H39V6H38ZM41 8H43V7H41ZM46 8H45V9H46ZM59 8H62L63 10H61V9H59ZM68 8H69L70 10H68ZM86 8H87V7H86ZM103 8H101V10H100V7H99L100 13H97V15L103 13V11H102V10H104ZM133 8H132V9H133ZM147 8H148V7L146 6V10H147ZM154 8H155V7H154ZM161 8H162V9H161ZM218 8H219V7H218ZM229 8H228V9H229ZM234 8H235V7H234ZM234 8H233V9H234ZM244 8H245V7H244ZM247 8H248V7H247ZM247 8H245V9L247 10ZM253 8H254V7H253ZM257 8H258V7H257ZM2 9H3V8H2ZM9 9H10V8H9ZM45 9H44V11H45ZM56 9H57V10H56ZM58 9H59V10H58ZM65 9H67L69 13H70V12L72 13V17H71V18H69V17H70V14H69L68 12L64 11ZM73 9L75 10V7H74ZM108 9H109V8H108ZM110 9H109V10H110ZM129 9H128V10H129ZM139 9L143 10L141 7H139ZM160 9H161V10H160ZM182 9H183V8H182ZM184 9H185V8H184ZM186 9H187V8H186ZM205 9H204V10H205ZM231 9H232V8H231ZM236 9H237V8H236ZM254 9H255V8H254ZM259 9H260V7H259ZM263 9H264V8H263ZM263 9H262V11H264ZM0 10H1V9H0ZM6 10H7V9H6ZM18 10H19V8H18ZM38 10L42 11L43 9H38ZM54 10H53V11H54ZM106 10H107V9H106ZM106 10H104V11H106ZM124 10H126V9L124 8ZM136 10H137V9H136ZM152 10H154V9H152ZM152 10H151V11H152ZM171 10H172V9H171ZM171 10H170V11H171ZM218 10H219V9H218ZM246 10H243V12L246 11ZM249 10H250V8H249ZM4 11H5L4 9H3V11H2V10L0 11V12H1V14H0L1 16H2V14H3L2 12H4ZM8 11H9V10H8ZM8 11H7V12H8ZM12 11H13V10H12ZM22 11L25 12V10H22ZM29 11H28V12H29ZM34 11H35V9H34ZM34 11H33V13H34ZM75 11H76V10H75ZM91 11L94 13V11L92 10V8H91L90 11H89V10L87 11V10L85 9V10H84V13H85V14H86V12H87V13H91ZM101 11H102V12H101ZM132 11L134 12V9H133ZM132 11H131L130 13H128V15L130 14L129 16H131ZM138 11H139V10H138ZM175 11H174V13H173V11H171V16H172V13L175 15ZM177 11H178V10H177ZM177 11H176V12H177ZM188 11H189V10H188ZM192 11H190V14L192 13ZM205 11H206V12H205ZM205 11H202V12H205V13H206V14H204V15H206V17L203 16V14H202V16H200V17H203V18L205 17V19H207V16H210V18H208L209 20L214 18V16H213L214 14L212 13V11H211V14H213V15H210V11H209V15H207V11H208V10H205ZM230 11H231V10H230ZM247 11H248V10H247ZM251 11H253V10H251ZM259 11H260V10H259ZM259 11H258V12H259ZM7 12H4L3 15H7V14H6ZM14 12H15V11H14ZM26 12H27V11H26ZM28 12L26 13L27 18H28V15H29ZM31 12H32V11H31ZM38 12H39V11L35 12V14H37ZM65 12H66V14H68V15H66ZM98 12H99V11H98ZM121 12H122V10H121ZM121 12H120V14H121ZM127 12H129V11H127ZM139 12H140V11H139ZM139 12H138V15H139ZM143 12H144V11H143ZM147 12H148V11H147ZM179 12H180V15H181V12H183V11H182V10L180 11V9H179ZM179 12H178V13H179ZM215 12H214V13H215ZM223 12H224V11H223ZM232 12H233V11H232ZM234 12H235V11H234ZM234 12H233V13H234ZM241 12H242V11H241ZM248 12H249V11H248ZM20 13H21V12H20ZM104 13H105V12H104ZM144 13H145V12H144ZM144 13H143L144 17L141 15L142 18H146L147 16H151V14H153L152 12H150L149 15H145L146 13H145V14H144ZM186 13H188V12H186ZM193 13H192V15H193ZM224 13H225V12H224ZM230 13H231V12H230ZM233 13H232V14H233ZM259 13H260V12H259ZM14 14H16V13H14ZM30 14H31V13H30ZM50 14H53V15H54V13H50ZM57 14H58V13H57ZM106 14H107V11H106ZM108 14H109V13H108ZM108 14H107V15H108ZM111 14H112V11H111ZM125 14H126V13H125ZM154 14H155V12H154ZM164 14H166V13H163L162 15H164ZM167 14H166V15H167ZM169 14H170V13H169ZM176 14H177V13H176ZM184 14H185V13H183L181 16H183ZM200 14H201V13H200ZM200 14H199V15H200ZM226 14H227V13H226ZM235 14H237V13H235ZM238 14H239V13H238ZM244 14L246 15V12L243 13L241 16H243ZM248 14H250V12H249ZM8 15H9V14H8ZM32 15H33V17H34V14H32ZM43 15H44V16H43ZM43 15H42L43 17H42L41 15H39L38 17L41 16V18H43V19L45 20L46 17H47L48 15H46V17H45V12L43 13ZM83 15H84V14H83ZM87 15H88V14H87ZM109 15H110V14H109ZM113 15H114V14H113ZM113 15H112V17H113ZM115 15H116V14H115ZM118 15H119V13H118ZM122 15H123V14H122ZM122 15H121V16H122ZM138 15L136 14L137 17L140 16V15H139V16H138ZM157 15H156V17H157ZM160 15H161V14H160ZM166 15H164V16H165L164 18L167 19L168 17H166ZM178 15H179V14H178ZM178 15H177V16H178ZM185 15H187V14H185ZM192 15H188V16H186V17H188V20H189V22L186 21V22H187V25H188L189 23H191V22L193 23L195 20H197V19H195V20L193 21V20L191 19V18H193ZM222 15H223V14H222ZM1 16H0V18H2V17H3V18L0 19V20H3L4 23H5V26H7L5 20H6V19H9V18H7L6 16H2V17H1ZM30 16H31V15H30ZM35 16H36V15H35ZM68 16H69V17H68ZM79 16H80V17H79ZM92 16H93V14H92ZM92 16H91V17H92ZM103 16H104V15H103ZM103 16H102V14H101V17L98 15V17H100V18H103ZM119 16H120V15H119ZM119 16H118V17H119ZM133 16H135V13H134ZM133 16H131V21H132V17H133ZM145 16H146V17H145ZM168 16H169V15H168ZM189 16H192V17L189 18ZM231 16H233V15H230V17H231ZM241 16H240V18H242ZM253 16H254V15H253ZM4 17H6L5 20H4ZM8 17H9V16H8ZM16 17H17V15H16ZM22 17H23V16H22ZM24 17H25V16H24ZM24 17H23V18H24ZM36 17H37V16H36ZM36 17H35V18H36ZM38 17H37L36 19H38ZM44 17H45V18H44ZM59 17H58V18H59ZM73 17H74V18H73ZM88 17H89V16H88ZM88 17L86 16L87 19L90 18V17H89V18H88ZM104 17H105V18H103V19H106V18H109V19H110L111 16H108V17H107V16H104ZM112 17H111V18H112ZM118 17L114 16V17H113V20H112L113 22H114V19H115V22H117V21L119 20L118 23H117V26H116L113 22H112V23H113L114 25L111 26V25H109L110 23H109L108 21H106L107 24H108V28H110V26H111V27H119V26L121 25L122 21H121L120 19H122V17H120V19L117 20L116 18H118ZM126 17H128V16L126 15ZM137 17H136V18H137ZM141 17H139V18H141ZM158 17H159V15H158ZM173 17L175 18V16H173ZM198 17H199V16H197V18H198ZM223 17H224V15H223ZM245 17H248V16H244V18H242V19H245ZM259 17H260V16H259ZM261 17H262L261 19L263 20V19H264V18H263V17H264V13H263V16L261 15ZM31 18H32V16H31ZM50 18H52V17L50 16ZM54 18H55V17H54ZM82 18L84 19L85 17H82ZM86 18H85V21H86V24H85V25H86L87 27H88L87 23H88V24H89V23L91 24L93 20H94V21L96 20V19H94V17H93V18H91L92 20L89 19L90 21L88 20V22H87ZM133 18H134V17H133ZM139 18H137V19H139ZM142 18H141V19H142ZM151 18H152V17H151ZM159 18H160V17H159ZM174 18L172 19V17H171L172 20H168V19H167V21H169V24H170V21H171V22L174 21ZM180 18H181V17H180ZM233 18H234L233 20H235L236 17L234 16ZM253 18H254V17H253ZM257 18H258V17H257ZM10 19H11V17H10ZM10 19H9L8 21H10ZM15 19H16V18H15ZM15 19H14V20H15ZM17 19H19V18L17 17ZM36 19H34V20H36ZM103 19H101L102 22H103ZM147 19H149V17H148ZM152 19H154V18H152ZM160 19H163V18L161 17ZM160 19H159V20H160ZM169 19H170V18H169ZM185 19L187 20V18L184 17V18L182 19V22H183V20L185 21ZM200 19H201V18H200ZM208 19H207V20H208ZM216 19H218V18H216ZM216 19H215V20H216ZM219 19H220V18H219ZM237 19H238V20H237L238 23H242V22H239V20L242 21V19H239L238 17H237ZM246 19H247V18H246ZM20 20H21V19H20ZM22 20H23V19H22ZM29 20L31 21V19H29ZM34 20L32 19L31 22L35 23ZM48 20H49V19L47 18V19H46V23L49 22ZM67 20H65V21L63 20V21H59V22H61V23H62V22H63V23L65 22L64 25H66V24L70 21V20H69V21L67 22ZM74 20H75V19H74ZM106 20H107V19H106ZM110 20H111V19H110ZM135 20H136V19H134L133 21L135 22ZM143 20H144V19H143ZM143 20H142V21H143ZM177 20H179V17L177 18ZM190 20H191V21H190ZM209 20H208V21H209ZM221 20H222V18L220 19V22H221ZM223 20H224V19H223ZM262 20H260V21H262ZM36 21H38V20H36ZM40 21H41V20H40ZM40 21H39V22H40ZM50 21H51V19H50ZM52 21H54L53 18H52ZM52 21H51V22H52ZM56 21H57V20H56ZM79 21H81L82 24L85 23V21H84V20L82 21V19H80ZM79 21H78L79 24H77V22H75V21L72 20L73 23L75 22V25L72 24L73 27H72V25H71L70 22L68 23V25H70V26L72 27V29L69 28V29H71V30H70V31H66V35H65V33H64V32H65L64 30H63L64 32H62L63 35H62V33H60V31H62V25L60 24V25H61V28H60V26L56 23V26L58 25L60 30H59V32L57 31L59 34H58L56 31L53 32L54 35H53V34H52V35H53V38H55L54 40H57V39L59 38L58 36H61V35H62V36H61L62 38H63L64 35H65L66 38H67V36H68V37L70 36V38H72V37H71V33H72L71 31H73L74 29L76 30L77 28L80 27L81 23H80ZM120 21H121V22H120ZM137 21H138V20H137ZM137 21H136V22H137ZM146 21H147V20L145 19V22H146ZM155 21H156V20H155ZM161 21H162V20H161ZM165 21H166V20H165ZM175 21H176V20H175ZM201 21H202V22L204 21V23H205V20H204V19H202ZM212 21H213V20H212ZM231 21H232V20H231ZM258 21H259V20H258ZM258 21H257V22H258ZM10 22H11V21H10ZM23 22L25 23V22H27V20L24 19ZM106 22H105V20H104V23H106ZM123 22H124V21H123ZM176 22H179V21H176ZM176 22H172V23H171L172 25H170V26H169V25H166L165 23L163 24L162 22L159 23V24H163V26L166 25V27H162V28H163V30H162L163 32L160 33V31H158L159 34H158V32H156V30L153 29L154 32H155V33H154V34H155L154 36H155V37H156V36L158 37V35H160V36H161V35H164V37L167 36V35L169 36V33H168V32H169L170 29H169V28L166 29V28H167V26L170 27V28H171V26L174 27V25H176L175 27H177V24H179V23H176ZM206 22H207V21H206ZM215 22H216V21H215ZM228 22H229V21H228ZM233 22H234V24L237 26V22H236V20L233 21ZM257 22H255L254 24H256ZM4 23H3V24H4ZM18 23H19V22H18ZM54 23H55V22H54ZM94 23H95V22H94ZM104 23H103V24H104ZM119 23H120V25L118 26ZM138 23H139V21H138ZM142 23H144V21H143ZM153 23H154V22H153ZM173 23H176V24H173ZM200 23H201V22H200ZM200 23H199V24H200ZM208 23H209V22H207V24H204V26H205V25H213V26H215V24H214L213 22H212L213 24H212V23H211V24H208ZM216 23H218V22H216ZM261 23H262V22H261ZM263 23H264V22H263ZM3 24H2V25H3ZM8 24H9V22H8ZM20 24H21V23H20ZM28 24H29V22H28ZM40 24H41V23H38L37 26L40 25ZM42 24H43V23H42ZM42 24H41V25H42ZM52 24H53V23H52ZM52 24L49 22V26H51ZM76 24H77L79 27L77 26V28H76V27H75ZM90 24H89V25H90ZM103 24H102V25H103ZM126 24H127V23H126ZM130 24H131V23H130ZM151 24H152V23H151ZM159 24L157 25V23H156L157 27L159 26ZM193 24H194V23H193ZM193 24H192V25H193ZM199 24H198V25H199ZM223 24H224V23H223ZM257 24H258V23H257ZM0 25H1V24H0ZM2 25H1V26H2ZM11 25H13V24L11 23ZM22 25H23V24H22ZM25 25H26V27H27V23H26ZM25 25H24V27H25ZM31 25H32V23H31ZM41 25H40V28H41ZM53 25H54V24H53ZM68 25H66V27H68ZM85 25H83V26L85 27ZM105 25H106V24H105ZM131 25H133V23H132ZM131 25H130V27H131ZM136 25H137V24H136ZM138 25H140V26L142 25V28L145 27V26H143V24H138ZM147 25H148V24H146V26H147ZM218 25H220V24H218ZM221 25H222V24H221ZM235 25H234L233 28H232V27H231L232 24H231V26H229L230 29H228V28H227V30L225 29V32L228 31V37H229L231 40H232V39H235V38H234V37H233V38L230 37L229 32L231 31V33H234V34H235V37H238V36H236V35H237L236 32H238L239 30L243 29L244 26H245L244 24H243V25H244L243 28H241L242 26H241V27L239 26V30H237V29H238V27H237L236 30H235L236 32H235V31H234V27H235ZM246 25H248V24H246ZM250 25H251V24H250ZM260 25H263V24H260ZM5 26H4V28H6ZM32 26H33V25H32ZM32 26H31V27H32ZM37 26H36V27H37ZM49 26H48V27H49ZM54 26H55V25H54ZM56 26H55V28L58 27V26H57V27H56ZM90 26H92V24H91ZM90 26H89V27H90ZM94 26H96L95 28H97V23H96V25L94 24ZM100 26H101V25H100ZM103 26H104V25H103ZM103 26H101V27H103ZM122 26H124V24H123ZM126 26H128V25H126ZM149 26H150V25H149ZM149 26H148V27H149ZM195 26H196V25H195ZM201 26H202V28H201L202 31H203V30L207 31L208 28H207V29H206V28L203 29L204 26H203V25H200V27H201ZM251 26H252V25H251ZM257 26H258V25H257ZM7 27H8V26H7ZM9 27H10V26H9ZM13 27H14V26H13ZM13 27H12V29L14 30L15 27H14V28H13ZM24 27L20 26V28H22V33L24 32V31H23V28H24ZM36 27H35V28H36ZM48 27H47V28H48ZM74 27H75V28H74ZM134 27H135V26H134ZM134 27H131V28H133V29L136 31V30H137V27H139V26H137L136 28H134ZM153 27L155 28L154 24H153V26L151 25V28H153ZM175 27H174V28H171V31H172V30L175 31ZM184 27H185V25H184ZM206 27H207V26H206ZM223 27H224V26H223ZM226 27H227V26H226ZM253 27H254V26H253ZM28 28H29V27H28ZM28 28H27V29L25 28V29H26L27 31H29ZM32 28H34V27H32ZM47 28H46V30H48ZM53 28H54V27H53ZM55 28H54V30H58V29H55ZM85 28H86V27H85ZM99 28H100V27L97 28V33H96L97 35L99 34V36H102V35L107 34V33L109 34V30H112V29H107V27H104V28H106V29H99ZM122 28H123V29H121V31H120V29L117 30V31H120V33L123 32L124 35L129 34V33H125L124 27H122ZM139 28H140V27H139ZM142 28H140V29H142ZM151 28H148L147 31L151 30ZM158 28H161V25H160V27H158ZM162 28H161V29H162ZM197 28H198V27H197ZM197 28H196V27H195V28L192 27V29H197ZM240 28H241V29H240ZM1 29H2V27L0 28V30H1ZM6 29L8 30V28H6ZM12 29H10V31H13ZM25 29H24V30H25ZM36 29H37V28H36ZM38 29H39V28H38ZM51 29H52V28H51ZM86 29H87V28H86ZM89 29H90V28H88L87 30H89ZM91 29H92V28H91ZM98 29L100 30V33L98 32ZM113 29H114V28H113ZM144 29H145V28H144ZM146 29H147V28H146ZM146 29H145V31H146ZM164 29H165L166 31L168 30V31H167L168 34H167V33H166V35L163 34V33H164ZM181 29L183 30L182 27H181ZM181 29H180V30H181ZM250 29H251V27H250ZM250 29H248V31H249ZM4 30H5V29H3V31H4ZM16 30H17V29H16ZM16 30H14V31H16ZM26 30H25V31H26ZM31 30L33 31V29H31ZM54 30H53V31H54ZM75 30H74V31H75ZM87 30H86V31H87ZM95 30H96V29H95ZM103 30H104V31H107V33H102V32H104ZM114 30H115V29H114ZM114 30H113V31H114ZM123 30H124V31H123ZM223 30H224V29H223ZM232 30H233V31H232ZM245 30H246V29H245ZM245 30H244V32H245ZM255 30H256V29H255ZM1 31H2V30H1ZM1 31H0V32H1ZM74 31H73V32H74ZM101 31H102V32H101ZM138 31H139V29H138ZM140 31H143V30H140ZM147 31H146V32H147ZM171 31H170V33H171ZM241 31H242V30H241ZM252 31H253V30H252ZM252 31H251V32H252ZM263 31H264V30H263ZM8 32H9V30H8ZM67 32L70 33V35H68ZM77 32H79L78 29H77ZM77 32H76V36H73V35L75 34V32H74V34H73L72 36H73V37H77V34H79V33H77ZM82 32H83V31L80 29V34H79L80 37H78L79 39L76 38L77 41H79V44H80L81 42H83V43H84L85 41L87 42V40H88L89 43H86V42L84 43V44H86L87 46H88V44H92V43H90V42H94V44H95V38H93L94 36L91 37V34H90L88 31H87L88 33H87V32H83L84 35L87 34L86 37H85L86 40L83 41L84 39L82 40V38H83L84 36L82 35ZM131 32L134 34V31H133V30H132ZM185 32H186V30H185ZM193 32H194V33H195V32H196V33L199 32V33H197L198 35H197V34H195V35H196V37H199V36H200V38H201V35H200V34H203L201 31H199V29H198V31L193 30ZM207 32H209V29H208ZM244 32H243V33H244ZM20 33H21V32H20ZM25 33H26V32H25ZM28 33H29V32H28ZM28 33H26V34H28ZM115 33H116V32H115ZM120 33H119V34L116 33L115 35H117V36L119 35V37H120ZM149 33H150V35L152 34L151 31H150ZM149 33H147V35H145V37H146V36L148 37V36H149V35H148ZM172 33H173V31H172ZM174 33H175V32H174ZM186 33H187V34L189 33V34L191 35L190 32H186ZM194 33H192V34H194ZM204 33H205V32H204ZM226 33H227V32H226ZM231 33H230V34H231ZM248 33H250V32H248ZM248 33H246V34H248ZM253 33H255V32H253ZM257 33H259V32L257 31ZM11 34H12V33H11ZM16 34H17V36L19 35V34H18V31H17ZM26 34H25V35H26ZM30 34H31V33H30ZM55 34H56V35H55ZM88 34H89V35H88ZM93 34H94V33H93ZM100 34H101V35H100ZM108 34H107V35H108ZM110 34H111V35H110ZM110 34H109V37H107V38H110V39H109L110 41H113L114 38H115V40H116V37H113V36H112L113 33H110ZM133 34H132V37H135V39L138 40V41H137L138 44L136 43L137 45H135V44L132 43V44H130V45H132V46L134 45V46H137V47H138L139 45H140V46L142 45V48H141V47H139V48H141V49H144V48L147 49V48H148V50H150V49H152V48H156L157 45H158V49H160L161 45H159V44H161V42H162L161 39H160L161 41H160V40H159V41H158V40H154L153 43H152V40H151V44H150V39H151L150 37H148V41H147L144 37H142L143 34H144V31H143V33L141 34V38H140V37H137V36H139L137 31H136V34H137V35L134 34V36H133ZM139 34H140V33H139ZM157 34H158V35H157ZM187 34H186V35H187ZM189 34H188V35H189ZM234 34H232L231 36H233ZM238 34H240V33H238ZM246 34H244V35H246ZM262 34H264V32H262ZM21 35H22V34H21ZM21 35H20V36H21ZM32 35H33V33H32ZM79 35H78V36H79ZM81 35H82L83 37H82ZM171 35H172V34H171ZM190 35L188 36V39H189ZM195 35H193V38H195ZM205 35H207V34L205 33V34H203L202 36H204V37L206 38ZM210 35H211V34H210ZM218 35H220V34H218ZM250 35H251V34H250ZM253 35H254V34H253ZM255 35H256V34H255ZM255 35H254V36H255ZM0 36H1V35H0ZM2 36H3V34H2ZM8 36H9V35H8ZM12 36H13V35H12ZM12 36H11V37H12ZM30 36H31V35H29L27 39H29ZM54 36H57L58 38H56V37H54ZM87 36H89V37H91V38L88 39ZM111 36H112L113 40L111 39ZM168 36H167V37H168ZM4 37H5V35H4ZM13 37H14V36H13ZM24 37H26V36H24ZM33 37H34V35H33L31 38H33ZM81 37H82V38H81ZM96 37H97V36H96ZM102 37H104V36H102ZM157 37H156V38H157ZM164 37H162L163 40H167V42H169V39H165ZM167 37H166V38H167ZM212 37H214V36H212ZM216 37H217V36H216ZM220 37H221V36H220ZM228 37H227V38H228ZM249 37H250V36H249ZM252 37H253V36H252ZM142 38H143V39H142ZM169 38H170V37H169ZM185 38H186V37H185ZM191 38H192V36H191ZM193 38H192L191 40H187V42H188V43H187V46H189L188 44H190V48H191L192 50H195L196 52L199 51V53H198L199 56H200V49L204 46V44H206V43H207V44H208V43H212V41L214 40V38H211L212 41L210 40V42H205V41L203 40L204 44H203L202 46H199V44H196V43H193V42L190 43V41H192ZM247 38H248V37H247ZM258 38H259V37H258ZM1 39H2V37H1ZM1 39H0V40H1ZM12 39L14 40V38H12ZM35 39H36V38H35ZM35 39H34V40H35ZM60 39H61V38H60ZM64 39H65V38H64ZM80 39H81L82 41H80ZM91 39H94V41H90ZM97 39H98V38H97ZM99 39H100V38H99ZM99 39H98V41H100L101 39L104 40V38H101L100 40H99ZM123 39H124V40L118 38V40H122V42L124 43V44H123V43L121 42V45H120V44H119L120 41H119V42L117 43V45H118V44L120 45L119 48H121V46H123V47L126 48V45H127L128 42H127V43H125V42L128 41V40H127L126 38H124V37H123ZM133 39H134V38H133ZM172 39H173V38H172ZM202 39H203V38H202ZM206 39H207V41H208V38H206ZM209 39H210V38H209ZM217 39H218V37H217ZM220 39H221V38H220ZM220 39H219V40H220ZM245 39H246V38H245ZM263 39H264V38H263ZM22 40H24V39H21V43H22ZM32 40H33V39H31V41H32ZM39 40H40V38H39ZM62 40H63V39H62ZM62 40H60V43H61ZM65 40L67 41V39H65ZM68 40L70 41V42L68 41L70 45H71V44L74 45V46L76 45V44H74V39H72L73 42H72L71 39H68ZM115 40H114V41H115ZM118 40H116L115 42H113V44L115 43V47H116L115 49H117L116 42H117ZM142 40H143V42H140V43H141V44H140L139 41H142ZM145 40H146V41H145ZM173 40H175V39H173ZM178 40H179V39H178ZM178 40L176 39V42H175V43H177ZM227 40H228V39H227ZM227 40H226V42H227ZM11 41H12V40H11ZM41 41H42V40H41ZM41 41H40V42H41ZM48 41H50V40H48ZM66 41H65V42H66ZM75 41H76V40H75ZM77 41H76V42H77ZM98 41H96V42H98ZM157 41H158V42H157ZM195 41L197 42V39H196ZM195 41H194V42H195ZM198 41H199V43H200L199 38H198ZM217 41H218V40H217ZM232 41H233V40H232ZM235 41H236V40H235ZM255 41H256V39H255ZM259 41H260V39H259ZM13 42H14V41H13ZM17 42L20 43L19 40H18ZM24 42H25V41H24ZM28 42H30V40H28ZM56 42H57V41H54L53 44H55ZM76 42H75V43H76ZM130 42H132V41L130 40L129 43H130ZM144 42H145V43H144ZM156 42H157V43H156ZM167 42H165V45H164V43L162 44V50H163V45H164V46L168 45ZM185 42H186V41H183V43H185ZM203 42H202V43H203ZM2 43H3V42H2ZM11 43H12V42H11ZM19 43H18V44H19ZM33 43H36V42H33ZM37 43H38V42H37ZM62 43H63V45L66 44V43H64L63 41H62ZM129 43H128V44H129ZM146 43H147V44H146ZM154 43H155V44H154ZM169 43H170V42H169ZM175 43H174V44H175ZM181 43H182V42H181ZM183 43H182V44H183ZM197 43H198V42H197ZM260 43H261V42H260ZM262 43H263V42H262ZM262 43H261V44H262ZM5 44H7L6 41H5ZM15 44H16V41H15ZM22 44H23L22 46L28 47V46H27L28 44H27L26 42H25V43H22ZM25 44H26V45H25ZM57 44H58V42H57L55 45L57 46ZM67 44H68V43H67ZM69 44H68V45H69ZM84 44H81L80 46H78V42H77V47L75 46L74 49L76 48L77 51L82 50V51L85 53L84 49L87 48V47H86ZM100 44H102V43H100ZM105 44H106V43H104V45H105ZM143 44H144V45H147V46H143ZM148 44H150V45H153V44H154V46L151 48V47H149ZM174 44L171 45L172 48H173V47L175 48V45H174ZM179 44H180V43H179ZM200 44H201V43H200ZM212 44L215 45L216 43L213 42ZM226 44H227V43H226ZM228 44H229V43H228ZM243 44H244V43L241 42L240 45H243ZM20 45H21V44H20ZM42 45H43V44H42ZM55 45H54V46H55ZM61 45H62V44H61ZM61 45H60V46H61ZM63 45H62V46H63ZM68 45H67V46H68ZM82 45H84L85 47L82 48V47H81ZM92 45H93V44H92ZM104 45H102V47H103ZM108 45H109V44H108ZM108 45L106 44V46H104L107 50L110 48V47H109L110 45H109V46H108ZM155 45H156V47H155ZM177 45H178V44H177ZM183 45H184V44H183ZM183 45H182V46H183ZM229 45H230V44H229ZM250 45H251V44H250ZM2 46H3V45H2ZM11 46H12V45H11ZM47 46H48V45H47ZM67 46H66L65 48H69V47H67ZM93 46H94V45H93ZM99 46H100V45H98V47H99ZM112 46L114 47V45H112ZM185 46H186V43H185ZM198 46H199V48L201 47L199 50H198ZM231 46H233V45H232V42H231ZM238 46H239V44H238ZM13 47H14V46H13ZM20 47H21V46H20ZM20 47H19V48H20ZM29 47H30V45H29ZM31 47H32V46H31ZM35 47H36V46H33L32 49L35 48ZM57 47H58V46H57ZM78 47H80L79 50H78ZM88 47L91 48L92 46L90 45V46H88ZM98 47H97V48H98ZM102 47H101V48H102ZM107 47H109V48H107ZM127 47H128V48H127L128 50L125 49V48H124V49H123V48L121 49V50H124V52L127 51V54H126V53H123L124 56H125V58H127L128 55H129V54H128V52H129V46H127ZM177 47H178V46H177ZM204 47H205V46H204ZM220 47H221V46H220ZM220 47H219V48H220ZM234 47H235V46H234ZM253 47H254V46H253ZM261 47H262V46H261ZM8 48H9V47H8ZM15 48L17 49V48H18V45H17V47L15 46ZM19 48H18V49H19ZM53 48H55V47H53ZM71 48H73V46H70L69 51L71 50ZM81 48H82V49H81ZM94 48H95V47H93V49H94ZM111 48H112V47H111ZM149 48H150V49H149ZM180 48H181V46L179 47V49H180ZM187 48H188V47H186V49H187ZM221 48H222V47H221ZM257 48H258V47H257ZM11 49H12V48H11ZM18 49L16 50V52L18 51V52H17V55H19L18 53L20 52V50H18ZM22 49H23V47H22ZM22 49H21V50H22ZM24 49H25V48H24ZM32 49H31V51H32ZM76 49H75V50H76ZM87 49H88V48H87ZM106 49H105V50H106ZM112 49H113V48H112ZM134 49H135V47H134ZM167 49H168V48H167ZM175 49H176V48H175ZM175 49H170V50L168 49V51H169V52H172L173 54H172V53H171V54L168 53L167 55H166L165 53H164V54L166 55V57H167L168 55H170V58H171V57H172L171 55L175 56L176 53H177V52H174ZM177 49H178V48H177ZM177 49H176V51H178ZM182 49H184V48H182ZM186 49H185L186 52H185L184 50H181V51L185 52V58L188 56V54H189L190 56L192 55V54H191V52H192L191 49L189 50V51H191V52L187 51ZM202 49H205V48H202ZM239 49H240V48H239ZM250 49H251V48H250ZM252 49H254V48H252ZM14 50H15V49H14ZM36 50H37V49H36ZM39 50H41V49H39ZM46 50H47V49H46ZM51 50H52V49H51ZM72 50H73V49H72ZM72 50H71V51H72ZM75 50H74V53H75ZM102 50H103V48H102ZM107 50H106V52H108V53H109L110 51H112V50H110V49H109L108 51H107ZM113 50H114V49H113ZM125 50H126V51H125ZM144 50H145V49H144ZM144 50H143V51H144ZM148 50H145L144 53H147ZM152 50H153V49H152ZM197 50H198V51H197ZM218 50H219V49H218ZM262 50H263V49H262ZM11 51H13V50H11ZM41 51H42V50H41ZM57 51H58V50H57ZM77 51H76V52H77ZM82 51H79V52H82ZM86 51H87V50H86ZM94 51H95L94 53H91L90 51H89V52L87 51V52L90 53V54H92L93 57L96 58V56H94V54L96 53V51H99V50L97 49V50H94ZM100 51H101V50H100ZM138 51H139V50H137V52H138ZM140 51H141V50H140ZM140 51H139V52H140ZM143 51H142V52H143ZM154 51H156V49H154V50L152 51V53H154ZM181 51H180V52H181ZM222 51H223V49H221V52H222ZM250 51H251V50H250ZM260 51H261V50H260ZM13 52H14V51H13ZM13 52H12V53H13ZM16 52H14L15 55H16ZM21 52H22V51H21ZM21 52H20V53H21ZM26 52H27V50H26ZM33 52H34V51H33ZM39 52H40V51H39ZM67 52H68V51H67ZM83 52L81 53L82 55H83ZM116 52L118 53V51H116ZM116 52H113V51H112L111 54L116 53ZM119 52H120V51H119ZM135 52H136V49H135L134 53H135ZM139 52H138V53H139ZM142 52H140V55H141ZM149 52H151V50H150ZM149 52H148V53H149ZM159 52H161V51H159ZM159 52H158V53H159ZM183 52H182V53H183ZM217 52H218V51H217ZM223 52H224V51H223ZM261 52L263 53L264 51H261ZM10 53H11V52H10ZM28 53H29V50H28ZM28 53H27V54H28ZM30 53H31V52H30ZM46 53H47V52H46ZM50 53H51V52H50ZM71 53L74 55L73 51H72ZM103 53H104V52H103ZM144 53H143L142 56L147 55V54H144ZM155 53H156V52H155ZM155 53H154V54H155ZM161 53H162V52H161ZM166 53H167V52H166ZM174 53H175V55H174ZM186 53H187V54H186ZM204 53H205V52H204ZM224 53H225V52H224ZM237 53H238V52H237ZM72 54H71V57H72ZM77 54H78V53H77ZM81 54L79 53V54L76 56V57L78 58V60H79V58H80L79 56H81ZM98 54H99V53H98ZM130 54H131V52H130ZM154 54H153V55H150V54H149V55H147V56H148V57L150 56V57H151V60H152V59L154 58ZM159 54H160V53H159ZM159 54H157V56H158ZM177 54H178V53H177ZM183 54H184V53H183ZM198 54H196V55L193 54V55H194V56H197ZM220 54H221V53H220ZM225 54H226V53H225ZM10 55H11V54H10ZM15 55H13V58L11 57L12 59L10 58V62L7 63L9 68H10L11 60L14 59ZM22 55H25V58H26V56H27L25 52H22ZM45 55H46V54H45ZM45 55H44V56H45ZM64 55H65V54H64ZM75 55H76V53H75ZM75 55H74V57H75ZM85 55H87V54H85ZM85 55H83V56H85ZM106 55H107V54H105V56H106ZM114 55H115V54H114ZM114 55H113V56H114ZM119 55H120V54H119ZM140 55H139V54L136 55V56H138V59H139V57L142 58ZM155 55H156V54H155ZM186 55H187V56H186ZM201 55L203 56L202 53H201ZM209 55H210V54H209ZM211 55H214V54H211ZM215 55H216V57H217V55H219V53H218V54H215ZM226 55H228V54H226ZM226 55H225V56H226ZM261 55H262V54H261ZM8 56H9V55H8ZM19 56H20V55H19ZM19 56H17V57L19 58ZM37 56H38V55H37ZM44 56H43V57H44ZM83 56L81 57V59H83L85 62H84V63H80V64L83 65V67L85 68V71H86V67H85V66H86V63H87V61H88L89 59H92V58H89V59L87 58V59H86V58H85L86 56H85V57H83ZM88 56H89V55H88ZM107 56H108V58H106V59H108V61L105 60V61H106L105 64H106L107 62H109V63H107V65L104 64L105 66L103 65V63H104V59H103V57H104V56H103V57H100V56H99V57L101 58V60H102V61H101L102 64H101V62H99V65H101V67H102V65H103V66H104V67H102L103 69L107 68L108 64H110V62L112 63V60H114V59L116 58V57H115V58L113 57L114 59H111L109 55H107ZM121 56H123V55L121 54ZM124 56H123V57H124ZM126 56H127V57H126ZM160 56H161V55H160ZM163 56H164V55H163ZM190 56H189V58H190ZM207 56H208V55H207ZM242 56H243V55H242ZM17 57H16V58H17ZM22 57H23V56H22ZM39 57H40V56H39ZM68 57H69V55H68ZM74 57H72V59H73ZM132 57H133V56H132ZM152 57H153V58H152ZM164 57H165V56H164ZM176 57H177L176 60H179V59L181 58V56H179V55H176ZM178 57H180V58L178 59ZM183 57H184V55H183ZM200 57H201V56H200ZM204 57H205V56H204ZM204 57H201V58H199V57H196V58H195V57H194V58H195V59H198V58H199L198 60H200L201 62H203V63L205 64V65L203 64L204 67L207 66V67L205 68V70L209 67V70L213 68V71H214L215 73H216V72L219 73V74H215V73L212 74L213 76H214V74H215V76H217V77L219 76L218 78H220V79H217V80H219V81H218V82L216 81V83H218V86H219V87H221L222 84L224 85V83L227 85L226 82H228L229 80L231 81V79H232L231 82H232L233 84H229V86L227 85V87H225V88H227L229 91H227V89L224 90V88H223L224 86H222V87L220 88V91H219V89H218L219 92H221L222 90H223L224 92L227 91V92H225V93H227L226 96H225V98L223 97L224 95H223L221 98H218L219 96H216L215 93L213 94V95H215V96L211 95V94H212V90H209V88L211 87V85H212L213 82L215 81V80H214V81L212 80V79L215 78V76H214V78H212V77H211L212 75H211V73H210L209 75H211V76L209 77V76H208V73H207V72H209V70H208V71L206 72L207 74H206V73H204V74H205V76H208L209 78L206 77L207 79H205V78H203V79L207 80L206 82H207V84H208V81H209V79L211 78L212 83H211V84L209 83L210 86H209V88H208L207 90H206L205 88H207L208 86L204 87L205 90H204V89H203V90H204L205 92H204V91H201V90H202L201 87L203 88V85H202V86H201V84L199 85V86H201V87H199L201 90H200V89H199V90L202 92V93L199 92V93H201L199 96H201L202 94H204V95H202V96L205 98V93H206L207 91H208V92H207L208 95H207V93H206V95L209 96V94H210V97H206L205 99H202L203 102H204V103L202 102V103H203V106H204V107L202 106V108H203V113H201V112H202V108L199 107L200 104H202V103L200 102V104H199V102H198L199 99H198V101H196V103H198L199 106H197L198 104H196L195 101H193V98L191 97L192 94L189 95V96L192 98V100H191V98L189 97V101H190V102L193 101V102L195 103V105H191V108H192L193 106H196V107H198V108H197L198 110L201 109V110H200V111H201L200 114H202V115H199V113L196 112L197 115H198V116L196 115V117L198 118V120H200L201 118H203L204 120H206V119L209 120L210 118H212V117L215 115V113L213 112V111H214L213 108L216 107V108H215L216 110H217L218 108H221L220 110H221L222 112L224 111V113H222L220 110H217L218 112H217V111H216V112H217V114H219V115L222 114V116H221L220 118H222V121L224 120V121L226 122V124H225L224 121H223L222 123L220 122L221 124L224 123V125H223L224 127L222 126L223 128H222L221 125L219 124V129H220L219 131H220V133L223 132V130L228 131V129L231 127L230 129H231L232 131L229 129V131L232 132L231 134H233V133H235V134H239V135H240L239 138H241L242 136H243V137L246 136V137H245L246 139L243 138V137H242V139H241V140L244 141V143H243V141L240 142L241 140L239 141L240 144H239L236 140L234 141V139H232L233 137H232L231 134H230V135L226 134V135H228V138H227V136L225 135L224 132H223L224 134H220L219 131H218V133H217L216 130H217L218 127L214 130V131L216 132V133L214 132L215 136L213 135V133H212L213 131H211V129H212V130L214 129L213 126H215V124H217V122L212 121V120H215V119H218V118H219V115H217V114H216V115L218 116V118H217L216 115H215V116H214L215 119H214V117H213L212 120H210V122L212 121V123H210L209 121H208V122H204V120L201 119V123H200V124H201V125H202V124H203V125L205 124V126L202 127V128L204 129V133H203V131H201L202 134L200 133V131H199L198 128H197L198 130L196 129L195 125H194L193 127H192V126H191V127H190V126H187L188 128H189V127H190V128H195V130L198 131V133H197V132H196V133L199 134V135L201 136L199 139L201 140V138H202L203 141H202V140H201V141H198V140H199V139H198V136H199V135L196 136V138H193V139H192V138H191L192 134H193V135H194V134L197 135L195 132L193 133V131H195V130L192 129V130H193V131H192L191 129H189L191 132L188 131V129H187L186 126H185L186 124L183 123L185 120H184V121H181L182 118H180V117H179V118H178V117H173L174 114L172 115V113H175V114H177L178 116H182V114H181V113H182L181 110H182V109L185 110V109L189 108V106L187 107V106H185L184 104L180 103V102H182V101H180L179 104L184 105L185 108H184L183 106L180 107L181 105H179V104H178V101L175 100L176 98L172 99V98H173L172 96H174V95L172 94V91H171L172 88H175V87H174V80H173V78H174V77H177V76L179 75V73H181L179 76L182 75V71L180 72V69H179V68H181V67H183V66L186 65V63L184 62V59H185V58L182 59L183 62H184L183 66L180 64L178 69L176 68V66L173 68V67L171 66L172 64H169L170 62H166V65L163 64V66H161V64L163 63V61H161V62H162L161 64H159L160 62H159L158 64H156V66L159 65V67H158V68H155V66L152 67V64H153L154 62L151 61L152 64H151V62H149L150 58H147L148 60H146V61H148V62L150 63V65H151V66H149V68L152 67L151 70L154 68V69H155L154 71H156L157 69H160V66L163 68V71L165 70V68H164L165 66H167V67L170 66V68H168L167 70L173 68V69H171L172 71L169 70L170 72L167 71L166 73H164V74H168V73H169L168 76L165 75V80H166V81L162 79V80L165 81L166 83L163 82V81L160 79V77H159V75L157 74V72H156V74L158 75V77H157V75L155 74V78L157 77V78H156V81L159 83V84H158L159 86H161L160 84H162V87L164 88V85H165V87H166V89H167V88H170V86H169L170 83L173 84V86H172V84H171L172 88L169 89V90H167V93L164 94V97H165V98H167L166 95H168V96L170 95V98L172 99L171 104L173 103V105L170 104V102H169L170 98L167 100L168 103L166 104V107L169 106V108H170V111H168V110H167V111L170 112V114H171V116L173 117V119L178 118V121H180L181 123H183V124L178 123V121H175L176 119L173 120V119L171 118V116L168 117L167 115H169V114H168V112H167V114H166V115L164 114V115L168 117V118L166 119L167 121L170 119V120H169V121H171V124H170V125H172V123H173L174 121L177 122L178 124L176 123V125H177V126H176V125H175V122H174V126H173V127L170 126V125H168V127L166 126V128L168 129V128L171 127L172 129H171V128H170V129L173 131V130H174V127L176 126V127H178L176 131H178V129H180V127L183 125V126H185V128L183 127V128H184V131H188V132H190V133L187 134V132H184V131H183V128H181L182 130H181V129H180V130L183 131L182 134H183V133H185V135H190V134H191V136H189V138H191L193 141L197 140L198 142H201V144H198V145H197V141H195V143L193 142L194 144L192 143V145H191L192 140L190 139L191 142H189L190 144L188 145L189 149L187 148V144H188V142H187V144H186L184 147H182L184 143H183L182 146H181L180 142H178L177 136L175 137V135H176V134L174 133L175 130L173 131V133H174V136H173V137H172V134H171V135L168 134V136H166L167 133H168V131H169V129L167 130L166 128L163 127V128H162V131H163V129L167 131V133L165 132L166 135H165V133H164V131H163V135H164V137L166 136V137L168 138V137L171 136L172 138L170 137V139H173V141H174V140H175L174 138H176V140H177V142H178L177 144H175V146H174L173 143H174L176 140H175L173 143L171 142L173 145H171L170 147H171V148H173V147L175 148L176 145H178V146L180 145L179 148H178V146L176 147V148H178V150L175 148V151H174V152H175V153H176V152H179V153L181 152L182 157H186V160H188V161H187V162H188V165L191 164V167H192L195 163H198V162H197V158H196V157H197L196 153H198L199 156H200V154L203 155L202 158H203L204 160H202V161H203L205 164H206V162H207V165H208V163H210L211 165L214 164V166H215V164H216V167H214L216 170L209 169V168H210V165L208 166V167H209V168H208V167H206L205 164H203V168H204V170H202V168H201V167H202V161H201V163H200L201 165L198 163L201 167H200V166H198V167H200V168H196V167H195V168H194V169H195V173H194L195 175L192 173V174L194 175V178H195V183H196V182H197V184L199 183V184H198L199 188L202 189V190L204 189L203 192L201 191L202 193H200V198H198L199 201L197 202V206H198V203L201 202V203H200L201 205L199 204L201 208L203 207V204H204V201H203V204H202V200H203V199H202V197H203L202 195H203V193H204V191H205V188H206V191H205V192H206V193L208 192V193L206 194L207 197H208V195L210 196V194H212L214 190H215V193H217V194H218V192H217L218 190H219V193H221L220 191H221L222 189H223L224 191H226V190L224 189V185H223V184H221V185H223V187H221L220 184H219V185H220V188L217 187V186H218V183H219V181H218L217 179H219V178H217L216 176H218V174H219V175L221 176L220 179H221V178L224 179V178H223L224 176H222V174H224V175L226 174L225 179H226L227 177H229V175H227V174L230 173V172H228V173H227V172H226V173H225V172H224V173H221V171H224V169H226V165H227V162H228V161H224V160H225V159H226V160H230V163L232 162L233 165H236V164L238 165V164H239V163H238L239 159H238V160L235 159V160L237 161V163H236V161H234V158H236V157H237V158H242V154H240V153H243V152H242L241 149H239V148H240L239 146H243V148H245L246 146H244V144H245V141H246V140H247L248 142L250 141L249 143L246 142V143H248L246 148H248V145L251 147V148H248V151H249V152L252 151V150H254V151H252L251 153H249L248 151H246L248 154H247L246 152H244V153H243L244 155H248V156H249L250 154L254 153V154H252V155H250V156H251V157H255V156H256V153H258V154L260 153V152H258L260 149H261L260 151H262V152H263V155H264V150H262V149H264V143H263V142H264V136H263L264 134L261 133V132H263L262 129H261V132H259V131H260V129H259V128H260V127H259L260 125L258 124L259 122L257 123V120H258V121H259V120H260V121L264 120V98H261V99H260V97H258V96H263V97H264V95H263V94H264V78H261L262 76H264V72L262 71V70L264 69V62H260L261 65L258 64L259 62H258V63L256 62V65L254 66V71H256V73H255L254 71H250V70H249L250 68L247 67V66L251 65L250 67L253 68V66H252V65H254L253 63H250V64L248 63L249 65H247L246 67H244L245 65H243V63H242L243 66L240 65V63H239V60H240V59H238V61L235 59V62H238V65H240V66H239L240 68L238 67V68H239V71H240V70H243V69H241V68H243V67H244L245 69L248 68V69H247V71L249 70V73H248V74H250V72H251V74L248 75L249 78H251L250 80L253 79V82L257 81V83L255 82L256 84L253 85V88H254L255 91L253 90V93H251V94H252V96H251V94L249 93V91H244V90H243V89H246V88H247L248 90H250V89L252 88V81H249L248 77L245 78V77H244V74H242V72H239V71H238V68H235L234 65H233V67H234L235 69H237V73H236V72H235V73L232 72V74H230V73H231V70H228L229 68L226 69L225 66H227V65L223 66L224 64H220L222 67H221V66H220L221 68L219 67L218 62H219V63H220V62L223 63L225 60H227L226 57H225V60H224V61H222V60H220V59H219L220 61H218V60L216 59V62H217L216 66H214V63H213L214 60L212 61V63H211V61H207V62L205 63V61H206L205 59L207 58V60H208L211 56H210V57H205V58H204ZM227 57H230V56L228 55ZM260 57H261V56H260ZM262 57H263V56H262ZM18 58H17V59H18ZM25 58H24V59H25ZM41 58H42V56H41ZM69 58H70V57H69ZM77 58H74V59H76V61H75L76 63L74 62L75 64H78L79 62H83V60H81V59H80V61L78 62V61H77ZM84 58H85L86 60H85ZM100 58H99V59H100ZM109 58L111 59L110 61H109ZM136 58H137V57H136ZM144 58H145V57H144ZM162 58H163V57H162ZM162 58L160 57L159 60L162 59ZM167 58H168V57H167ZM192 58H193V57L191 56V59H192ZM222 58H223V54H222ZM17 59H15V61L12 62V63L14 64V67H15L16 60H17ZM21 59H22V58H21ZM42 59H43V58H42ZM46 59H47V57H46ZM53 59H54V58H53ZM56 59H58V58H56ZM70 59H71V58H70ZM96 59H97V58H96ZM127 59H128V58H127ZM163 59H164V58H163ZM163 59H162V60H163ZM195 59H193V60H190V59H189V60H190L189 63H190V62L193 63ZM201 59H203V60H201ZM211 59H214L213 56H212ZM211 59H209V60H211ZM223 59H224V58H223ZM253 59H254V58H253ZM259 59H260V58H259ZM0 60H2V59H0ZM5 60H6V59H5ZM18 60H19V59H18ZM22 60H23V59H22ZM26 60L28 61V58L24 60V62H23V63H24V64H23L24 66H25V61H26ZM124 60L126 61V59H124ZM124 60H123V62H124ZM141 60H142V59H139V60H136V61H137V63H138L139 61H140V63H142L143 60H142V61H141ZM154 60L157 61L156 58L153 59V61H154ZM187 60H188V57H187ZM229 60H231V58H230ZM229 60H228V61H229ZM19 61H20V60H19ZM19 61H18V62H19ZM41 61H42V60H41ZM49 61H50V60H49ZM49 61H48V62H49ZM51 61H52V58H51ZM72 61H74V60H72ZM96 61H98V60H96ZM115 61H116V62H117V61L119 62L120 60H118V58H117V60L115 59ZM127 61H128V60H127ZM131 61H132V60H131ZM144 61H145V60H144ZM146 61H145V62H146ZM164 61H165V59H164ZM166 61H168V60H166ZM185 61H186V59H185ZM228 61H227V62H228ZM233 61H234V60H233ZM261 61H262V60H261ZM1 62H2V61H1ZM5 62H6V61H5ZM18 62H17V64H18ZM20 62H21V61H20ZM20 62H19V63H20ZM77 62H78V63H77ZM92 62H95V61H92ZM118 62L115 63V65L118 64V65H116L115 67L118 66L117 68H119V69L115 70V69H116V68H115V69H113V71L115 70V71H118V72H119V71L121 70V68H120L121 66H119V65H120V62H119V63H118ZM129 62H130V61H129ZM183 62H182V63H183ZM201 62H200V63H201ZM208 62H209V63H208ZM241 62H242V61H241ZM243 62L246 63V61H243ZM2 63H3V62H2ZM2 63H1V64H2ZM34 63H35V62H34ZM59 63H60V62H59ZM70 63H71V62H70ZM74 63H73V64H74ZM90 63H91V62H90ZM140 63H139V65H140ZM143 63H144V62H143ZM146 63H147V62H146ZM146 63L143 64V65H144V66H143L144 68H147V67H148V66H147V67L145 66ZM164 63H165V62H164ZM187 63H188V62H187ZM192 63H191V64H192ZM195 63H196V62H195ZM229 63H232V62L229 61ZM233 63H234V62H233ZM17 64H16V65H17ZM21 64H22V63H21ZM37 64H38V62H37ZM47 64H48V63H47ZM66 64H67V63H66ZM93 64H94V63H93ZM93 64H92V65H93ZM95 64H96V63H95ZM97 64H98V62H97ZM122 64H124V63H122ZM122 64H121V65H122ZM125 64H126V63H125ZM130 64L132 65V63H130ZM147 64H148V63H147ZM167 64H168V65H167ZM178 64H179V63H178ZM191 64H189V65H191ZM196 64H197V63H196ZM201 64H202V63H201ZM210 64H211V65H210ZM212 64H213V65H212ZM227 64H228V63H227ZM246 64H247V63H246ZM11 65H12V64H11ZM18 65H19V64H18ZM18 65L16 66L17 68H18ZM33 65H34V64H33ZM38 65H39V64H38ZM68 65H69V64H68ZM82 65H81V66H82ZM88 65H89V67H90V64H88ZM88 65H87V66H88ZM99 65H93V66H94L93 70L96 68V69L94 70L95 72L97 71V68H99L98 70H100ZM110 65L113 66V63L110 64ZM110 65H109V66H110ZM126 65H127V64H126ZM126 65H125V66H126ZM139 65H138V66H139ZM187 65H188V64H187ZM198 65H199V66H198ZM198 65H197V66H198L199 68H201V67H200V64H198ZM217 65H218V66H217ZM231 65H232V64H231ZM259 65H260V66H259ZM3 66L5 67L6 64L4 65V63H3ZM12 66H13V65H12ZM24 66H22V67H24ZM42 66H43V65H41V68H39V69H42V70H41V73L39 72L40 75H41L42 73H44V72H42V71H43V69H45V66H43V67H42ZM78 66H79V64L76 66L75 74H77V72H78V74H77L78 77H81L82 75H84V72H85V71H84V70H81V71H84V72H83V74H80V72H79L80 69L77 71ZM81 66H80V68L82 69ZM97 66H98V67H97ZM197 66H196V68H197ZM8 67H7V66L5 67L6 70L9 69ZM14 67H13V68H14ZM19 67H20V66H19ZM25 67H29V66H25ZM25 67H24V68H25ZM31 67L33 68V66L30 65V68H31ZM39 67H40V65H39ZM70 67H71V69H73L72 66H70ZM89 67H87V68H89ZM123 67H124V66H123ZM123 67H122V68H123ZM127 67L130 68L131 66L128 65ZM140 67H141V65H140ZM185 67L187 68V67H190V66H185ZM192 67H193V66H192ZM194 67H195V66H194ZM204 67H202V68L204 69ZM210 67H211V68H210ZM228 67H229V66H228ZM233 67H231V69H232ZM236 67H237V66H236ZM37 68H38V66H37ZM49 68H50V67H49ZM61 68H62V67H61ZM64 68H65V67H64ZM64 68H63V69H64ZM74 68H75V66H74ZM109 68L111 69V67H109ZM112 68H113V67H112ZM124 68H125V67H124ZM133 68H134V65H133ZM133 68H132V69H133ZM141 68H142V67H141ZM141 68H140V69H141ZM144 68H142L141 71L146 70V69H144ZM149 68L147 69L148 71L146 70L147 72L150 71ZM196 68H195V70H196ZM214 68H215V69H214ZM216 68H217V69H216ZM234 68H233V70H234ZM10 69H12V67H11ZM47 69H48V68H47ZM51 69H52V68H51ZM51 69H50V71H49V69L47 70V71H48V75L51 76V77H49V76L47 77V75H46V74H47L46 69L44 70L46 74H44L43 77H45V75H46L47 79L49 78V80H50V78L52 79V77H55V75L53 76V74H55V72H52L53 70H51ZM66 69H67V68H66ZM89 69H90V68H89ZM135 69H136V70H135ZM137 69H138V68H134L133 70L137 71ZM174 69H175V71H174ZM176 69H177V71H176ZM190 69H191V68H190ZM203 69H200V70L203 71ZM218 69H220V71H219ZM223 69H225V70H223ZM3 70H5V69L3 68ZM22 70H23V69H22ZM32 70H33V69H32ZM32 70H30V72H31ZM34 70L36 71V69H34ZM34 70H33V74H35V73L37 72V71L35 72ZM87 70H88V69H87ZM101 70H102V69H101ZM161 70H162V69H161ZM161 70H159V71H161ZM178 70H179V71H178ZM182 70H183V72H184V69H182ZM186 70L188 71L189 68H187ZM195 70H194V71H195ZM205 70H204V72H205ZM215 70H216V71H215ZM221 70H223V71H221ZM252 70H253V69H252ZM258 70H259V71H258ZM19 71H21V70H19ZM58 71H59V70H58ZM67 71H68V69H67ZM67 71H66V73L69 72V71H68V72H67ZM70 71H71V70H70ZM76 71H77V72H76ZM88 71H89V70H88ZM88 71H87V73H88ZM94 71H92L91 75H92L93 73H95ZM111 71H112V70H111ZM113 71H112V72H113ZM123 71H126V69H124V70L121 71L122 74H123ZM128 71H129V70H128ZM135 71H134V72H135ZM154 71H152L151 73H153ZM159 71H158V72H159ZM163 71H162V72H163ZM190 71H191V70H190ZM192 71H193V69H192ZM201 71H200V72H201ZM224 71H225V72H224ZM227 71H228V72H227ZM244 71H245V70H244ZM257 71H258V72H257ZM1 72H2V71H1ZM1 72H0V73H1ZM11 72H12V71H11ZM34 72H35V73H34ZM90 72H91V71H90ZM106 72H108V71H106ZM118 72H114V74H112V75H115V73H118ZM211 72H212V70H211ZM49 73H50V74H49ZM59 73H60V72H59ZM70 73H72V72H70ZM70 73H69L68 75H71ZM81 73H82V72H81ZM96 73H97V72H96ZM96 73L94 74V77H92V78H95V79H93V80H96V78H97V79L100 78V77H96V76H95V75H99V73H97V74H96ZM127 73H129L128 76L126 75V76H123V77H121V78L118 76V75H121L120 73L116 74V75L118 76L117 79H119V78H120V79H122V78L124 79L125 77H126L125 79H127V77L133 75L131 72H127ZM127 73H126V74H127ZM138 73L141 74V72H140L139 70H138ZM144 73H145V72H144ZM160 73H161V72H159V74H160ZM170 73H171V74H170ZM188 73H189V71H188ZM223 73L225 74L226 77L224 76ZM226 73H227V75H226ZM233 73H234V74H238V73L240 74V73H241L240 76H242L241 78H243L244 80H243V81L240 80V79H239V80H234L235 76H233ZM6 74H7V73H6ZM29 74H30V73H29ZM51 74H52V75H51ZM73 74H74V73H73ZM103 74H106V73H103ZM108 74H109V73H108ZM146 74H147V73H146ZM193 74H194V72H193ZM198 74H199V72H198ZM198 74H197V75H198ZM220 74H221V75H220ZM222 74H223V75H222ZM245 74H246V73H245ZM253 74H254L255 76H254ZM257 74H258V75H257ZM13 75H14V74H13ZM26 75H27V77L29 76L27 73H26ZM36 75H37V74H35V75L32 76V80H33V77H34V76L36 77ZM62 75H63V74H61V76H62ZM64 75H65V74H64ZM64 75H63V76H64ZM80 75H81V76H80ZM91 75H90V76H91ZM109 75H110V74H109ZM123 75H125V74H123ZM137 75H138V74H135V77H136V78H134V81L136 80V82H133V80H129V81H132L133 83L130 82L129 87H128L127 85H125V86H127L128 88H130V87L132 88L133 85H134V83H136L135 85H138V84H137L138 82L140 83L141 80L143 81V79H141L140 77H137ZM148 75H150V73H148ZM151 75H152V74H151ZM169 75H170V76H169ZM174 75H175V76H174ZM189 75H190V76H189L190 79H189V78H187V79L184 78V79H186V80L189 79L190 81H188V82H190V83L192 84V86H194L195 84H193V82H192V80H191V74L189 73ZM200 75H201V74H200ZM230 75H231L233 78L230 79ZM246 75H247V74H246ZM0 76H1V74H0ZM24 76H25V74H24ZM66 76H67V74L65 75V77H66ZM88 76H89V75L87 74V77H88ZM90 76H89L88 78L91 79ZM100 76H101V75H100ZM142 76H143V78L145 77L144 74H142L141 77H142ZM166 76H167V77H166ZM179 76L177 77V79L179 78ZM193 76H194V75H193ZM198 76H199V75H198ZM198 76H196L197 79L199 78ZM223 76H224V77H223ZM250 76H251V77H250ZM27 77H26V78H27ZM29 77H30V76H29ZM35 77H34V79H36ZM46 77H45V79H46ZM78 77H77V78H78ZM84 77H86V74H85V76H82V78H84ZM103 77H104V78H103ZM132 77H134V75H133ZM132 77H130L129 79H133ZM146 77L151 78V76H147V75H146ZM162 77H163V75H162ZM168 77H169V78H168ZM170 77H171L172 80L170 79ZM238 77H239V76H238ZM256 77H257V79H259V81H258L257 79H255ZM17 78H18V77H17ZM21 78H22V77H21ZM60 78L62 79L63 77H60ZM69 78H70V77H69ZM69 78H68V79H69ZM74 78H75V76H74ZM102 78L104 79V81H106V82L108 81V80H105V79H107L105 75H103L100 79H102ZM109 78H110V77L108 76V79H109ZM139 78H140L141 80H140ZM181 78H182V77H181ZM222 78H223V79H222ZM12 79H13L12 82H14V78H12ZM18 79H19V78H18ZM29 79H30V78H28V80H29ZM40 79H41V78H40ZM70 79H71V81H72V78H70ZM120 79H119V81H120V83H121V81H123V79H122V80H120ZM125 79H124V81H123V84H128L127 82H129V81H126ZM144 79L146 80V78H144ZM159 79H160V80H159ZM167 79H169V82H167V81H168ZM177 79H176V80H177ZM197 79H196V81H197ZM199 79H200V78H199ZM199 79H198V80H199ZM235 79H237V77H236ZM247 79H248V80H247ZM38 80H39V79H38ZM59 80H60V79H59ZM59 80H58V81H59ZM74 80H75V79H74ZM79 80H80V78H79ZM82 80H83V79H82ZM153 80H154V78H153ZM186 80H184L185 83H186V86H187V87H191V86H189V85L187 84L188 82H187ZM205 80H203V81H204V84H205ZM226 80H228V81H226ZM233 80H234L235 83H237L238 86H241V85H242L240 89L237 88V90H238L239 92H238L237 90H235V89H232V88L229 89V88H228V87H230L231 85H235L234 82H233ZM245 80L248 81V83L250 82L249 84H251V85H250V86H247L248 83H247ZM10 81H11V80H10ZM15 81L17 82V80H15ZM18 81H19V80H18ZM22 81H24V79H23ZM30 81H31V80H30ZM33 81H35V80H33ZM41 81H42V80H41ZM41 81H40V82H41ZM50 81H52V80H50ZM66 81H67V78H66L65 81H64V79H63V82H66ZM87 81H88V80H87ZM90 81H91V80H90ZM109 81H110V80H109ZM109 81H108V84H109V85H108L107 83H106V84L109 86V88L111 87V88L113 89V88L115 87L116 84H115V85L113 84V85L110 86L111 83H110ZM114 81L119 83V81H117V80H113V83H114ZM125 81H126V82H125ZM137 81H138V82H137ZM151 81H152V80H151ZM156 81H153V83H155ZM160 81H162V83H160ZM170 81H171V82H170ZM193 81H194V79H193ZM196 81H195V82H196ZM223 81H226V82H223ZM230 81H229L228 83H231ZM237 81H238V82H237ZM244 81H245V82H244ZM24 82H25V81H24ZM27 82H28V81H27ZM79 82H80V81H79ZM124 82H125V83H124ZM149 82H150V81H149ZM175 82L178 83L177 81H175ZM182 82H183V81H182ZM182 82H181V83L179 82V83L181 84V86H182V84H183ZM239 82H240V83L242 82V83L240 84ZM22 83H23V82H22ZM25 83H26V82H25ZM29 83L32 85V81L29 82ZM66 83H69V85L71 86V88H69V85H65V86H66V89H67V87H68V88L70 89V90L68 89V90H69L68 92L71 93V92L73 91V93H71V94L74 95V92H75V91H74V90H71V89H72V85H71L72 83H70V82H66ZM66 83H65V84H66ZM73 83H74L73 88L75 89V87H77V83H78V82H76V83L73 82ZM141 83H144V81L141 82ZM150 83H151V82H150ZM150 83H149V84H150ZM153 83H152V85H148V87L150 86V88H151V86L154 85ZM164 83H165V84H164ZM176 83H175V84H176ZM190 83H189V84H190ZM14 84H15V83H14ZM17 84H18V82H17ZM17 84H16V86H17ZM23 84H24V83H23ZM45 84H47V85H46L47 88L51 85V84H48V83L46 82V80H45L44 85H45ZM59 84H60V82H59ZM81 84L83 85L84 83L81 82ZM97 84H98L97 86H99V91H100V88H101V87L103 88V86H100V85H99V84H101V83H97ZM131 84H132V85H131ZM163 84H164V85H163ZM207 84H206V85H207ZM214 84H215V83H214ZM219 84H220V85H219ZM239 84H240V85H239ZM253 84H254V83H253ZM19 85H20V84H18V86H19ZM26 85H27V84H26ZM28 85H29V84H28ZM33 85H34V84H33ZM48 85H49V86H48ZM86 85H87V84H86ZM121 85H122V84H121ZM145 85H146V82L144 83V86H145ZM167 85H168V86H167ZM176 85H177V84H176ZM13 86L16 87L15 85H13ZM36 86H37V85H36ZM42 86H43V85H41V87H42ZM55 86H56V84H55ZM55 86H54V88H55ZM58 86H59V85H58ZM74 86H75V87H74ZM92 86H93V85H91L90 89L87 88V90H88V89H89V90H92L90 93L88 92V93L90 94V98H89V95H87V97L89 98L88 100L91 101V102H90V105H91V106L96 105V107H97L98 109L100 108L102 112H103L102 109H104V108H103V103H105V104H104V107H106V106L109 107L112 103L115 104V103L117 102V103H116V105H117V104L119 103V102H118V99H119V101L122 99V97H121V99H120V98H119V95H117V97H115L117 100H115V98H114V100H113L115 103L112 102L111 99H108V100H105V101H109V100H110L111 103H109L110 101H109L108 103L104 101V102L101 104L100 102L103 101V97H105L106 95L109 96L108 93L113 92V91L111 90V91H107V92L105 91V92H103L104 89L101 88V89L103 90V91L101 90L103 93H102L101 91H100L99 93L102 94V95L100 94V95H101L100 97H102V96H103V97L101 98L102 101H100L101 99H100V97H99L98 94H97V95H96V93H93V94H92L93 90L95 89V88H92ZM113 86H114V87H113ZM125 86H123L124 89L126 88ZM138 86H139V87H140V86L142 87V84H139ZM144 86H143V87H144ZM181 86H180V89L183 88V86H182V87H181ZM195 86L198 87V85H195ZM213 86H214V85H213ZM213 86H212L211 89H213ZM243 86H247V87L243 88ZM256 86H258V87H256ZM3 87H4V86H3ZM31 87H33V86H31ZM38 87H39V85H38ZM95 87H96V86H95ZM119 87H120V86H119ZM135 87H136V86H135ZM143 87H142V88H143ZM148 87H147V88H148ZM162 87H161V88L158 87V89H160V90H158V91L161 92V91H162L161 89H163ZM184 87H185V84H184ZM197 87H195V88H196V91L198 92ZM255 87H256V88H255ZM6 88H8V87H6ZM28 88H29V87H28ZM47 88H46V89H47ZM60 88H62V89L64 90V91H62V92H65V91H66L65 87H62V84H61ZM91 88H92V89H91ZM96 88H97V87H96ZM109 88H108V89H109ZM111 88H110V89H111ZM116 88H117V85H116ZM133 88H134V87H133ZM133 88H132V89H133ZM144 88H145V87H144ZM176 88H178V87H176ZM192 88H193V87H191L190 90H191ZM195 88H194V91H195ZM215 88H218V87H215ZM249 88H250V89H249ZM253 88H252V89H253ZM0 89H1V88H0ZM21 89H22V88H21ZM43 89H44V88H43ZM50 89H51V88H50ZM80 89H81V90H80ZM80 89L78 90V92H79V91H80V92H84V91H86V90H84V87H83V90H82V88H80ZM97 89H98V88H97ZM97 89H96V92H97ZM114 89H115V88H114ZM114 89H113V90H114ZM121 89H122V88L120 87V89H117V90H121ZM132 89H131V90H132ZM145 89H146V88H145ZM164 89H165V88H164ZM164 89H163V91H162L161 93L158 92L159 95H157V99L160 98V97H159L160 95L162 96V97L159 99V102H160L161 105H160L159 103H158L159 105L157 104L158 100L155 99V97H154L155 95L153 96V98H154V99H153L154 104H155V102H156L154 108H155V107L157 108L158 106H160V107L162 106L161 108L164 109V106L162 105L163 102H161V101H163V100H162V98H163V95H162V94H163L164 91L166 92V90H164ZM184 89H185V88H184ZM184 89H182V90H184ZM186 89H189V88H186ZM247 89H246V90H247ZM256 89H257V90H256ZM258 89H259V90H258ZM23 90H24V89H22V90H20V91L22 92ZM33 90H36V89H32L31 91H33ZM39 90L41 91L42 88H39ZM47 90H48V89H47ZM52 90H54V89H52ZM56 90H57V89H56ZM56 90H55V91H56ZM60 90H61V89H60ZM117 90H115L116 93H118V94L121 93L120 91L118 92ZM122 90H123V89H122ZM126 90H127V88L125 89V93L127 94L128 91L126 92ZM131 90L129 89L130 92H132ZM133 90H134V89H133ZM136 90H137V88L135 89V91H136ZM143 90H144V89H143ZM143 90H142V91H143ZM146 90H150V89H146ZM215 90L217 91V89H215ZM12 91H13V89H12ZM20 91H17V94H21V95H18V96H22V93H21ZM24 91H25V90H24ZM28 91H29V89H28ZM115 91H114V92H115ZM135 91H133L131 94H133ZM140 91H141V90H140ZM142 91H141V92H142ZM151 91H153V88H151L150 92H151ZM170 91H171V94H170ZM177 91H178V93L180 92L181 94H182V92H183V91L181 92V91H179V90H177ZM196 91L193 92V89H192V91H191V92L193 93L192 96H195V95L197 94ZM216 91H215V92H216ZM218 91H217V92H218ZM223 91H222V93L224 94ZM231 91H232V92H231ZM235 91H237V92H238L237 95H239V96H237V95L235 96L236 99H235V98H232V96L234 97V95H235ZM243 91H244V92H243ZM258 91H259V92H258ZM260 91H261L262 93H261ZM18 92H19V93H18ZM41 92H42V91H41ZM41 92H40V93H41ZM43 92H44V90H43ZM46 92H47V91H46ZM49 92L51 93V91H49ZM68 92H65V93H68ZM94 92H95V90H94ZM123 92H124V91H123ZM138 92H139V91H138ZM141 92H140V94L138 93L140 96H141V94H142L143 92H144V94H145V91H143L142 93H141ZM165 92H164V93H165ZM168 92H169V93H168ZM184 92H185V93H184ZM184 92H183V94L185 95V94H187L186 92H188V91H184ZM189 92H190V91H189ZM203 92H204V93H203ZM217 92H216V93H217ZM219 92L217 93V95L220 94ZM233 92H234V93H233ZM241 92H242L243 94H241ZM245 92H247V94H245ZM250 92H251V90H250ZM257 92H258L259 94H258ZM36 93H37V92H36ZM40 93H38V94L40 95ZM57 93H58V90H57ZM65 93H63V95H65V97H66V94H65ZM69 93H68V95H69ZM76 93H77V92H76ZM88 93H86V94H88ZM97 93H98V92H97ZM106 93H107V94H106ZM151 93H152V92H151ZM178 93H177V96H179L178 99L181 100V99L183 98L184 95L182 94V97H180V95H178ZM180 93H179V94H180ZM194 93H196V94H194ZM228 93H229V95H228ZM248 93H249V94H248ZM255 93H257L258 96H257V94H255ZM23 94H24V93H23ZM31 94H32V92H31ZM31 94L29 93V95H31ZM34 94H35V91H34ZM34 94H33V96H34V97H33V100H31L32 97H30L31 99H30L29 97H28V98H29V100H31V102L38 101V98H39V103H38V104H40V102H41V104H44L45 102L47 103L48 100H50V96H51V94H50V95H47L48 92H47L46 95L44 94L46 97H47V96L49 97V99H48V97L46 98V100L48 99V100L46 101V100L40 99V97H41V98H45L44 95H43V96H42V94H41V96H38V95H37V96H38V97H37V96H35L36 94H35V95H34ZM54 94H55V92H54ZM82 94H83V93H82ZM104 94H105V96H104ZM126 94H124L125 97H126ZM144 94H143V95H144ZM253 94H255L254 98H253ZM261 94H262V95H261ZM2 95H4V94H3V93L0 94V97H1ZM6 95H8V96L10 95V97H12L11 94H6ZM15 95H16V93H15ZM63 95L61 94V97H62ZM75 95L78 96L77 94H75ZM91 95H94V96L96 95V96L94 97V96H91ZM122 95H123V94H122ZM122 95H121V96H122ZM124 95H123V96H124ZM135 95H136V94H135ZM135 95H133V96L135 97ZM139 95H138V97H137V98H138V102H139V98H140ZM143 95H142V98H143ZM148 95H149V93H148ZM241 95H242L243 97H242ZM247 95H248V96H247ZM31 96H32V95H31ZM52 96H53V95H52ZM59 96H60V95H59ZM80 96H81V95H80ZM82 96H84V94H83ZM85 96H86V95H85ZM85 96H84V97H85ZM97 96H98V98H97ZM107 96H106V97H107ZM130 96H131V95H129V97H127V98H130ZM133 96H132V97H133ZM145 96H146V95H145ZM149 96L151 97V95H149ZM187 96H188V94H187ZM202 96H201V97H202ZM212 96H213V97H212ZM220 96H221V94H220ZM246 96H247V97H246ZM3 97H4V96H3ZM10 97H7V98L11 100ZM13 97H14V96H13ZM16 97H17V95L15 96V98H16ZM23 97H24V95H23ZM36 97H37V98H36ZM53 97L56 98L55 95H54ZM67 97H69V96H67ZM67 97L65 98V101H67V100L69 101V99H67ZM73 97H74V96H73ZM93 97H94V98H93ZM134 97H133V98H134ZM174 97H175V96H174ZM197 97H198V96L196 95L195 99H197ZM201 97H200V100H201ZM214 97H215V98H214ZM227 97H228V98H227ZM238 97H240V98H238ZM248 97H252L253 99H252V98H248ZM17 98H19V97H17ZM25 98H26V97H25ZM25 98H24V99H25ZM34 98H35V99H34ZM55 98L52 99V100H58V99H55ZM63 98H64V97H63ZM91 98H93V100H91ZM95 98H96V99H95ZM109 98H110V97H109ZM146 98H147V96L144 97L145 100H146ZM148 98H149V97H148ZM208 98H210V99H208ZM217 98H218V100H215V99H217ZM237 98H238V99H237ZM243 98H244V100H246V102H243V101L241 102V101H240V100H243ZM257 98H258V99H257ZM24 99H23V100H24ZM36 99H37V100H36ZM59 99H60V98H59ZM66 99H67V100H66ZM78 99H79V96H78V98L76 97V98L73 99L74 102L72 101V102H73V104H72V105H73V106H72V109H73V110H71V111H73V112H72V114H71V117H72V116H73V117L75 116V120H74L73 117H72L73 121H74V122L77 121L78 123H80L79 125H81V126H80V127H82L81 129H84V130H83L84 133L87 132L88 135H89L90 133L95 132V131L97 130V128H98L97 125H98L99 127L101 126L100 128L103 127L104 130H103V129H102V130H103L104 135H106V133H107L106 136H107V137L109 136V138H107V137H105L104 135H102V136H100V137H101L103 140H104V137H105V141H103L102 139H100V140H102V141L105 143V145L109 142V141H107V143H106V140H110V144L113 146V148H114V149H115V148L117 149V151H118L117 154H115V153H116V150L112 151L113 148H112V146H111L110 144H107V145L104 147V146H103L104 143H103V145H102V143H101L102 141L100 142V140H99V144L101 143L100 146L98 145V143H97L96 141H92V140H94V139L96 138V136H95L92 140H91V138H90V140H89V141H91L90 144H91V145H95V146L98 145V147H99L98 150H99L100 148L103 147L105 150L107 149L106 152H108V150H111V154H114V156L118 155L119 151H121V150L123 149L122 147L124 146V143L121 142L120 138L123 137V136H126V134H124L123 136H121L122 134L120 135V133H119V135H120L119 137H120V138H118V139L120 140V142L116 141V143L118 142V145L120 144V145H119L120 148H121V149H120V148H118V147L116 146V143H115L116 138H115V140H114V139H113L114 136L112 135V134H114V135L117 137V134H115V133H117V130H115L116 128L114 129L113 126H115V127L117 126V128H120V126H118L119 123H115V122H114V118L117 119V121H119L118 118L122 120L123 116H121L122 118H120L119 115L122 114V113H123V115H124V114H125L124 112H126V114H127V110L129 109V107L127 106L128 103H126V102L129 101V103L131 104V102H134V101H133V100L131 101V99H129V100H126V102H125L124 99H126V98L123 97V99H122V101L120 102V104H123V105L126 104V105H124L125 108L122 107V108L124 109V112H123V109H121V110H122V113H120V114L118 115V117H117V115H116V114H118V112H117L118 110H117L116 108H115V109H116L117 111L114 110L112 106H110V108L112 107L113 110H111L110 108H108V109L105 108L104 113H106V111L108 112V110H109V112L112 111V113H113V111H114V113H115V111L117 112V113L113 114V116H116V117L111 116L112 113L109 114V115L111 116V118H112V120H111L110 118H108L107 113H106L107 116H106V115H102V114H101L102 112H100V110L98 111V110H96V108H95L94 106H93V107H94V108H93V107H91L90 105H89L88 108H90L89 110L92 109V110H91L92 113H91V111H89L90 113H88V116H87V117H86V115H85V117H83V115H82V116H81V115L78 116V114H80V112H82V111H81L82 109L85 111V108H87V106H85L84 103H83V105H84L85 107L82 106V108H81V104H82V103H81L80 101H77ZM80 99H81V101H83V98H80ZM151 99H152V97H151ZM184 99H185V98H184ZM226 99H228V100H230V101H229V102H228V100L225 101ZM232 99H233V100H232ZM247 99H251V100H250L251 102H250L249 104H248ZM10 100H8V101H10ZM12 100H14V99H12ZM16 100H17V99H16ZM18 100H19V99H18ZM18 100H17V101H18ZM26 100H28V99L26 98ZM34 100H35V101H34ZM41 100L44 101V102H42ZM63 100H64V99H63ZM63 100H62V102L65 103V101H63ZM70 100H71V99H70ZM75 100H76V101H75ZM94 100H95V102H94ZM97 100H99V101H97ZM134 100H135V99H134ZM140 100H141V99H140ZM147 100H148V99H147ZM147 100H146V101H147ZM160 100H161V101H160ZM204 100H205V101H204ZM212 100L215 101V104H213L214 101H213V103L211 102ZM231 100L233 101V103L231 102ZM255 100L258 101V103H257ZM4 101H5V103H6V99H5ZM17 101H16V102H17ZM59 101L61 102V100H59ZM59 101H58V102H59ZM85 101H86V99H85ZM85 101H84V102H85ZM123 101H124L125 103H124ZM150 101H151V100H150ZM164 101H165V99H164ZM185 101H186V100H185ZM222 101L227 102V105H226L225 102H222ZM252 101H254L255 104L252 103ZM16 102H15V100H14L13 102L11 101L10 105H8L9 102H7V105H8V106H7L6 108H7L8 111H10L9 113H11V111H14V109L18 107V105H17L18 102H17V103H16ZM55 102H56V101H55ZM141 102H143V100H141ZM175 102H176V104H178V105L175 104L176 107H179V108H175V107H174V103H175ZM187 102H188V101H187ZM190 102H189V103H190ZM193 102H191L190 104H192ZM206 102H207V103H206ZM216 102H217L218 104H217ZM221 102L224 103L223 105H226V107H227L228 105H230L231 108L228 106L227 109H226L225 106H223ZM19 103H20L19 105H21V103H23V104H24V103H28V101H25V100H24V102H23V101H22V97H21ZM29 103H30V101H29ZM67 103H68V102H67ZM67 103H66V104H67ZM85 103H86V102H85ZM88 103H89V102H87L86 105H87ZM106 103H107V104H106ZM139 103H140V102H139ZM143 103H144V102H143ZM143 103H142V104H143ZM151 103L153 104L152 101H151ZM189 103H187V104H189ZM220 103H221V104H220ZM231 103H232V106H231ZM251 103H252V104H251ZM256 103H257V104H256ZM13 104H14V105H13ZM15 104H16V106H15ZM38 104H35V105H38ZM41 104H40V108H41V109H40V111H38V112H40V114H42L43 117H44V116H47L48 111L44 110V112L46 113V115H45L44 112H42V108H43V107H42ZM98 104H99V107L97 106ZM108 104H110V105H108ZM133 104H134V106H135V103H133ZM142 104L140 103V105H142ZM145 104H147V102H146ZM149 104H150V103H149ZM149 104H148V105H149ZM152 104H151V105H152ZM154 104H153V105H154ZM164 104H165V103H164ZM168 104H169V105H168ZM187 104H186V105H187ZM205 104H206V105H205ZM211 104L213 105V107H208L209 105L211 106ZM11 105H12V106H11ZM25 105L28 106V108L25 107V106H22V107H20L21 109H19V110L17 109V110L21 112V111H23L24 109H27L26 113H25V111H24V113H23V112H21V113L18 112V113H19V115H18L17 110H16V113H15V112H12V113H11V114H12V115H11V116H12V120H11V116H10V114L7 113L8 111L5 112V111L3 110V111L5 112V114H6V113L8 114V116H7V114H6V115H5V114H2V115H3L2 118L4 117V119H6V120H4L5 122L3 121V119H1L2 122H3V124L7 123V124L5 125L6 128H7V129H6L7 131H8V129H9L10 127H11L10 129H12V127L15 128V127H17L18 125L23 127L24 124H25V126H26V125L28 124L27 122H31V121H32V122H31V124H32L33 121H34L33 119H36V118H37L38 112L35 111V110L37 109V106H34V107H33L34 103H31L30 105H29V104H25ZM31 105H32V106H31ZM116 105H115V107H116ZM123 105H120V106H123ZM140 105H139V106H140ZM148 105H147V106H148ZM156 105H157V106H156ZM214 105H216V106L214 107ZM219 105H220V106H219ZM249 105H250L251 107H250ZM3 106H4V104H3ZM5 106H6V105H5ZM9 106H10V107H9ZM13 106H14V107H13ZM29 106H31V107H29ZM38 106H39V105H38ZM61 106H64V105H61ZM100 106H102V107H100ZM117 106H119V105H117ZM129 106L131 107V106H133V105L131 104V105H129ZM143 106H144V105H143ZM217 106H219V107L217 108ZM11 107H13L14 109L11 108ZM48 107H49V106H48ZM64 107H65V106H64ZM145 107H146V106H145ZM152 107H153V106H152ZM160 107H158V108H160ZM173 107H174V108H173ZM196 107H195V108H196ZM206 107H208V108H206ZM244 107H245L246 109H245ZM31 108H32V109H31ZM33 108H34V109H33ZM117 108L120 109V107H117ZM127 108H128V109H127ZM131 108L133 109L134 107H131ZM131 108H130V109H131ZM135 108H136V107H135ZM140 108H141V107H140ZM150 108H151V107L149 106V109H150ZM154 108H153V109H150V111L148 110L147 113H143L144 111L142 112L143 115L146 114L145 117H146V116H150V117H149V121H148V119H147V121H148L149 123H150V122L152 123V119H151V121H150V118H151V116H152V118L155 117V116H153V115H155V114H153V113H151L152 115L150 114L151 110H153L154 113H155V111H159V110H161V111L158 112V115L160 114V116L162 117V119H160V120H161V121H164V120H165V116H164V115L162 116V114H163L162 111H163V110H162V109H156V110L154 111ZM181 108H182V109H181ZM204 108H206V110H205ZM209 108H210V109H209ZM211 108H212V109H211ZM229 108H230V109H233V112L235 111V112H238V113H239V112L241 113V111L244 110L245 113H249V114H250V115H249L250 118H251V116L253 117V121H254V123H257L258 125H256V126H255V125H252V126H253V128H252V127H251V122H250V125H249V123H248V125L246 124V125H247L246 128H248V126H249V127L251 128V130L253 129L252 131L254 132V134H253V132H250V131H249V128H248V129H244L245 127H244V128L242 127L244 124H243L242 126H240L242 123H239V124H238V123H237L238 121L234 120V117H233V116L231 117L232 119H230L229 116H231V114H228V113H227V111L230 110ZM247 108H248V109H247ZM253 108H255V110H254ZM256 108H259V109L257 110ZM22 109H23V110H22ZM29 109H30V110H33V111L35 112V116H31L30 113H31L32 111H30ZM38 109H39V107H38ZM38 109H37V110H38ZM43 109H45V107H44ZM46 109H47V108H46ZM49 109H50V107H49ZM53 109H54V108H53ZM175 109H176V110L178 109V111L180 110V112L175 111ZM208 109H209L208 112H210V116H209V113L207 114V110H208ZM225 109H226L227 111H226ZM252 109H253L254 111H253ZM63 110H64V109H63ZM86 110H87V109H86ZM121 110H120V112H121ZM137 110H138V109H137ZM146 110H147V109H146ZM172 110H173V112H172ZM187 110H188V109H187ZM189 110H190L191 112H193V113H195V111H196L195 109H192L193 111H192L191 109H189ZM189 110H188V111H189ZM194 110H195V111H194ZM198 110H197V111H198ZM211 110H213V111H212V112H213L212 114H211ZM237 110H239V111H237ZM50 111H51V110H50ZM52 111H53V110H52ZM54 111H55V110H54ZM94 111H95V112H94ZM141 111H142V110H141ZM141 111H139V113H140ZM164 111H165V110H164ZM164 111H163V112H164ZM182 111H183V110H182ZM188 111H187V113H188ZM204 111H205V113L207 114V115H205V116H204V114H205ZM230 111H231V110H230ZM256 111H258V112H256ZM34 112H33V113H34ZM109 112H108V113H109ZM160 112H161V113H160ZM185 112H186V111H185ZM191 112L189 113V114H191V116H194V115L196 114V113H195V114L193 115V113H191ZM219 112H220L221 114H220ZM27 113H29L30 115H27ZM57 113H58V112H57ZM62 113H66V114L68 115L69 111H66V112H65V111L63 112V111H62V112H61V116H60V115L58 116V117H60L59 119H62ZM83 113H84V112H82V114H83ZM148 113H149L150 115H149ZM164 113H165V112H164ZM240 113H239V115H237V113H236V115H237L239 118L241 117L240 119L243 118V119H245V121H246V120H247V121L252 120V118L250 119V118H249L248 116H246L245 114H240ZM252 113H253V114H252ZM256 113H257L258 115H257ZM22 114H24V115H22ZM50 114H51V112H49V115H50ZM53 114H54V113H53ZM89 114H90V115L93 114V115L89 117ZM94 114L97 115L98 119L93 117ZM99 114H101V115H99ZM133 114H135V116L132 115V117L134 116V118H133L134 121L132 120V117H131V118L129 117V118L131 119L132 124H133V125L135 124V125H137V126H135V127H136L135 129H136V130H133V129H134V126H133V129H131V130H133V132H135V131H136V132H139V131L142 129V132H141V131H140V132H141L142 135H143V134L146 132V130H147V129H146V130L143 129L144 127L146 128V126L143 127V126H142L143 123H138V124H140L141 126H139L137 123H134L135 120H137V118L135 119V117H136V113H133ZM142 114L139 115L140 117L138 116V119H139L140 121H141L140 118H141ZM189 114L186 115V118L188 117V118H187L188 121H189V119H190V115H189ZM16 115H17V119L15 118ZM33 115H34V114H33ZM42 115H41V116H42ZM57 115H58V114H57ZM57 115H56V117H57ZM76 115H77V116H76ZM183 115H184V116H182V117H185V113H184ZM211 115H212V117H211ZM227 115H228V117H227ZM255 115L257 116L256 119H255ZM6 116H7V118H6ZM18 116H19L20 118H19ZM21 116H22V117H21ZM39 116H40V115H39ZM51 116H52V114H51ZM69 116H70V115H69ZM69 116L66 117V122H65V123L69 122V120H70V117H69ZM105 116H106L109 120H111V121H110L111 124H112V123L114 124V125H113V124L111 125L112 128H113V130H114V133H112L111 135H110V132H109L110 127H109V125H107L108 122L106 123V121H105V118H106ZM175 116H176V115H175ZM202 116H203V117H202ZM245 116H246L248 119H246ZM260 116H261V117H260ZM262 116H263V117H262ZM8 117H9V119H8ZM25 117H26V118H25ZM27 117H28V118H27ZM29 117H30V119H29ZM58 117H57V118H58ZM68 117H69V118H68ZM82 117H83V118H82ZM95 117H96V116H95ZM200 117H201V118H200ZM205 117H206V118H205ZM226 117H227L228 119H226ZM258 117H260V119H258ZM32 118H33V119H32ZM38 118H39V117H38ZM49 118H50V117H49ZM52 118L55 119V116H54V117H51V119H52ZM67 118H68L69 120H67ZM107 118H106V119H107ZM127 118H128V117H127ZM159 118H160V117H159ZM163 118H164V120H163ZM261 118H262V119H261ZM14 119H16V121H15ZM19 119H20V121H19ZM72 119H71V120H72ZM96 119H97L98 121H96ZM100 119H101V120H100ZM103 119H104V120H103ZM154 119H155V118H154ZM154 119H153V120H154ZM179 119H180V120H179ZM183 119H184V118H183ZM183 119H182V120H183ZM249 119H250V120H249ZM17 120H18V122H17ZM22 120H24V121H22ZM40 120H41V119H40ZM64 120H65V119H64ZM139 120H138V121H139ZM142 120H143V121H144V120L146 121V119H145V118L143 119V117H142ZM194 120H195V118H194ZM198 120H197V126H199V122H198ZM227 120H228V121L230 120L229 122H231V120H232V122H233V120L236 121V122H234L233 125H232V123H229ZM10 121H11V123H12V121H14V122L18 123V125H17L16 123H12V124H10V123H9ZM43 121H44V120H43ZM52 121H53V120H52ZM59 121H60V120H59ZM59 121H55V122L58 123ZM61 121H62V120H61ZM61 121H60V122H61ZM73 121H72V122H73ZM85 121H86V123H85ZM101 121H102V122H101ZM104 121H105V122H104ZM131 121H130V122H131ZM156 121H159V120H158V117L155 119V122H156ZM161 121H160V122H161ZM167 121H164V122H167ZM218 121H219V120H218ZM247 121H246V122H247ZM35 122H36V121H35ZM40 122H41V121H40ZM47 122H48V121H47ZM60 122H59L58 124H59V126L61 127L60 129L62 130V128H63L62 126H63V124H64V123H63L64 121L61 122L62 125L60 124ZM124 122H125V121H124ZM190 122H191V119H190ZM193 122H196V120L193 121ZM203 122H204V123H203ZM213 122H214V125H213ZM20 123H21V124H20ZM36 123H37V122H36ZM99 123H100V124H99ZM128 123H129V122H128ZM128 123H127L126 125H128ZM145 123H146V122H145ZM145 123H144V124H145ZM151 123H150V129H149V132H150V130H152V131H151V134H155V133L157 134V132H158V135H159L161 138H160L158 135H157L156 138H160V140H161V139H162V135H160V133L162 134V131L159 130L158 126H155V125L157 124V122H156V124H155L154 126H152ZM167 123H168V122H167ZM167 123H164V125H167ZM207 123H210V124H207ZM218 123H219V122H218ZM227 123L231 124V126H230L229 124H227ZM262 123L264 124V122H262ZM9 124H10V125H9ZM14 124H16V126H14ZM31 124H30V125H31ZM58 124H57V125H58ZM67 124H68V123H67ZM71 124H72V123L70 122V125H71ZM96 124H97V125H96ZM103 124H104V125H103ZM116 124H118V125H116ZM132 124H130V125H128V126H132ZM146 124H147V123H146ZM146 124H145V125H146ZM153 124H154V122H153ZM158 124H159L160 128L163 126V125H162L163 122L158 123ZM158 124H157V125H158ZM179 124H180V127H179ZM184 124H185V125H184ZM206 124H207V129L205 130ZM235 124H237V125H239V126L236 127ZM8 125H9V128H8ZM33 125H35V124H33ZM50 125H51V123H50ZM68 125H69V124H68ZM73 125H74V124H73ZM73 125L71 126V127H72L71 129H73V128L75 127V126H73ZM208 125H209V126H208ZM210 125L212 126V128H209ZM226 125H227V126H226ZM46 126H47L46 123H44V125H42L43 128L38 129V131H37V129H36V131H35L36 134H34V133H33V134H34L36 137L39 136L38 138L42 140L43 136H41L42 134L40 135V132H41L42 129H44V127H46ZM52 126H53V125L48 126V128L46 127V129H47V130H46L47 135H50V134H51V131H53L52 129H50V128H53ZM59 126H57V127H59ZM64 126H67V125L65 124ZM107 126H108L109 128H108ZM138 126H139L140 128H139ZM147 126H148V125H147ZM151 126H152V128H151ZM217 126H218V125H217ZM244 126H245V125H244ZM0 127H1V126H0ZM26 127H27V126H26ZM38 127H39V126H38ZM40 127H41V126H40ZM55 127H56V125H55L54 128H53L54 130L57 129V127H56V128H55ZM68 127H69V126H68ZM123 127H124V126H123ZM123 127H122V129L124 130ZM142 127H143V128H142ZM155 127H156V132H155V130H154ZM215 127H216V126H215ZM228 127H229V128H228ZM239 127H240V129H241V128L243 129V130H241V134L239 133V132H240L239 129H238V132H236L237 130H235V131L233 130V129H237V128H239ZM257 127H258V128H257ZM261 127H262V126H261ZM263 127H264V126H263ZM14 128H13V129H14ZM24 128H25V127H24ZM24 128H21V132L23 131L22 129H24ZM64 128H65V127H64ZM107 128H108V129H107ZM148 128H149V127H148ZM199 128H200V126H199ZM1 129H2V131L5 130V128H4V130H3L2 127H1ZM1 129H0V130H1ZM10 129H9V130H10ZM17 129H18V127H17ZM65 129H66V128H65ZM69 129H70V128H69ZM69 129H67V130H69ZM126 129H127V128H126ZM128 129H129V128H128ZM128 129H127V130H128ZM137 129H139V130L137 131ZM29 130H30V129H29ZM49 130H50V134L48 133ZM61 130H59V135H60V133H61ZM67 130H66V131H67ZM73 130H74V129H73ZM73 130H72V131H73ZM106 130H107V132H105ZM144 130H145V131H144ZM180 130H179V131H180ZM200 130H201V129H200ZM207 130H210V132H207ZM257 130H258V131H257ZM2 131H1V133L3 134ZM10 131H11V130H10ZM26 131L28 132V130H26ZM30 131H31V130H30ZM66 131H64V132H66ZM74 131H75V130H74ZM98 131H100L99 128H98ZM115 131H116V132H115ZM124 131H125V130H124ZM128 131H129V132H132V131H130V130H128ZM143 131H144V133H143ZM159 131H160V133H159ZM179 131H178V133H177V132H176V133L179 134ZM205 131H206V133H208V134H209V133H210V134L212 133L211 136H212V135H213V136H212V137L210 136L211 139H210V137H207L208 134H207L206 137L209 138V139H210L209 141H211V143H214V144L218 142V141L216 142V140L219 139L218 134H219V135H223L222 138H223V139L225 138V139H224V140H223L222 138H221V139H222L223 141H226V140H227V142H225L226 145H227L228 142H229L228 145H229V146H231V145L233 146V147L231 146V147H232L231 149H227V148H226L227 151L231 152V150H232L233 148H234L235 150H237L236 148H238L237 152H235V153L237 154V155L235 154L236 157L233 156V155H230L231 153H230V154L228 153L227 156H226V152H227V151H226L225 147L223 146L224 148L221 149V147L218 146V145H220V144H218V143H217V146H218V147H217L216 145H214V144H213V145L216 146L217 148H220L221 151L218 152V150H220V149L216 150V149H217V148H216L215 151L213 150V155H212L211 151H212V147L214 148V146H213L212 144H211V146H208V145H210V143H209V141H208V140L206 139V137H205V135H206ZM226 131H225V132H226ZM242 131H243V132L245 131L246 133L242 134ZM247 131H249V134H250V135L247 133ZM255 131H256L257 134L255 133ZM11 132H12V131H11ZM13 132H14V131H13ZM37 132L39 133V135H38ZM46 132H45V133H46ZM136 132H135V133H136ZM152 132H154V133H152ZM9 133H10V132H9ZM22 133L25 135L24 137H27V138L29 137L28 134H30V133H27V134H26V133H24V131H23ZM69 133H71V132H70V131H67V133H65L66 137H67L68 135L70 136ZM103 133H101V134H103ZM121 133H122V131H121ZM123 133H124V132H123ZM125 133H127V132H125ZM170 133H171V132H170ZM229 133H230V132H229ZM259 133H261V134L258 135ZM2 134H1V136L3 137ZM53 134H55V133H53ZM63 134H64V133H63ZM97 134H99V133L97 132ZM97 134H96V135H97ZM127 134L130 136L131 133H130V134L127 133ZM136 134H138V133H136ZM139 134H140V133H139ZM139 134H138L137 137L140 136ZM149 134H150V133H148V135H149ZM156 134H155V135H156ZM203 134H204L205 139H204V137H203ZM247 134H248V136H247ZM251 134H252V135H251ZM7 135H8V133H7ZM13 135H14V134H13ZM45 135H46V134H45ZM55 135H56V134H55ZM128 135H127V137H129ZM131 135H132V134H131ZM144 135H145V134H144ZM146 135H147V134H146ZM169 135H170V136H169ZM179 135H180V134H179ZM253 135H254V137H250V136H253ZM1 136H0V139H1ZM5 136H6V135H5ZM8 136H9V135H8ZM20 136H21V134H20ZM40 136H41V137H40ZM51 136H52V137H48V138L55 139V142L58 141V140H57L58 138H61V136L58 137V138H56L57 136H56V137H54L53 135H51ZM69 136H68V137H69ZM84 136H85V134H84ZM86 136H87V135H86ZM103 136H104V137H103ZM132 136H133V135H132ZM132 136L130 137V138H132V139L129 138V140H127L128 142H130V144H131V142H133V141H131V140H133V137H132ZM134 136H136V135L134 134ZM150 136H152V135H150ZM180 136L182 137V135H180ZM217 136H218V138H217ZM224 136H225V137H224ZM257 136H258V138H257ZM13 137H14V136H13ZM15 137H18V136L16 135ZM32 137H33V136H32ZM82 137H83V136H82ZM92 137H93V135H92ZM98 137H99V135H98ZM110 137H111V139H110ZM112 137H113V138H112ZM137 137H136V138H137ZM144 137H146V136H144ZM152 137H153V136H152ZM181 137H180V138H181ZM213 137H214V138L216 137L217 139H216V138L214 139ZM231 137H232V138H231ZM247 137H248V139H247ZM259 137H260L261 139H260ZM262 137H263V138H262ZM30 138H31V137H30ZM33 138H34V137H33ZM38 138H37V139H38ZM62 138H63V137H62ZM85 138L87 139V137H85ZM85 138H83V139L85 140ZM140 138H141V137H140ZM147 138H148V137H147ZM154 138H155V137H154ZM154 138H153V139H154ZM182 138L186 139L187 141L189 140V139L187 138V136H184V135H183ZM226 138H227V139H226ZM254 138H255V139H254ZM5 139H6V138H5ZM5 139H4V141H5ZM22 139H23V138H22ZM34 139H35V138H34ZM37 139H36V140H37ZM44 139H46V137H44ZM71 139H72V138H70V140H69V139H66V140H69V141L71 142V141L73 140V139H72V140H71ZM83 139H82V141H84ZM118 139H117V140H118ZM137 139H139V138H137ZM137 139H136V141H137ZM149 139H151V137H149ZM153 139H151V140H153ZM163 139H164V138H163ZM165 139H166V138H165ZM165 139H164V140H165ZM170 139L168 138V139H167L168 142H166V141H165V142H166V143H170V141H172V140H170ZM250 139H251V140H250ZM252 139H253V141H252ZM258 139H259V140H258ZM262 139H263V140H262ZM12 140H14V138H13ZM17 140L19 141V139L15 138L16 143H17ZM30 140H31V139H30ZM41 140H39V141H41ZM50 140H51V139H49L48 141H50ZM60 140H61V139H60ZM87 140H88V139H87ZM124 140H126V137H125L124 139H122V141H124ZM169 140H170V141H169ZM205 140H206V141H205ZM256 140H257V142H255ZM260 140H262V141H260ZM0 141H3V139L0 140ZM25 141L28 142L27 139H26ZM62 141H65V136H64V139H62ZM82 141H81V144H83L82 147H84V142L82 143ZM89 141H88V143H87V141H86L88 147L90 146ZM113 141H114V142H113ZM136 141H135V143H136ZM140 141H141V140H140ZM158 141H159V139H158ZM161 141H162V140H161ZM204 141H205V146H206L205 149L203 148V147H205V146H203V145H204V143H203ZM207 141H208V142H207ZM213 141H214V142H213ZM251 141H252V142H251ZM258 141H259V142H258ZM50 142H51V141H50ZM53 142H54V140H53ZM58 142H59V141H58ZM66 142H67V141H66ZM75 142H76V141H75ZM142 142H143V144H142ZM142 142H141L142 146L145 145L144 141H142ZM154 142H155V141H154ZM163 142H164V141H162V143H163ZM206 142H207V145H206ZM232 142H235V145H234V143L231 144ZM253 142H254V144H253ZM261 142H262V143H261ZM16 143L14 142L15 145H16ZM18 143H19V142H18ZM18 143H17V146H15V147H19V146H18ZM28 143H29V142H28ZM28 143H26V146H27V147L24 146V147H22L21 150H23V148H27V149H28V148H29V147H28V146H29ZM32 143H33V141H32ZM47 143H48L49 145H50V144H51V145L54 144V143H49V142H47ZM86 143H85V147H86ZM139 143H140V142H139ZM139 143H138V145H139ZM159 143H160V142H157V143L155 142L156 145H158ZM166 143H164V145H165V146H166V145L169 146V144H166ZM171 143H170V144H171ZM181 143H182V141H181ZM208 143H209V144H208ZM241 143H242V145H241ZM0 144H1V143H0ZM5 144H6V143H5ZM24 144H25V143H24ZM27 144H28V145H27ZM43 144H44V143H43ZM60 144H61V143H60ZM72 144H73V143H72ZM76 144H77V142H76ZM81 144H80V147H81ZM88 144H89V145H88ZM96 144H97V145H96ZM155 144H154V145H155ZM236 144H239V145L236 146ZM250 144H252V145H257V146L252 147V145H250ZM258 144H260V145H258ZM1 145H2V144H1ZM7 145H8V143H7ZM19 145H20V144H19ZM30 145H31V142H30ZM39 145H41V144L39 143ZM58 145H59V144H57V146L55 145L56 148L58 147ZM65 145H67V144H64V143H63V146H65ZM74 145H75V144H74ZM74 145H73V146H74ZM77 145H79V142H78ZM108 145H110L109 147H111V149H109ZM122 145H123V146H122ZM133 145H134V143H132L131 146H132V148L135 149L136 146L133 147ZM146 145H147V144H146ZM146 145H145V146H146ZM154 145H153L152 147H149V148L152 149V148L154 147ZM160 145H161V144H159V146H160ZM164 145H161L160 147L162 148V146H164ZM190 145H191V147H190ZM199 145H200V147H199ZM201 145H202L203 147H201ZM221 145H222V144H221ZM245 145H246V144H245ZM41 146H44V145H41ZM55 146H54L53 148H55ZM60 146H61V145H59V148H60ZM69 146H70V145H69ZM101 146H102V147H101ZM139 146H140V145H139ZM139 146H138V148H139ZM145 146H144V147H145ZM149 146H151V145H149ZM172 146H173V147H172ZM193 146L195 147V149H194ZM197 146H198V147H197ZM258 146H259V147H258ZM15 147H13V148H14L13 150H15ZM80 147H78V148H80ZM82 147H81V150H82ZM91 147H92V146H91ZM127 147H129V146H127ZM144 147H143V148H144ZM160 147H159V149H160ZM180 147H181L182 151H179ZM196 147H197V148H196ZM208 147H210L211 149L209 148L210 150H206V149H208ZM2 148H4V147H2ZM9 148H10V147H9ZM39 148H40V147H39ZM65 148L68 149L67 146H65ZM72 148H73V147H72ZM103 148H102V150L104 151ZM143 148H142V149H143ZM149 148H148V145H147V148H146V150L144 149V152H145V151H146V152L149 151ZM156 148H157V146H156ZM183 148H184L185 151H183ZM186 148H187V150H186ZM191 148H192V149H191ZM200 148H201V149H200ZM246 148L244 149V151L247 150ZM257 148H258V149H257ZM5 149H6V148L1 149V150L4 151ZM43 149H44V148H43ZM63 149H64V148H63ZM76 149H77V148H76ZM86 149H87V148H85V149L83 148V150H82L83 153H84V152H87V151H85ZM88 149H90V148H88ZM91 149H92V148H91ZM91 149H90V150H91ZM118 149H119V150H118ZM130 149H131V147H130ZM140 149H141V147H140ZM140 149H139V150H140ZM181 149H180V150H181ZM193 149H194V150H193ZM197 149H198V150H197ZM202 149H203V150H202ZM255 149H256V151L258 150L256 153H255ZM6 150H8V149H6ZM6 150H5V151H6ZM9 150H10V149H9ZM21 150H20V152H21ZM40 150H41V152H44L46 149H44V151H42V148H40ZM59 150H60V149H59ZM69 150H70V149H69ZM131 150H133V149H131ZM131 150H130V151H131ZM139 150H138V151H139ZM152 150H154V149H152ZM152 150H151V152H152ZM161 150H162V149H161ZM163 150L165 151L164 147H163ZM173 150H174V149H173ZM176 150H177V151H176ZM189 150H192V151H193V152L190 151V152H191L190 155H189V153H188ZM196 150H197L198 152H197ZM235 150H234V151H235ZM240 150H241V151H240ZM2 151H0V152H2ZM5 151H4V152H5ZM10 151H11V150H10ZM10 151H6V153L9 154ZM15 151H16V150H15ZM71 151H72V149L70 150V152H71ZM76 151L79 152L78 150H76ZM155 151H156V150H155ZM157 151H159V150L157 149ZM164 151H161V152H164ZM187 151H188V152H187ZM223 151H225V152H223ZM234 151H233V152H234ZM24 152H26V151H23V154H24V156H25V153H24ZM29 152H30V151H29ZM50 152H53L54 155H58V153L55 154L54 151H52V150H49V151L47 150V152H44V153H46V154L43 156V160H41V161H42V162L44 161V163H46V162L49 163V164H47V165L44 164V168H45V170H47L48 168L54 167V165H59V164H60V161H61V160L63 161V158H65V156H66L65 153H62L63 151L60 150V151H59V156H60L61 158H59V156H58L59 159H57V163L55 164V162H54V163L52 164V162H53L52 159H54L55 156H54L52 153H50ZM60 152H61L62 156L60 155ZM74 152H75V151H74ZM92 152H93V150H91V153H92ZM94 152H95V151H94ZM94 152H93V153H94ZM98 152H99V151H98ZM114 152H115V153H114ZM131 152H132V151H131ZM134 152L137 153V149H136ZM142 152H143V151H142ZM161 152L159 151V154H160ZM166 152L168 153V155H167L168 157L170 156L169 154H171L173 157H174V155H175L173 151H172L173 153H171V151H170V153H169L168 150H167ZM184 152L186 153L185 155H187V156H185V155L183 154ZM199 152H200V153H199ZM216 152H217V156L220 154V152H223L222 154H224V155H221V157L225 156V158H223V159L220 158V155H219L218 157H216ZM238 152H240V153H238ZM17 153L20 154L19 152H17ZM31 153H32V152H31ZM34 153H37V154H38L39 152H34ZM44 153H43V154H44ZM49 153L52 154V155H51L50 157H48L49 160L47 161V160H45L44 158L47 157V155H49ZM79 153H80V152H79ZM179 153H178V154H179ZM206 153H207V154H206ZM209 153H210L211 155H210ZM2 154H3V153H1L0 156H2ZM7 154H6V155H7ZM68 154H69V153H68ZM88 154H89V153H88ZM88 154H87V155H88ZM111 154H110V155H111ZM120 154H121V153H119V157H120ZM127 154H128V153H127ZM132 154L134 155V153H132ZM132 154H129V155L131 156ZM152 154L155 155V154H158V153H154V152H153ZM152 154H151V155L149 154L150 156L147 154V155H146V157L148 156L147 158L144 157V159H145V161H146L145 163H146L147 165L150 164V162L152 161V159L157 158V159H155V160L158 161V160L161 158V157H160V158L158 159V155H159V154H158L157 157H154V155H153V158H152L151 160H149V158L152 156ZM178 154H177V155H178ZM205 154H206L207 156H205ZM232 154H233V153H232ZM4 155H5V154H3V156H4ZM26 155H27V154H26ZM84 155H85V153H84ZM97 155H98V154H97ZM101 155H102V156L105 155V156L102 157ZM101 155L98 156V158H97V156H95V155H94V156H93V155L91 156V157H93V158H91V159H93L94 161H98V162L100 161V164L98 163V166H101V164L103 163V160H102V159L106 158V156L109 155V153H107V154L105 153V154H104V153L102 152ZM137 155H139V154H137ZM144 155H145V154H143L142 156H144ZM161 155H163V154H160V156H161ZM164 155H165V154H164ZM177 155H176V156H177ZM181 155H178V156L181 157ZM239 155H241V157H240ZM259 155H260V154H259ZM263 155H260L261 157L259 156V157H260V165H262V164L264 163ZM27 156H28V155H27ZM37 156H38V155H37ZM39 156H40V155H39ZM41 156H42V155H41ZM53 156H54V157H53ZM76 156H77V155H76ZM76 156H75V157H76ZM112 156H113V155H112ZM127 156H128V155H127ZM127 156H126V158L129 157V156H128V157H127ZM139 156H141V154H140ZM165 156H166V155H165ZM172 156H170V157H171V160H172V159H173V161L176 160V163L179 164L180 159L177 158V157H174V158H177V159L174 160V158H173ZM191 156H192V157H191ZM210 156H212L211 158H212L213 161H212L211 159H209ZM214 156H215L217 159L214 158ZM230 156H231L232 160H231ZM248 156L245 157L247 162H248V159H251V160L254 159V158H253V159H252V158H249L250 156H249V157H248ZM257 156H258V155H257ZM5 157H6V156H5ZM8 157H9V156H8ZM31 157L33 158V156H31ZM52 157H53V158H52ZM56 157H57V156H56ZM56 157H55V158H56ZM66 157H67V158H68V157L71 158V155H70V156L68 155V156H66ZM75 157H74V158H75ZM82 157H84V156H82ZM85 157H86V155H85ZM95 157H96L97 159H96ZM117 157H118V156H117ZM136 157H137V156L135 155V157H131V159H134V160L137 161V162H133V160H131L130 157H129V159L131 160L130 165L133 164V163L138 164V166H136V164H135V165H132L131 167L134 168V169H132V170H130L131 167L128 168L131 172L134 171V170L136 171V170L140 169V168H138V167H139V163H140V161H141L142 159L140 160L139 157H137V158H139V159H137ZM170 157H169V158H170ZM204 157H205L206 159H205ZM226 157L229 158V159H227ZM25 158H26V157H25ZM37 158L40 159V157H37ZM50 158H51V159H50ZM74 158H73V159L71 158L70 160H73V161H74ZM76 158H77V157H76ZM78 158L80 159L81 157H78ZM94 158H95L96 160H95ZM111 158H112V157H111ZM111 158L108 159V160H109L108 162L113 161L112 164L115 166L114 161H117V160H113V159H111ZM126 158H124V155H123V157L121 158V160L123 161V159H124V162H125V161H126V160H125ZM141 158H142V157H141ZM162 158H163V157H162ZM162 158H161L160 160L163 161L164 158H163V159H162ZM169 158H168V159H169ZM189 158H190V160H189ZM192 158H193V160H192ZM207 158H208V159H207ZM213 158H214V159H213ZM26 159H27V158H26ZM39 159H38V160H39ZM79 159H78V160H79ZM85 159H86V158H85ZM91 159H90V160H91ZM129 159H128V161H129ZM136 159H137V160H136ZM147 159H148V163H147ZM195 159H196V160H195ZM218 159H219V160H218ZM220 159H222V160H220ZM3 160H4V159H3ZM27 160H28V159H27ZM29 160H31V158H30ZM70 160H69V161H70ZM82 160H84V159H82ZM82 160H81V161H82ZM121 160H118V161L120 162ZM160 160H159V161H160ZM199 160H200V159H199ZM208 160H209V161H208ZM214 160H215V161H214ZM217 160H218V161H217ZM241 160H242V161H241ZM4 161H5V160H4ZM32 161L35 162L34 159H32L31 162H32ZM58 161H59V163H58ZM73 161H72V164L74 165L75 163H73ZM91 161H92V160H91ZM91 161H88V163L91 162ZM118 161H117V162H118ZM149 161H150V162H149ZM157 161H156V164L158 163ZM190 161H193L194 164H193V162H190ZM195 161H196V162H195ZM205 161H206V162H205ZM211 161H212V163H211ZM216 161H217V163H216ZM222 161H223V162H222ZM254 161H255V162H254ZM254 161H250V162H252V163H255V165H254V170L256 171V169H257V170L260 169V171H262V168L264 167V164H263V166H260L258 163H256V162H257V161H256V158L254 159ZM1 162H2V160H1ZM16 162H17V161H16V159H15V163H14V161H13V163L16 164ZM39 162H40V161H38L36 165H38ZM42 162H41V163H42ZM78 162H79V161H78ZM106 162H107V161H106ZM108 162L106 163V165H107V167L110 166L111 170H112L113 168L115 169V167L119 164V162H118L117 165H116L115 167L113 166V168H112V166H111L112 164L110 163V164L108 165ZM138 162H139V163H138ZM143 162H144V161H142V163H143ZM160 162H161V161H160ZM160 162H159V163H160ZM213 162H214V163H213ZM239 162L244 163V162H243V159H240ZM11 163H12V162H11ZM22 163H23L22 165L26 166L25 168H27V165L24 164V161H23V160H22ZM25 163H27V161H25ZM62 163H64V162H62ZM62 163H61V164H62ZM92 163H93V161H92ZM122 163H123V162H122ZM145 163H144V165H145ZM152 163H153V162H152ZM152 163H151V164H152ZM189 163H190V164H189ZM225 163H226V165H225ZM230 163L228 162L227 169H226L227 171H229L228 166H230V165H231V167L233 166L232 163H231V164H230ZM242 163H241V164H242ZM2 164H3V163H2ZM27 164L29 165V163H27ZM51 164H52L53 166H51ZM72 164H70V162H69V165H71L72 169H71V168H68V170H67V167H70V166H67V165L64 166L63 164H62V166H64V167H62V168H65V167L67 166V167H66V170H67L68 172H69V169H71V170L73 171V165H72ZM78 164H79V163H78ZM84 164H85V163H84ZM90 164H91V163H90ZM94 164H95V162H94ZM153 164H154V163H153ZM153 164L151 165V168H149V166H148L147 169H150L149 172H150L153 168H154V170H155V168H156V170H157V168H161V167H162V169H163L164 167L166 168V166L163 167V165H161V167H160V165H158V167H157V166H156V167H152ZM156 164H154V166H155ZM192 164H193V165H192ZM198 164H197V165H198ZM218 164H219V165H218ZM223 164H224L225 167L223 166ZM32 165H33V164H32ZM32 165H31V166H32ZM41 165H42V164H41ZM85 165H86V164H85ZM92 165H93V164H92ZM122 165H123V164H122ZM141 165H142V164H140V167H141ZM197 165H196V166H197ZM204 165H205L206 168L204 167ZM217 165H218V166H217ZM242 165H244V164H242ZM248 165H249V164H248ZM250 165H251V164H250ZM257 165L259 166V169H258V166H257ZM0 166H2V165L0 164ZM15 166H16V165H15ZM47 166H50V167H47ZM74 166H75V165H74ZM123 166L127 167L126 163H125ZM133 166H134V167H133ZM135 166H136L137 168H135ZM145 166H146V165H145ZM180 166H183V165H180ZM222 166H223V167H222ZM32 167H33V166H32ZM34 167H35V166H34ZM56 167H57V169H58V167H59V169L61 168L60 165H59V166H56ZM78 167H79V166H78ZM102 167H103V164H102ZM102 167H101V168H102ZM167 167H168V166H167ZM189 167H190V166H189ZM191 167H190V169H191ZM221 167H222V168H221ZM231 167H230V168H231ZM238 167H239L238 169L235 168V167L232 168V169L234 170V172H233V170L231 171V173H233V176H232L233 178H232L231 176L228 178V179H232V182H230V180L225 181V179H224V180L221 179L220 182H221V183L228 182L229 185H230L229 188H231V189H236V191H239V190L242 188V186H244L243 188L245 189V191H247L248 188H249V190H248L247 192H248L249 194H250V193H251V194H254L255 197H258V198H259V196H260L259 194H257L259 188L257 187V189H258V190H257V189H256V186L259 185V187H260V185H261L260 183H262V186L260 187V188H262V192L259 191V193H260V194L262 193V195H263V193H264V190H263V189H264V187H263V186H264V181L262 182V180H264V179H262V177H264V176H262V177L260 176V178H259V175L261 174V172L258 173V175H256V177L254 176V178L248 176V178H246V180H244V183H243V181H242L241 184L239 183V185L237 184V186H236L235 188L233 187V186H235L233 182H235L236 179H239V178H240V175H241L242 173H244L245 170H247V169L245 168V166L243 167V168H245L244 170H243V169H240V166H238ZM15 168H16V167H15ZM23 168H24V167H23ZM25 168H24V169H25ZM28 168H30V166H29ZM54 168H55V167H54ZM62 168H61L59 171H61ZM79 168H81L82 170H83V168H84L85 170H83V171L86 172V173H87V172L89 173V177L86 178L87 174H85L84 172L81 171V172H82V175H85L84 177L87 179L88 184L90 183V184L88 185V187L90 186V188H91V189H90V191H91L90 193H91V194L93 193L94 196H95V193H96L95 189L97 190V188H94L93 185H95L96 187H97V186H100V187H99V190L102 191V189H103V188H101L102 183L105 182V184H106L107 181H105V180H104L103 182H102V181H101V182L98 181V180H100V179L102 178V174H101V176H100V174H99L100 171H99L97 168H95V167L87 168V167L84 166V167L82 168V166H80ZM118 168H119V167H118ZM118 168H117V169H118ZM123 168H124V167H123ZM145 168H146V167H145ZM170 168H172V170L174 169L173 167H169V169H170ZM186 168H187V167H186ZM186 168H185L184 166H183V168H182L181 170H180L179 168H177V170L179 169V170L181 171V173H182V170H183V172L186 171V172H185L186 175H185V173H184V174L182 173V174H183L182 176H181V174H179L181 178H183V176L185 175L184 178H183V182L185 181V178H186V180H187V176H188V177L190 176V175H187V173H189V172H187V170L189 171V169H188V168L186 169ZM241 168H242V166H241ZM255 168H256V169H255ZM34 169H37L36 171H39V170L42 169L41 172H43V174L46 175V173H44L45 170H43L42 166H40V167H38V168L36 167V168H34ZM74 169H75V168H74ZM76 169H77V168H76ZM107 169H109V168H106V166H105V169H104L105 172L107 171ZM117 169H116V173L114 172L115 170H113V172L115 173V175L113 174L114 176H116V174L118 173V171L120 172V170L117 171ZM119 169H121V168H119ZM125 169H126V171H127V168H125ZM125 169H124V170H125ZM141 169H142V167H141ZM162 169H160V170H162ZM185 169H186V170H185ZM194 169H193V170H194ZM208 169H209V170H208ZM218 169H220L221 171H218V172H220V173H218V174L215 173L216 176H215L214 173H213V174L210 173L211 170H212L213 172H216ZM239 169H240V170H239ZM248 169H249V170H247L246 172H248V171H249V172H252V171H253V169H251V166H250V168H248ZM250 169H251V171H250ZM48 170H49V169H48ZM79 170H80V169H79ZM129 170H128V171H129ZM154 170H153V171H154ZM156 170H155V171H156ZM160 170H158L157 172H159ZM179 170H178V171H179ZM236 170H237L238 172H240V171H242V172H240V174H239ZM57 171H58V170H57ZM62 171H63V170H62ZM62 171H61V172H62ZM64 171H65V170H64ZM72 171L69 172V173L66 172V173H68L69 177H68V175H67L66 173H64L63 175L60 173L61 175L59 174V175H57V177H55V176H54V177H55V178L57 179V181H58L60 178L64 177V175H65V177H66V175H67V179H69V182H67V184L69 185L70 182L76 181V179H75L76 175L74 176V179H75V180H72V179L70 180V175H71V178L73 177V174H72L73 172H72ZM74 171H75V170H74ZM76 171H77V170H76ZM140 171H141V170H140ZM147 171H148V170H147ZM153 171L150 172V173H154ZM165 171H166V170H165ZM167 171H168V170H167ZM167 171H166V172H167ZM178 171H176V168H175V169L173 170L174 173L172 172V174H176L175 172H178ZM201 171H202V172H201ZM203 171H204L205 175H206V173L208 174V172H209V176H210V179H209V180H211V182H214L212 179H214V178L216 177V178H215V181H216L217 183H216V182H214V184H213V183L211 184V182L209 183L208 180L206 181V179L208 178V176H206L207 178L204 177V179H205V181H206V182H205V186H206V187H204V184L202 183V182H203L202 179H203V176H204ZM263 171H264V168H263ZM17 172H18V170H17ZM19 172H21V171H19ZM23 172H25V171H23ZM54 172H55V171L52 170V173H54ZM77 172H78V171H77ZM77 172H76L75 174H77ZM105 172H104V175H105ZM108 172L110 173L111 171L108 170ZM108 172H107V173H108ZM113 172H112V173H113ZM141 172H142V171H141ZM191 172H192V171H191ZM38 173H39V172H38ZM102 173H103V172H102ZM122 173H123V171H121V175H122ZM126 173H127V172H126ZM126 173H125V175H127ZM132 173H134V172H132ZM136 173L138 174V173H139V170L136 171L135 174H136ZM78 174H80V172H78ZM78 174H77V175H78ZM139 174H140V173H139ZM141 174H142V173H141ZM141 174H140V177H141ZM145 174H146V172H145ZM159 174H160V175H158V174H154L155 176L152 175V176L154 177L153 180H155V177H158V176L161 177V175H163V174H161V173H159ZM165 174H166V173L164 172V176H165ZM192 174H191V175H192ZM15 175H16V174H15ZM23 175H24V174H23ZM36 175H37V174H35V176H36ZM41 175H42V174H40V179H41ZM52 175H53V174H52ZM80 175H81V174H80ZM80 175H78V176H80ZM82 175L80 176V179L83 178ZM109 175H110V174H109ZM111 175H112V174H111ZM125 175H124V176L122 175L123 179H124V178H125V179L127 178V176H125ZM128 175H129V174H128ZM130 175H131V174H130ZM147 175H148V174H147ZM157 175H158V176H157ZM166 175H168V173H167ZM193 175H192V176H193ZM234 175H235V177H234ZM236 175H239V176H237L238 178L236 177ZM263 175H264V174H263ZM31 176H32V174L29 175V177L32 178V180H29V184H31V183L33 182V179H34L33 176H32V177H31ZM37 176H38V175H37ZM42 176H43V175H42ZM48 176L50 177L51 174H50V175L47 174V177H48ZM61 176H62V177H61ZM98 176H99L100 178H99L98 180H96V179L98 178ZM117 176H118V175H117ZM119 176H120V175H119ZM134 176H135V175H134ZM164 176H163V178H164ZM169 176H171L170 179H172V177H174V176H172V175H169ZM176 176H177V175H176ZM192 176H191V177H192ZM13 177H14V175H13ZM24 177H25V176H24ZM54 177L51 176V181H52V178H54ZM106 177H109V176H106ZM112 177H113V176H112ZM120 177H121V176H120ZM153 177H151V176L149 175V179H150V178L152 179ZM36 178H39V176L36 177ZM76 178H78V177H76ZM110 178H111V176H110ZM110 178L108 179L107 184L109 183ZM142 178H143V177H141V179H140L141 181H142ZM161 178H162V177H161ZM161 178H160V179H161ZM166 178H169V177H166ZM175 178H179V177H175ZM249 178H251V179H250L251 182H252L251 186H249V185H250ZM255 178H258V179H259V180H257V182H259V184H257V182L254 181ZM27 179H29V178H27ZM42 179H43L44 182H45V180L47 181V178L44 179V177H43ZM42 179H41V180H42ZM65 179H66V178H65ZM88 179H92L93 181L91 180V181L89 182ZM117 179H118V178H117ZM117 179H116V183H117V182L119 183L120 179H118L119 181H117ZM131 179H132V178H131ZM144 179H145V177H144ZM147 179H148V178H147ZM151 179H150V180H151ZM189 179H190V178H189ZM189 179H188V182L185 181V183L187 182L186 184H183V186L186 185L185 188H187L189 181H190V182H191V181H194L193 178H192L191 180H189ZM247 179H248V180H247ZM95 180H96V181H95ZM128 180H129V181L126 182V183H129V182L131 181V180L129 179V176H128ZM134 180H135V179H134ZM138 180H139V179H138ZM140 180H139V181H140ZM150 180H149L148 182H146V179H145V181H143V182L149 183ZM180 180H181V179H180ZM13 181H14V180H13ZM30 181H31V182H30ZM51 181H48V182H46V184H44L45 188H44V187H43V188H44L45 191L43 190V192L49 191V188H50V187H54V186H51ZM77 181H78V180H77ZM81 181H82V180H81ZM94 181H95V182H94ZM113 181H115V180H113ZM121 181H122V180H121ZM132 181H133V180H132ZM139 181H138V184H137V185H136V183H135V188H136V186H139ZM163 181H164V180H163ZM168 181L170 182L169 179H168ZM222 181H223V182H222ZM0 182H1V181H0ZM2 182L5 184V181H4V180H2ZM41 182H42V181H40V183H41ZM122 182H124V180H123ZM136 182H137V178H136ZM156 182H157L156 186H158V183H160V180H158V181L156 180ZM165 182H166V181H165ZM173 182H174V181L172 180L171 183L173 184ZM175 182H177V180H176ZM181 182H182V181H181ZM183 182H182V183H183ZM254 182H255V183H254ZM48 183H49V184H48ZM61 183H62V182H61ZM91 183H93V184H91ZM150 183H151V185L154 184L153 181L150 182ZM152 183H153V184H152ZM167 183H168V182H166V186L164 185V187H165L164 189L167 190L166 192H168V189H167V188H168V187H167L168 184H167ZM193 183H194V182H193ZM193 183L191 182V185H193ZM195 183H194V184H195ZM207 183L210 184L211 187H209ZM246 183H247V184L249 183V184H248V185H243V184H246ZM253 183L255 184V188H253L254 186H252ZM4 184H2V185H4ZM12 184L14 185V183H12ZM41 184H42V183H41ZM63 184H64V182L62 183V185H63ZM122 184H123V183H122ZM122 184H120V185H122ZM124 184H125V183H124ZM132 184H133V182H131V189H132ZM206 184H207V185H206ZM215 184H216V185H215ZM46 185H48V186H50V187L48 188ZM79 185H80V184H79ZM79 185H77L78 188H79ZM83 185H84L83 187L85 188V184H83ZM113 185H114V184H113ZM113 185H110V186H112V187H108V188L105 187V186H104V187H105L107 190H108L109 188H112V190H114V189L116 188V185H114V187H115L114 189H113ZM154 185H155V184H154ZM176 185H177V184H176ZM191 185H189L190 187H188V188H190V189L192 188L193 191H194V190L196 191V190H197V189H195L196 186L194 185L195 187H194V186L192 187ZM24 186H25V185H24ZM26 186H27V185H26ZM35 186H36V188H37L36 191L38 192V190L40 189L39 191H41V193H42V195H43L42 188H39L37 185H35ZM65 186H66V185H65ZM125 186H126V188H125L124 190H128V191H130V190L128 189V188H130V185L127 186V185L125 184ZM125 186L123 185L122 187L124 188ZM140 186H143V187H144V185H140ZM149 186H150V184L148 185V187H149ZM177 186H178V185H177ZM180 186H181V185H180ZM0 187H1V186H0ZM58 187H59V186H58ZM58 187H56V188H58ZM81 187H82V186H81ZM118 187H119V186H118ZM127 187H128V188H127ZM160 187H161V184H160L159 188H160ZM203 187H204V188H203ZM232 187H233V188H232ZM245 187H246V188H245ZM250 187H252L253 189H256V190H253L254 193H252L253 191H251L252 189L250 190ZM59 188L63 189V190H62L63 193L66 192L65 187L62 188V186H61V187H59ZM68 188H70L71 190L74 191L73 187L71 188V183H70V185H69ZM76 188H77V187H76ZM78 188H77V189H78ZM86 188H87V187H86ZM145 188H146V187H145ZM153 188H154V187H152V190H153ZM171 188H172V187H171ZM175 188H177V187L175 186ZM199 188H198V189H199ZM207 188H210V189L212 188L211 190H213V191L208 190ZM218 188H219V189H218ZM221 188H222V189H221ZM243 188H242V189H243ZM70 189H69V190H70ZM106 189H105V190H106ZM117 189H118V188H117ZM117 189H116V191L119 192ZM155 189H156V187H155ZM161 189H162V187H161ZM164 189H162V190L165 192ZM181 189H182V188H180V187H179V189L177 188V190H181ZM220 189H221V190H220ZM246 189H247V190H246ZM25 190H26V189H25ZM53 190H54V189H53ZM69 190H68V191H69ZM105 190H104V192H106V194H107V191H105ZM110 190H111V189H110ZM119 190H120V192H121V189H119ZM122 190H123V189H122ZM137 190H138V189H137ZM144 190H145V189L142 190V192H143L142 197L145 196V195H144ZM149 190H150V188H148V191H149ZM174 190L176 191V189H174ZM174 190H173V188H172L170 191H172V193H174ZM183 190H184V188H183ZM183 190H182V191H179V192H180L179 195L182 196V192H184ZM207 190H208V191H207ZM228 190H229V189H228ZM5 191H6V190H5ZM64 191H65V192H64ZM68 191H67V192H68ZM73 191H72V192H73ZM78 191H79V190H78ZM157 191H160V190H158V188H157ZM163 191H162V192H163ZM186 191H190V190H187V189H186ZM199 191H200V190H199ZM224 191H223V192H224ZM236 191H235V192H232V191H231L232 194H234L233 199L235 198V199L237 200V196H238V198H240V197L242 198V197H243V194H242V196H240V194L243 193V192L241 191V193H239V192L237 193ZM256 191H257V193H255ZM30 192H31V191H30ZM30 192H29V193H30ZM67 192H66V193H67ZM72 192H71V193H72ZM94 192H95V193H94ZM125 192H126V191H125ZM125 192H123V194H124ZM130 192H131V191H130ZM133 192H134V188H133ZM146 192H147V190H146ZM149 192H150V191H149ZM164 192H163V193H164ZM177 192H178V191H177ZM177 192H176V193H177ZM179 192H178V193H179ZM191 192H192V191H191ZM209 192H211V193L209 194ZM231 192H230V193H231ZM247 192H245V193L247 194ZM16 193H17V192H16ZM16 193H15V195H16ZM49 193H50V194L52 193V195L55 196V194H54L55 192H52V191L50 190ZM71 193H70V194H67V195L65 194V195H66V196H69V195H71ZM79 193H80V195L78 194V192H75V195L78 194L80 200H81V201L83 200L84 208L82 207L83 205H82L81 207H79L80 200H79V198H78L77 195H76V196H74V199H76V200H73V198H72V201H73V202H71V203H72V209H73V210H69L68 207H67V205H66V207H67V211H69L68 213H65V214L62 216V214H63L65 211H64V212H61V208H60V210H59L60 213H61V216H60V213L58 212V213H59L58 216H60L61 219H65L66 222L69 220L68 223H69L70 220H71V222L74 224V226H70L72 229L69 230V228H68V232L71 233V235H70L71 237L68 236V234H66V235L64 234V233H65V230H64V228H62V227H61V230H62V231H59L58 228L56 229L57 232H59V233H58V236L54 233V232H56V231H55V230H52L53 227H50L51 230L48 229V232H49V234H50V233H51V234L53 233L52 235H56V236H55L56 238H57V237L60 238L61 235L64 234V237L66 238V239L64 238V239H65L64 241H67V240H68V237H69V240L72 239V238L77 237V238L83 240V241H84V244H85V240H84V239H86V243H87V244H85V245H87L86 247H88V245H89V247L91 246V247H90L91 250H92V251H96V253L98 254L97 251L100 250V249L98 248V250H95V249H94V246H93V245H94V244H93V243H94V238H96V237H97L96 234H98V233H96V232L99 231L98 228H99V229H102L101 225L104 226V224H105V226L107 225V227H109V228H107V227H106V228L103 227V229H102V230H103V231H102V234H101V231H99V233H100L101 235H103V233L105 234L106 231L108 232V234H109V233L114 234L113 231H115V233H116L115 237H117L119 231H118V233H117V229H118V228L116 229L115 226H114L115 229L113 230V227H112V224H113V223H112V222H113V220H114V219H113L114 216H112V213H113L112 210H109V209H108V210L111 211L112 213L110 212L111 219H110L109 221H107L106 219H104V218L106 217V214L103 213V212H100V210L98 209V208H99V206H97L98 203H99L100 208H101V203H102L103 200H101V202H100V198H99V199L97 200V203H96V202H95V199L91 200V199H92V197H91V199H90V200H91V206L93 207V206H95V204H96V208H95L93 211H91V207L89 206V205H90V201H89V203H88V201L85 200V197H88V196H86L87 191H85V194H84V190L81 191V188H80V192H79ZM82 193H83V195H81ZM154 193H155V192H154ZM163 193H162V194H163ZM215 193H213V195H214ZM37 194H38V193H37ZM73 194H74V193H73ZM103 194H104V193H103ZM103 194H102V199L104 198V197H103ZM123 194H122L121 196H123V198H124V197H125V194H124V195H123ZM128 194H129V193H128ZM130 194H131V193H130ZM133 194H134V193H133ZM138 194H139V193H137V196H138V198H139V195H138ZM145 194H146V193H145ZM167 194H169V193H167ZM167 194H166V195H167ZM191 194H194V195H195L196 193H193V192H192V193H190V195H191ZM201 194H202V195H201ZM217 194H215V195H217ZM235 194H236V196H235ZM237 194H239V195H237ZM256 194H257V195H256ZM58 195H60V197H61L63 194H56L55 198H56ZM98 195H99V194H98ZM98 195H97V196H98ZM140 195H141V194H140ZM152 195H154V194H152ZM155 195H157V194H155ZM160 195H161V192H160ZM160 195H159V196H160ZM185 195H189V192H188V194H185V193H184V196H185ZM196 195H197V194H196ZM262 195H261V196H262ZM35 196L38 197V195H36V194H35ZM71 196H72V195H71ZM84 196H85V197H84ZM92 196H93V195H92ZM97 196H96V197H97ZM108 196H109V195H108ZM114 196H115V198H116V195H114ZM114 196H113V197H114ZM119 196H120V194H119ZM130 196H131V195H130ZM130 196H129V197H130ZM134 196H135V195H132V197H134ZM157 196H158V195H157ZM159 196H158V197H159ZM168 196H171V194L168 195ZM172 196H173V194H172ZM174 196H175V194H174ZM176 196H177V194H176ZM192 196H193V195H191V197H192ZM224 196H225V195H223L222 197H221V196H218V197H219V201H218V198H217V200H214V199H213L214 197L212 196V197H213V198H212V199H213L212 202H211V200H208V201L211 202V203H210L211 205L213 204V202H214V204H215V202L217 201V204H218L219 208H220L219 203H220V204H221V203H222V204L227 203V205H230L231 203H228V201H231V202H232V200H231V198H230L231 195L229 194V198H230V200H228V199L225 200V199H224ZM226 196H228V194H227ZM226 196H225V197H226ZM245 196H246V195H245ZM0 197H1V196H0ZM62 197H63V196H62ZM64 197H65V196H64ZM76 197H77V198H76ZM89 197H90V195H89ZM129 197H127V199H129ZM140 197H141V196H140ZM142 197H141V198H142ZM165 197H167V196H165ZM182 197H183V196H182ZM191 197H190V198H191ZM7 198H8V197H7ZM40 198H41V197H40ZM51 198H52V196H51ZM66 198H67V197H66ZM70 198H71V197H70ZM125 198H126V197H125ZM134 198H135V197H134ZM136 198H137V197H136ZM136 198H135V201L137 202ZM179 198H180V197H179ZM183 198H185V197H183ZM193 198H195V196H193L192 199H193ZM220 198H222V199H224V200L221 201L222 199L220 200ZM241 198H240V199H241ZM252 198H253V202H258V205H259V203H260L259 207H258V205H255L256 207L260 208L261 205L264 206V202H262L263 204H261V199H260V198H259V199H260V201H259L258 198L256 199V198H254V196H252V197H250L251 201H252ZM9 199H10V198H9ZM41 199H42V198H41ZM56 199H58V202H61V203H62L64 198L61 200V198L57 197ZM77 199H78L79 202L77 201ZM112 199H113V198H112ZM112 199H110V197H109V199H107V201H108V202H109V201L113 202ZM142 199H143V198H142ZM146 199L148 200L147 197H146ZM206 199H207V198H206ZM206 199H205V200H206ZM250 199H249V200H250ZM254 199H255V201H254ZM125 200H126V199H125ZM132 200H133V198H132ZM132 200H131V201H132ZM238 200H239V199H238ZM238 200H237V201H238ZM249 200H247V198H246V199H245L246 203H249ZM257 200H258V201H257ZM0 201H1V200H0ZM48 201H49V200H48ZM51 201H53V200L51 199ZM67 201H68V199H67ZM105 201H106V199H105ZM115 201H116V200H115ZM119 201H120V203L122 202L123 204H124V202H125L124 199H121V200H119ZM123 201H124V202H123ZM154 201H155V200H154ZM169 201H170V200H169ZM169 201H168L166 198L162 197V201L159 203V207H160V210H161V212L159 211V213H160L159 218H160L161 229L165 232L164 237L161 236V239L163 238V239H162V246L165 248V250H166V252H167V255H168L167 258H166V260L168 261V263H169V262L172 263V261L175 262V259L177 258V255H179V254L182 253L181 256H183V254L185 253V251H184V252H181V249H180V248L177 249L176 246H175V248H176L177 250H176V249L173 250V247L170 246L171 238L168 237V236H169L170 233H171V226L174 225V227H173V231H175V229L178 230V231L181 230V229H180V228L178 229V227H177L178 223H177V222L175 223V224H176V227H175V224H172V223H173L172 220H173V221L175 220V219H174V216H173V213H172V211H173L174 209H172V207H171L172 204H171V202H169ZM176 201H177V199H176ZM178 201H179V200H178ZM190 201H191V199L189 200V202H190ZM225 201H226V202H225ZM263 201H264V199H263ZM64 202H66V201H64ZM64 202H63V210H65V208H64ZM93 202H94V204L92 205ZM116 202H117V201H116ZM136 202H135V204H136ZM149 202H150V199H149ZM172 202L174 203L173 200H172ZM181 202H182V200H181ZM183 202H184V200H183ZM238 202H239V201H238ZM21 203L23 204V205H22L23 207H27V206L24 205V203H25L24 201L21 200ZM26 203H28V202H26ZM44 203H45V202H44ZM49 203H50V202H49ZM52 203H53L52 206H55V205H56V208L59 207V206L56 204L57 202H56V203L52 202ZM81 203H82V202H81ZM129 203L131 204V202H130V201L128 202V208L130 207ZM138 203H139V202H138ZM208 203H209V202H208ZM208 203H207V206H208V207L211 206V205L208 204ZM232 203H233V202H232ZM10 204H11V203H10ZM28 204H29V203H28ZM54 204H55V205H54ZM113 204L115 205L116 203L113 202L112 205H111V203H110L111 207H112V206L114 207ZM123 204H122V205H123ZM135 204H134V205H135ZM140 204H142V210H141V212H142V211H144V210H143V203L140 202ZM145 204H147V203L145 202ZM145 204H144V205H145ZM151 204H152V202H151ZM170 204H171V205H170ZM222 204H221V205H222ZM233 204H235V203H233ZM236 204H237V203H236ZM249 204H251V203H249ZM252 204H253V203H252ZM254 204H255V203H254ZM15 205H16V204H15ZM44 205H45V204H44ZM69 205H70V202H69ZM80 205H81V204H80ZM118 205H119V204H118ZM178 205H179V203H178ZM180 205H181V204H180ZM192 205H195V202H193ZM0 206H1V202H0ZM22 206H19V208L22 207ZM35 206H39V205H35ZM50 206H51V204H50ZM50 206L48 205V207H50ZM52 206H51V209H52V211H53V208H54V207H52ZM125 206H126V208H127V202H126V205L124 204V207H125ZM135 206H136V205H135ZM186 206H187V205H186ZM204 206L206 207L205 204H204ZM215 206H216V205H215ZM243 206H245V204H243V205L241 206L242 208H241V207L239 208L240 210H239V209H235V210H237L239 213H241V215H240L239 213H236L237 211H236L235 213H236L238 216L240 215L242 218H243V212H242V211L245 210V209L243 208ZM251 206H252V205H251ZM31 207L33 208V206H31ZM86 207H89V209H90V211H91L90 216L92 215V217H93L94 219H96V220L99 219V217H100V216L102 215V213H103L105 216L102 215L101 217H104V218H103L104 220H102V221H103V222L105 221V223L103 224V222H102L101 220L97 223V221L93 219V223H88L86 226H81V227H80V223H82L81 225H83V222H84V220L81 221L82 218H83V216H85V215L83 214V212H84L85 214H88V212L86 213ZM111 207H109V208H111ZM113 207H112V208H113ZM115 207H117V205H115ZM137 207H138V204H137ZM144 207H145V206H144ZM147 207H148V208H147ZM180 207H181V206H179V208H180ZM187 207H188V206H187ZM191 207H192V206H190L189 208H191ZM198 207H199V206H198ZM200 207H199V209H200ZM205 207H203V211H204ZM221 207H222V206H221ZM246 207H247V206H246ZM246 207H245V208H246ZM4 208H5V207H4ZM19 208H18V211L21 213V216H20V215L17 216V213H18V212H14V213H16V216L14 215V213H13L12 216H11V214L8 215V221L11 220V219L14 217V221L17 222V223H15L16 225H17L18 222L21 220V219H19V221H18L17 219L20 218V217H22V214L25 215V213H24V212H21V210H19ZM38 208H40V206H39ZM106 208H107V206H106L104 209L106 210ZM119 208H120V206H119ZM121 208H122V206H121ZM126 208H122V209H124V211H126ZM132 208H133V207H132ZM145 208H146V211L149 210V205L147 204ZM170 208L172 209V211H171ZM193 208H194V206H193ZM225 208L229 209L228 207H225ZM0 209H1V208H0ZM6 209H7V208H6ZM15 209H16V208H15ZM15 209H14V210H15ZM51 209L48 208L49 211H50ZM58 209H59V208H58ZM81 209H82V210H81ZM89 209H88V210H89ZM134 209H135V207H134ZM181 209H182V207H181ZM196 209H198V208L196 207ZM199 209H198V210H199ZM206 209H207V207H206ZM247 209H250V208L248 207ZM11 210H12V209H10V211H11ZM22 210H24V208H23ZM35 210H36V209H35ZM56 210H57V209H56ZM63 210H62V211H63ZM101 210H102V209H101ZM117 210H118V209H117ZM137 210H138V209H137ZM137 210H136V211H137ZM192 210H193V209H192ZM216 210H217V206H216ZM231 210H233V208H232V209L230 208V216H231V214H232V211H231ZM235 210H234V211H235ZM260 210H261L262 212H264V209H259L258 211L255 212V215L253 216L254 224H255V227H256V228L254 229V226H253V231H255V232L258 231V230H259V232H260V228H261V230L264 229V225H263V221H264V220H263V218H264L263 215H264V214L262 215L263 218H260V216H261V214H260V212H259ZM1 211H2V209L0 210V212H1ZM6 211H7V210H6ZM10 211H7V212L10 213ZM12 211H13V210H12ZM12 211H11V213H12ZM15 211H16V210H15ZM30 211H31V210H30ZM67 211H66V212H67ZM102 211H103V210H102ZM128 211H129V210H128ZM181 211H182V210H181ZM187 211H188V210H187ZM200 211H201V210H200ZM203 211H202V213H201L200 215L203 214ZM217 211H219V209H218ZM7 212H6V213H7ZM56 212H57V211H56ZM99 212H100V213H99ZM121 212H122V211H121ZM126 212H127V211H126ZM141 212H140V213H141ZM147 212H148V211H147ZM194 212H196V211H194ZM208 212H209V211H208ZM208 212H206V214H207ZM219 212H220V211H219ZM245 212H246V210H245ZM249 212H250V213H249ZM249 212H246V213H248V216L251 214L250 216H251V218H252V215L254 214V211H253V210H250ZM262 212H261V213H262ZM3 213H5V211H4ZM3 213H2V214H3ZM92 213H93V214H92ZM118 213H119V211L116 213V216H117ZM124 213H125V212H124ZM133 213H134V212H132V216H133ZM149 213H151V211H150ZM149 213H148V214H149ZM152 213H154V209H153ZM152 213H151V215H152V217L154 218V214H156V213H154V214H152ZM178 213H179V212H178ZM189 213H190V212H189ZM199 213H200V212H199ZM213 213H214V212H213ZM213 213H212V214H213ZM222 213H223V214H222ZM227 213H228V212H227V210H226V211H225V217L227 216V215H226ZM54 214H55V213H54ZM95 214H96V215H95ZM114 214H115V211H114L113 215H114ZM129 214H130V212H129ZM129 214H128V216H129ZM142 214H143V212H142ZM184 214H186V212H185ZM206 214L203 215V216H206ZM218 214H219V213H216V214L214 213L213 215H211V213H210L209 215H211V216H215V215H218ZM0 215H1V213H0ZM47 215H48V213H47ZM47 215H45V218H44V219H41V224H36V226H35L33 223H37V219H36L37 217L35 218L36 220L33 219V222H32V221H30V222H25V223H28V225H26L24 222H22V221H24V220L26 219V217H27V213H26V215L24 216V218H22L23 220H22L20 223H21V224H25V225H26L25 228L28 227V229H30V227H32L33 230H35V233H36L37 231H40L41 229L43 230V228H45V227L47 226V224L45 225V219L47 220V218H48V217H46ZM50 215H52V214H50ZM94 215H95V216H94ZM118 215H119L118 219L120 220V214H118ZM134 215H135V213H134ZM157 215H158V213H157ZM157 215H156V216H157ZM187 215H188V214H187ZM200 215H199V217H200ZM221 215H222V216H221ZM223 215H224V210L221 212V214L219 215V217H218V216H217V217L220 219V221H221V219H222V220L224 219V220L226 221V219L229 217V218L227 219V220L229 221V223H227V224H229V225H227V224H222L223 222H222L221 224H222V225H225V226L227 225V228H228V229H229V227H230V232H229L230 235H229V237H230L231 234L233 233V236L231 237V239H230L228 236L225 235V237H227V238L230 239V241L227 240V242H228V241H229V242H232V241L234 242V241H236V240H238V242H239V240H240V242H241V246H242V242H243V240H245V241L243 242V246H242L243 249L241 248V246H240V244H239L240 248L242 249L241 251H242V252L244 251V253H242V252L240 251V253H242L241 256H240V261H242V259H243L242 264H243V263L245 264V261L247 260V258H249L250 255H252L251 253L256 252V250L254 251V249H256V248H255V245H258V241H256V238H255V237H256V235H258L259 232L256 233L254 237H252V238L254 239V241H256V242H255L256 244H254V246H253V243H250V242L248 241V240H249V236H252V235H253V233H252V235H251V231H252V230H251V228H252L251 226H252V225H249V224H250V221H249V222H248V223H249L248 225L251 227V228H250V227L247 225V222H245L246 219H242V222H245V224H242V226H241V225L239 226L238 221H237V224H238V225H237V230H238V227H243V228H245V230H246V228H247L246 231H245V230L243 231V228H242V231H240L241 234L243 233V235H245L246 237L243 236V235H240V234H239L240 236H238V234H237V236H238L240 239H239V238H238V239H235V237H234L235 234H236V231H235V230H236V228H235V226H236L235 222H236V221H235V220H240V221H241V218H240V216H239V219L236 218L234 221H232V220L230 221V220H229V219H231L230 216H227V218H225V217H223ZM233 215H234V212H233ZM245 215H246V214H245ZM245 215H244V216H245ZM3 216H4V214H3ZM3 216H2V215L0 216V217H1V218H0L1 220H0V221H2V219H3L2 217H3ZM5 216H6V214H5ZM5 216H4V217H5ZM10 216H11V217H10ZM138 216H139V215H138ZM143 216H144V215H143ZM146 216H147V214H146ZM171 216H173V219L171 218ZM180 216L182 217V215H180ZM190 216H191V215H190ZM207 216H208V215H207ZM220 216H221V217H220ZM238 216H237V217H238ZM248 216H247V217L245 216V217L248 218ZM256 216H257L258 218L261 219L262 223H260V222H261V221H259L260 219H258ZM52 217H53V216H52ZM96 217H97V218H96ZM108 217H109V216H108ZM124 217L127 218V215H125ZM135 217H136V216H135ZM157 217H158V216H157ZM175 217H176V215H175ZM181 217H180V218H181ZM188 217H189V215H188ZM217 217H214V219L217 220ZM9 218H10V219H9ZM16 218H17V219H16ZM38 218H41V217H38ZM42 218H43V216H42ZM60 218H59V220H61ZM121 218H122V213H121ZM144 218H145V217H144ZM147 218L150 220V217H149V216H148ZM155 218H156V217H155ZM177 218H178V217H177ZM193 218H194V217H193ZM193 218H192V219H193ZM206 218H207V220H208V218L211 219V217H209V216L206 217ZM206 218H205V219H206ZM15 219H16V220H15ZM87 219H88V218H87ZM87 219H86V220H87ZM107 219H108V218H107ZM128 219H129V217H128ZM128 219H127V220H128ZM133 219H134V216H133ZM133 219H132V220H133ZM141 219H142V218H141ZM189 219H190V218H189ZM200 219H201V217H200ZM210 219H209V220H210ZM214 219H212V220L214 221ZM232 219H233V217H232ZM6 220H7V219H6ZM34 220H35L36 222H34ZM38 220L40 221V219H38ZM50 220H51V219H50ZM59 220H58V222H59ZM65 220H61V221L64 222ZM123 220H125V218H124ZM123 220H122V221H123ZM127 220H125V221H127ZM137 220H138V219H137ZM137 220H136V221H137ZM153 220H154V222H156L155 219H153ZM212 220H210V223H211ZM243 220H244V221H243ZM4 221H5V219H4ZM4 221H3V223H5ZM8 221H7V222H8ZM27 221H29V220H27ZM39 221H38V222H39ZM42 221H44V222H42ZM77 221H81V222L78 223ZM117 221H118V220H117ZM147 221H148V220H147ZM147 221H146V223H147ZM189 221H190V220H189ZM220 221H219V222H220ZM258 221H259V223H258ZM71 222H70V225H71ZM76 222H77V225L79 224V226L76 225ZM95 222H96L97 224H95ZM114 222H116V220H115ZM120 222H121V220L119 221V224H120ZM129 222L131 223V219H130ZM137 222H138V221H137ZM202 222H203V221H202ZM226 222H227V221H226ZM256 222H257V224H259V225L261 224V225H260V228L256 225ZM29 223H31V225H30ZM42 223L45 225V227H44V225H43ZM52 223H53V219H52ZM52 223H51V224H52ZM54 223H55V222H54ZM68 223H66V224H68ZM117 223H118V222H117ZM149 223H150V221H149ZM149 223H148V225H149ZM203 223H204L205 226H207V225H206L207 222H203ZM205 223H206V224H205ZM210 223H208V225H209ZM212 223H213V222H212ZM251 223H252V222H251ZM0 224H1V223H0ZM21 224H18V225H21ZM49 224H50V223H49ZM49 224H48V226H51V225H49ZM98 224H99V226H98ZM108 224H109L110 226H109ZM123 224H125V223H123ZM139 224H140V223H139ZM144 224H145V219H144ZM151 224H153V222H152ZM230 224H232V226H234L235 229H232V227L230 226ZM240 224H241V223H240ZM18 225H17V226H18ZM29 225H30V226H29ZM32 225H33L34 227H33ZM39 225H40V227L37 228V226H39ZM41 225H43V228H41ZM125 225H126V224H125ZM190 225H191V226H190ZM190 225L188 226L187 224H185V229H186V230H184V231H185V233H184V237H189V238H190V236L195 232V230H196V228H197V226H196V224H195L194 221L191 222ZM210 225H211V224H210ZM214 225H215V224H214ZM245 225H247V226L249 227V229H248V227L245 226ZM262 225H263V226H262ZM5 226H6V225H5ZM52 226H54V225H52ZM75 226H76L77 232L74 233V231H75L74 227H75ZM135 226H136V224H135ZM135 226L133 225L134 228H135ZM153 226H154V225H153ZM178 226H180V223H179ZM183 226H184V225H183ZM205 226H204V227H205ZM225 226H224L223 229L226 231V234L228 235V231L225 229ZM55 227H57V226L55 225ZM143 227H144V225H143ZM207 227H208V226H207ZM210 227H211V229H212V225H211ZM219 227H221V226L219 225ZM219 227H218V229L216 228L215 230L220 231V230H219ZM19 228H20V231H19L20 233H18V234H16L15 232H14L15 235H13V233H10V235H9V233H4V234H7V235H8L7 237H10L11 235H13V236H16V235H17V238H20V239H21V236H22L23 233H24V232H23V229H25V228H24V226H22V229H21L20 226H19ZM32 228H31V229H32ZM46 228H47V227H46ZM46 228H45V229H46ZM48 228H49V227H48ZM121 228H122V224H121ZM134 228H133V231H132V229H131V231H129V232H131L130 237H131V238L135 237V238H134V242L137 241V242H138V243H137L138 246L136 247V246L134 245V242L131 241V240H133V239H130V241H131V243L133 244L134 248L136 247V249H138L139 257H140L141 254H143V256L140 257V264H141V262H142V261H141L142 258H143L142 260H143L144 263H145V260H147L146 264H148V263H150V262H153L155 259H157V261H156V264H157V262H159V257L157 256V258H155L156 255H157V254H155L156 252L153 254L154 246H153V249H152L151 247L148 248V246L150 245V243H149V245L145 247L146 249L143 250V247H144V245H145V243H146V242H145V239L147 238L146 241H150V240H151L150 237H149L150 240H148V237H146V233H145V234H144L145 237H142V239H141V235H139L138 238H137L136 235H137L138 231H140V229L143 230V228H140V229H139L138 226H136V228L139 229L138 231H137V230L134 231V230L136 229V228H135V229H134ZM145 228H146V227H145ZM149 228H150V226H149ZM153 228H154V227H153ZM153 228H151V229H153ZM159 228H160V226H159ZM159 228L157 229V227H156V232H157V233H158V231H160ZM0 229H1V228H0ZM12 229H13V227H12ZM26 229H27V228H26ZM28 229H27V230H28ZM31 229H30V230H31ZM36 229H38V230L36 231ZM53 229H55V228H53ZM65 229L67 230V227H66ZM80 229H81V230L83 229V231H82V233L79 234V232H81ZM107 229H108V230H107ZM110 229H111V232H110ZM124 229H125V228H124ZM124 229L122 228V231H123ZM211 229H210V230H211ZM239 229H240V228H239ZM7 230H8V232H10V228H9V229L5 228V229H4V232L7 231ZM21 230H22V231H21ZM30 230H29V232H30ZM33 230H31V232H32ZM42 230H41V231H42ZM127 230H128V229H127ZM144 230H145V229H144ZM144 230H143V231H144ZM146 230H147V229H146ZM200 230H201V229H200ZM208 230H209V229H208ZM1 231H2V230H1ZM1 231H0V232H1ZM13 231H14V230H13ZM25 231H26V230H25ZM51 231H53V232H51ZM63 231H64V233H62V234L60 235V237H59V234H60L61 232H63ZM122 231H120V232H122ZM197 231H198V229H197ZM197 231H196V234H198ZM206 231H207V229H206ZM233 231H235V234H234ZM247 231H249V233L246 235ZM262 231H263V230H262ZM22 232H23V233H22ZM31 232H30V233H26L27 236H28V235H29V236H33L34 233H32V235H30ZM46 232H47V230H46ZM68 232L66 231V233H68ZM72 232H73L74 234H73ZM134 232H135V233H134ZM149 232H151V231H149ZM186 232H187V233H186ZM199 232H200V231H199ZM231 232H232V233H231ZM237 232H239V231H237ZM1 233H2V232H1ZM38 233H39V232H38ZM143 233H144V232H143ZM147 233H148V231H147ZM154 233H155V229H154ZM154 233H153V230H152V234L155 235V237H156L157 233H156V234H154ZM160 233L162 234L161 231H160ZM215 233H216V232H215ZM219 233H220V232H219ZM219 233L216 234V235L214 234V236H213L212 238H215L216 236H217L216 238H218ZM224 233H225V232H223V231H222V234L220 233V235H221V239H222V236L224 237ZM4 234H3V240H5V244H4V245L6 246V245H7L6 243H7L9 240H13V236H12V238L10 237V239H8L6 236H4ZM26 234H24L23 238L25 237ZM40 234H41V233H40ZM40 234H39V235H40ZM45 234H46V233H45ZM77 234H78V236H77ZM108 234L106 233V235H105V239L107 238ZM126 234H128V236H129L128 231H127V233H125L124 235H126ZM185 234H186V236H185ZM196 234L194 233L195 237H197ZM206 234L208 235V233H206ZM18 235H19V236H18ZM35 235H36V237L38 236V238H39V235H38V234H35ZM35 235H34V236H35ZM52 235H51V236H52ZM73 235H75V236H73ZM122 235H123V234H122ZM171 235H172V234H171ZM174 235H175V234H174ZM174 235H173L172 237H174ZM263 235H264V232H263ZM263 235H262V237H263ZM29 236H28V240H27L28 243H31L30 245L35 247V243L33 244L34 240H32V242H29V241H30V239H29L30 237H29ZM34 236H33V238H34ZM41 236H43V235H41ZM45 236L47 237V236H50V235H45ZM66 236H67V237H66ZM132 236H133V237H132ZM148 236H150V235L148 234ZM192 236H193V235H192ZM198 236H199V235H198ZM211 236H212V234H211ZM4 237L7 238V242H6V239H5ZM36 237H35V238H36ZM103 237H104V235H103ZM112 237H113V236H112ZM115 237H113V238H109V237H108V239H107V246H108V247L106 246V243H105V242L103 243V244H104V245H103V247H104V250H103V251H105V254H107V250H106V249L109 248V247H111V246H113V245H114V242H115L116 240H117L116 242H119V243H118L119 245L122 243L121 245H122V248L124 249V247H125L124 244H123L124 241H122L120 238L118 239V237H117V238H115ZM155 237L153 236V239H155ZM180 237H181V243L183 244V241H185V240H182V236H180ZM14 238H16V237H14ZM17 238H16V239H17ZM23 238H22V239H23ZM26 238H27V237H26ZM35 238H34V239H35ZM38 238H36V239H38ZM42 238H43V237H42ZM42 238H41V240H40V243L42 242ZM83 238H84V239H83ZM97 238H98V237H97ZM97 238L95 239V241H97ZM175 238H177V235H176ZM210 238H211V237H210ZM210 238H208V240H209ZM232 238H234L235 240H233ZM247 238H248V239H247ZM259 238H260V237H259ZM39 239H40V238H39ZM54 239H55V238H54ZM54 239H53L52 237H51V239L47 237V240L49 241V244H48L47 242L44 241V238H43V242L47 243L48 246H49V245L51 244V240H54ZM102 239H103V238H102ZM143 239H144V240H143ZM156 239H159V234L157 235ZM197 239H198V238H197ZM197 239H193V241H192V239H191V240L188 239V241H191V242L193 243L194 240H195L194 243H197V242L199 241V239H198V240H197ZM25 240H26V239L24 238L23 241H25ZM55 240H57V239H55ZM69 240H68V242H69ZM98 240H99V238H98ZM138 240H140V241H138ZM172 240H173V238H172ZM176 240H177V241H178V240L180 241V238L178 237ZM231 240H232V241H231ZM246 240H247V241H246ZM263 240H264V238H263ZM21 241H22V240H21ZM21 241L19 240V243H20V244L22 243ZM27 241H26V242H27ZM60 241H61V242H64V241H63V238H61ZM99 241H100V240H99ZM167 241H168V245H167ZM179 241H178V243H179V246H180V242H179ZM196 241H197V242H196ZM204 241H205V240H204ZM218 241H219V238H218ZM3 242H4V241H3ZM11 242H13V241H11ZM11 242H8V246H9V248H7V247H8V246H7V247L4 249V251H5L6 249H7V250H6L7 252H8V250H10V246H11V247L13 246V245H12L13 243H12V244H9V243H11ZM125 242H126V241H125ZM139 242H143V244H139ZM156 242H157V244H159V242H158L157 240H156ZM174 242H175V240H174ZM191 242H189V243H191ZM209 242H210V241H209ZM220 242H221V241H220ZM220 242H219V243H220ZM227 242L223 244V245H224V249H226V246H225V245H227ZM238 242H237V243H238ZM240 242H239V243H240ZM247 242H249V243H247ZM251 242H252V241H251ZM260 242H261V241H260ZM263 242H264V241H263ZM263 242H261V244H262V250H264V246H263L264 243H263ZM17 243H18V240H17ZM36 243L39 244V241H36ZM53 243H54V241H53ZM101 243H102V242H101ZM151 243L153 244V242H151ZM178 243L175 242V244H177V245H178ZM194 243H193V244H194ZM205 243H206V242H205ZM205 243H204V244H205ZM207 243H208V242H207ZM234 243H235V242H234ZM38 244H37V247H38V248L40 247V249H41V246L43 245V243H42L41 246H38ZM55 244H57V246L59 247V243L56 242ZM55 244H54V246H55V250H54V252L56 251V248H58V247H56ZM97 244H98V246L101 245L100 243H97ZM97 244H96V245H97ZM99 244H100V245H99ZM204 244H203V245H204ZM211 244H213V242H211ZM21 245H22V244H21ZM26 245H27V244H26ZM30 245H27V246H30ZM44 245H45V244H44ZM85 245L83 246L84 248H86ZM141 245H143V246L140 248ZM154 245H155V244H154ZM159 245H161V244H159ZM197 245H198V244H197ZM217 245H218V244H217ZM223 245L221 246V248L223 247ZM234 245L236 246V244H234ZM14 246H15V245H14ZM50 246H53V245L51 244ZM92 246H93V249H92ZM105 246H106V248H105ZM162 246H161V249H163ZM179 246H178V247H179ZM188 246H190V245H188ZM208 246H209V253H211V251H210V250H211L210 243H209V245H207V247H208ZM235 246H232V247L234 248ZM260 246H261V245H260ZM34 247H33V248H34ZM37 247H35V248L37 249ZM43 247H44V246H43ZM67 247H68V245H67ZM100 247H101V246H100ZM103 247H102V248H103ZM190 247H191V246H190ZM207 247H206V248H207ZM212 247H213V246H212ZM228 247H229V246H228ZM228 247H227V248H228ZM232 247H231V251H232ZM33 248L31 247L30 250L33 251ZM35 248H34V251H35L36 254H37V251H40V250H39V249H38V250H35ZM74 248H75V247H74ZM74 248L72 249V251H76V249H74ZM90 248H89V249H90ZM102 248H101V249H102ZM157 248H159L158 245H157ZM188 248H189V247H188ZM259 248H261V247H259ZM44 249H46V248H45V247L43 248V252H44V251L46 252V250H44ZM50 249H51V248H50ZM53 249H54V247H53ZM53 249H52V250H53ZM59 249H61V248L59 247ZM66 249H67V250H68V249L70 250L71 248L69 247V248H66ZM139 249H140V250H139ZM182 249H183V247H182ZM186 249H187V247H186ZM200 249H201V248H200ZM204 249H205V248H204ZM234 249H235V248H234ZM234 249H233V251H234ZM13 250H15V252H16V248H15V247H13V249L10 250V252H8V254H10V257H9V258H11L10 261H12V258H13V257H11V252L13 253ZM18 250H19V249H18ZM24 250H25V248H24ZM26 250H27V249H26ZM28 250H29V248H28ZM47 250L49 251V247H48ZM52 250H51V252H52ZM69 250H68L67 252L70 254L72 251L69 252ZM82 250H83V251H82ZM129 250H130V249L128 248L127 251H129ZM134 250H135V249H134ZM149 250L152 251V254L149 253ZM157 250H158V249H157ZM175 250H176V251H175ZM184 250H185V249H184ZM207 250H208V249H207ZM236 250H237V248H236ZM262 250H258V251L260 252V253L258 252V253L260 254L259 258L261 257V260H260V261H261L262 263H261V262H260V263L258 262L259 258H258V253H257V254H255V255H256L255 258L252 256L253 259H255L256 261H254V260H251V261L248 260V261H246L247 264H250V263L252 264L253 261H254L253 264H254L255 262H257L258 264H264V263H263L264 260H262V259H263V256H262L263 252L261 253ZM1 251H2V250H1ZM1 251H0V255H1ZM6 251H5V253H6ZM31 251L29 252L30 255L32 254ZM58 251H59V250H58ZM58 251H57L56 253H58ZM62 251H63V250L61 249L60 253H61ZM87 251H89V250H88V249L85 250V249H82V248H81L80 253H81V252H82V253L85 252V253H84V254H80V253L78 252V256H79V254H80V256H82V255H83V256H88V255H89V256H88L89 258H87L86 260L90 259V256H92V255H90V253H88ZM103 251H101L102 253L99 255V258H101V257H102V254H104ZM141 251H142V252H141ZM196 251H197V249H196ZM221 251H222V249H221ZM231 251H230V252H231ZM45 252H44V253H45ZM109 252H110V251H109ZM130 252L132 253L131 250H130ZM166 252H165V253H166ZM193 252H195V251H193ZM198 252H199V251H198ZM202 252H203V251H202ZM219 252H220V250H219ZM234 252H235V251H234ZM237 252H238V251H237ZM248 252H249V257L247 256ZM22 253H23V250H21V252H19V255L22 254ZM29 253H28V254H29ZM39 253H40V255L42 254V252H39ZM47 253H48V252H47ZM60 253H59V255H61L62 253H64V254H63V258H65L66 255H67V258H65V259H66V260L68 259V255H69V254H66V250L63 251L61 254H60ZM76 253H77V252H75V254H76ZM87 253H88V255H87ZM96 253L94 252L93 255L95 254V256H97ZM140 253H141V254H140ZM191 253H192V251H191ZM220 253H221V252H220ZM16 254L18 255V251H17ZM16 254H14V255H16ZM24 254H25V253H23L22 255L24 256ZM65 254H66V255H65ZM105 254H104V255H105ZM133 254H134V253H133ZM206 254H207V253H206ZM214 254L217 255L216 252H215ZM222 254L224 255V258H225V255L227 256V254H229V251L227 252V254H226V253H223V252H222ZM6 255H7V253H6ZM12 255H13V254H12ZM14 255H13V256H14ZM19 255H18V256H19ZM25 255H26V254H25ZM38 255H39V254H38ZM38 255H37V257H38ZM40 255H39V256H40ZM109 255H110V254H107L108 259H107V256H106V257L103 256V258H105L106 261L109 262V264H112V262H110V259H112V258H111V255H110V256H109ZM146 255H147V256H146ZM149 255H150V256H149ZM154 255H155V256H154ZM185 255L187 256V254H185ZM230 255H231V254H230ZM235 255H236V254H235ZM244 255H246L247 257H245ZM8 256H9V255H8ZM8 256H7L6 258H8ZM27 256H28V261H29V259L32 258V255H31L30 258H29V255H27ZM57 256H58V255H57ZM64 256H65V257H64ZM69 256H71V255H69ZM73 256H74V255H73ZM100 256H101V257H100ZM131 256H132V255H131ZM134 256H135V255H134ZM136 256H137V254H136ZM192 256H193V254H189L188 257H191V258H192ZM210 256H211V255H210ZM236 256H237V255H236ZM236 256H235V257H236ZM34 257H35V255H34ZM40 257H41V259H42V261H43V258H47V254H46L45 257H43V254H42V256H40ZM50 257H51V254H49V258H48V259H50ZM53 257H54V256H53ZM58 257H59V256H58ZM109 257H110V259H109ZM112 257H114V255H113ZM139 257H138V259H139ZM149 257H151V260H150V259L148 260ZM202 257H203V256H202ZM221 257H222V256H221ZM242 257H243V258H242ZM244 257H245L246 260L244 259ZM252 257H250V258H252ZM0 258H1V257H0ZM4 258H5V256L3 257V259H4ZM6 258L4 259V261L6 260ZM9 258L7 259V262H8V260H9ZM18 258H23V260H24L25 256H24V257H21V256H20V257H18ZM51 258H52V257H51ZM54 258H55V257H54ZM54 258H53V259H54ZM61 258H62V256H61ZM69 258H70V257H69ZM78 258H80V257H76V258L74 257V259H73V257H72V258H71V261L73 260L72 263H73V262H74V264L77 263L78 261H75V259H78ZM96 258H98V257H96ZM152 258H153V260H152ZM183 258H184V259H183V260H180V261H179V258H178V261H179V262L177 261L178 264H186V263H187V262H186V257L183 256ZM191 258H190V259H191ZM199 258H200V257H199ZM213 258H214V256H213ZM217 258H219V257L217 256ZM217 258H216V260H217ZM227 258H229V256H227ZM231 258H232V256H231ZM231 258H230V260H231ZM237 258L239 259L238 256H237ZM250 258H249V259H250ZM3 259H2V260H3ZM15 259L20 263L21 260L19 261V260L17 259V257L15 256V258H13V261L11 262L12 264H14V263L16 262ZM35 259H36V261L38 262V260H37L38 258L35 257ZM35 259L33 260V258H32L31 262H32V261L35 262ZM41 259H40V263H41ZM84 259H85V258L83 257V260H84ZM93 259H95V257L92 256V259H91L92 262H93ZM114 259H115V263H117V264H118V263L121 264L120 262H122V264H123V261H118L119 258H118V259H117V258H114ZM131 259L135 260V262H136V259H134V257H133V258L131 257ZM181 259H182V258H181ZM190 259H189V260H190ZM193 259H194V257H193ZM193 259H192V260H193ZM208 259H209V257H208ZM220 259H221V258H220ZM220 259H219V261H220ZM50 260H51V259H50ZM55 260H57V259L55 258ZM59 260H60V259H59ZM79 260H81V259H79ZM83 260H82V262H83ZM101 260H102V259H101ZM101 260H98V261L100 262ZM160 260H161L160 263L162 264L163 258H161ZM164 260H165V259H164ZM196 260H197V259H196ZM222 260H223V258H222ZM233 260H234V258H233ZM46 261H47V259H46ZM46 261H45V262H46ZM57 261H58V260H57ZM57 261H55V262H57ZM61 261H62V260H61ZM69 261H70V259H69ZM71 261H70V262H71ZM84 261H85V260H84ZM91 261H90V263H91ZM106 261H105V264H106ZM111 261H112V260H111ZM167 261H166V262H167ZM201 261H203L202 258H201ZM204 261H205V259H204ZM209 261H210V260H208V262H209ZM227 261H228V260H227ZM25 262H27V259H25ZM59 262H60V261H59ZM63 262H64V261H63ZM63 262H62V263H63ZM67 262H68V261H67ZM82 262H81V264H83V263L88 264L87 261H85V262H83V263H82ZM96 262H97V261H96ZM124 262H125V261H124ZM135 262H134V263H135ZM163 262H164V264H166L165 261H163ZM190 262H191V260H190ZM237 262H238V261H236V259H235V263H237ZM0 263H1V262H0ZM27 263H28V262H27ZM29 263H30V261H29ZM32 263H33V262H32ZM40 263H39V264H40ZM72 263H71V264H72ZM78 263H79V262H78ZM103 263H104V262H103ZM103 263H101V264H103ZM137 263H138V261H137ZM171 263H170V264H171ZM196 263H197V262H196ZM224 263H225V260H224ZM1 264H4V263H1ZM5 264H7V263H5ZM8 264H9V262H8ZM23 264H25V263H23ZM41 264H43V263H41ZM46 264H47V262H46ZM48 264H51V261H50ZM132 264H133V263H132ZM142 264H143V263H142ZM151 264H155V263L153 262V263H151ZM175 264H176V262H175ZM193 264H194V261H193ZM217 264H220V262H217ZM229 264H230V263H229ZM232 264H234V262H233ZM240 264H241V263H240Z\"/></svg>",
	"mask_w": 264,
	"mask_h": 264
}]
</instances>
